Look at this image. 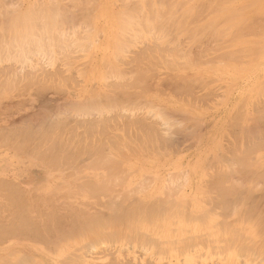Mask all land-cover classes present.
Wrapping results in <instances>:
<instances>
[{"label": "rangeland", "instance_id": "obj_1", "mask_svg": "<svg viewBox=\"0 0 264 264\" xmlns=\"http://www.w3.org/2000/svg\"><path fill=\"white\" fill-rule=\"evenodd\" d=\"M2 3H3V1L2 0H0ZM5 1H6V3H8L7 5L5 4V5H3L1 2H0V6L1 5H3V6H1V8L3 9H0V36H1V34H2V37H4V34H6L5 32H4V34H3V32L2 31H4V30H7V29H10L11 30V32H9L10 30H8L7 31V35H5L6 37H4L3 39H1L2 37H0V43L2 44V43H4L5 45H8L9 44V42H10V40L11 41H13V43L11 42V44H10V46H11V48H9L10 46L8 45V47H7V49H6V46H3V45H1L0 44V55L2 54V48L4 49V52H3V56H0L1 57V59L3 58V57H5L7 54L5 53V51L7 52L8 50L10 51V49H12V44H15V47H16V44H17V46H18V44L20 43V45H22V42H20L19 40L21 39V36H20V32H22L23 30L20 28V26L19 25H23L24 26V23H26V24H28L30 21H31V19L32 18H34L33 19V21L34 20H36V21H38V19L40 18V20L38 21V22H35V24H44V26H45V23L46 24H48V27H47V25L45 26V29L46 30H44V29H42L44 26L43 25H41L40 26V28H38L39 27V25L37 26V25H35V30H33L34 31V34H35V37L37 38V40H36V38L35 37H33L34 39H32V36H34L33 35V32L32 31H30V28H31V23L33 22V21H31L30 22V26L29 25H27L26 26V28L27 27H30L28 30H27V32L28 31H30V32H32V36H31V34H27V32H26V34L28 35H23L22 37H24V38H27L28 37V41H29V36H31L30 38V40H34V42H36V41H38L39 42V44H41V47H40V49H42L41 51L37 48V47H39V46H36L35 47V45H33L34 47L33 48H31L32 47V42H28V41H26L27 39H25L24 40V42H23V44H25V42H26V45H27V48H28V50H26L25 48H23L24 49V51L26 50V51H28L29 52V55L28 56H30V57H28V56H23L22 55V48H19V52H21V55L22 56H20L19 55V57L20 58H22L21 59V61H19L18 59H19V57L16 55V54H18L17 53V51H16V54H14V55H12L11 57H13V56H17L18 57V59H16L15 57H13V58H15V61L16 60H18L19 62H18V64L20 63L21 65H18L17 64V61L16 62H12V60H8V62H6L5 61V63H4V60H1L0 59V68H1V70H0V81H3V80H6L5 81V83H9L8 85H0V101H7V100H15V99H18L20 96H21V94L23 95V93L24 94H29L28 93V90H30L31 88H34V87H30V86H24V85H16V83L15 82H17V80H18V82L17 83H26V81L25 82H21L20 80H22V79H24L25 77V80L26 79H28V78H30L31 79V77H30V74L29 73H31V75H33L32 73H35L36 72V75H39L41 72L39 71V70H41V69H39V68H43V66H44V68L41 70V71H43L44 69H46L45 71H43L44 73L46 72V74L48 73V75H47V78H49V80H47V78L45 77V75H44V73L42 72L41 73V75L40 76H37V77H34V76H32V79L33 78H36V79H43V82L44 83H46L47 85H46V88H49L50 89V93H51V98H50V100H49V102H50V104L53 106V104H56V103H59V101L58 100H60V102H61V104L63 103L64 105H62V107L63 106H65L66 108H65V111H64V107L61 109L60 108V106L61 105H58L57 104V107H56V105H54V107H56V108H53V110H55V112H57L58 111V114L60 115H58V114H53V112H52V117L54 116V118L55 119H53V127L56 125V122L59 124V122H60V120L59 119H61L60 117H61V115H62V113L61 112H63V113H65L66 112V109H69L70 107H71V104L73 103V105H74V108L70 111V114H69V116L70 115H72V116H70V118H69V116H68V120H69V126L71 127L70 129H72L71 130V134H69V137H68V146H69V149H67V150H59V151H54L53 150V154H55L56 153V155H54V156H57V157H62V158H69V156H70V158L72 159V161H74V163H76V162H78V161H80V160H82V159H92L93 160V158H94V160L97 158V154H100V149H101V147H102V149H101V154H100V156H98L99 158H97V159H99V160H95V161H97V164L98 165H96V163L93 165L95 168H93V166L92 167H90L89 169L87 168V169H83L82 171H75L74 173V175H72V176H69V179H74V180H72V181H68L67 183H66V185H67V188L66 189H64V190H62V191H52V195L54 196V195H62L63 196V200H62V202H63V205L60 207V210L59 209H57V207L54 205V203H52V206H53V208H52V217H51V225H52V228H51V230H45L44 231V233H45V236H46V240L48 241H50V243H51V252H52V255H53V257L55 258V259H57V261H55V262H53L52 264H264V227H262V225L264 226V144H262V143H264V139H263V137H264V119H261V116L264 118V50L262 51V49H264V0H125L127 3H129V5L128 4H126V2L124 1V0H95L96 1V3H95V1H94V4L90 1L89 3H91L90 4V7L88 6V4L89 3H87V7L88 8H90V9H87V7L86 6H82V5H84V3H86V1L85 0H83V2H82V0L80 1H78V2H82L81 3V5H80V3L79 4H76V5H79L78 7H79V10H77V12H76V9L78 8H75L76 7V5H74L75 3L74 2H76V0L74 1V0H71V1H74V2H72V4L75 6H73L72 4H71V7H70V2L68 3V4H66V2H64V3H62V1L60 2L59 0H58V2L56 1V0H49V4H48V2H46L45 3V0H37L36 2H39V4H46L45 5V9L43 8L42 10H41V8H39V10H41V11H39L38 9H37V7L38 6H35V1H34V5H32V0H20L21 1V4L23 5H21L19 2V0H17V1H19V2H17V3H19L18 4V6H17V3H15V1H13V3L14 4H16V5H14L12 2H7V0H4V3H5ZM8 1H10V0H8ZM42 1V3H40ZM46 1H48V0H46ZM54 2V1H56V2H54V3H52V4H50L51 2ZM66 1H68V0H66ZM115 1V2H114ZM121 1V2H120ZM24 2H25V4H24ZM117 2V3H116ZM122 2H125V4H126V6H125V4L124 5H121V4H123ZM140 2H144L145 3V5L144 4H139ZM77 3V2H76ZM112 3V4H111ZM113 3H114V5H113ZM119 3V4H118ZM121 3V4H120ZM10 4V5H9ZM11 4H13V5H11ZM38 3L36 4V5H39ZM48 4V5H47ZM55 4V5H54ZM56 4H58V7H61V6H63L64 7V9H61L60 8V12L62 13V11L61 10H63V12H65L66 11V9L65 8H71V10H67V12H68V15H67V13L65 12V14L67 15L66 17H65V15H64V17L63 18H66V20L65 21H67V22H65V23H63L64 21H62L63 20V18H57V14L59 13V11H58V7H55V6H57ZM64 4V5H63ZM96 4V5H95ZM108 4V5H107ZM156 4V5H155ZM25 5V6H24ZM29 5V6H28ZM49 5H50V7H52V8H50L49 7ZM61 5V6H60ZM68 5H69V7H68ZM92 5V6H91ZM140 5V6H139ZM144 5V7L142 8L141 6H143ZM4 6H6L5 8H4ZM7 6H11V7H15V8H19L16 12H11V11H13L12 9H15V8H12V9H10L9 7V10L7 9ZM31 6H33V7H35V8H31ZM54 6V7H53ZM67 6V7H66ZM95 6H96V8H95ZM111 6H112V8H111ZM126 7V9L124 8H122V7ZM134 6H136L137 8L135 9V11L136 10H138V11H136L137 12V14H136V12H134ZM159 7V9H158V7ZM28 7H30V8H28ZM39 7H41L40 5H39ZM50 9H49V8ZM86 7V9H84V8ZM91 7H93V9L95 10H93ZM115 7V8H114ZM154 8V9H152V8ZM161 7V8H160ZM27 8H28V10H27ZM55 8H57V10H55ZM83 10H82V9ZM110 8V9H109ZM140 8H141V10H140ZM47 9H49V10H51V9H54L55 11H56V13H55V11L53 10H51L50 12L52 13H54V15H53V13L51 14L50 12V14L52 15H50V18H51V20H49L48 21V18L49 17H47L46 15H48V11L47 12H45ZM81 9V10H80ZM101 9V10H100ZM112 9H114V10H112ZM117 9V10H116ZM130 9V10H129ZM133 9V10H132ZM144 11H143V10ZM158 9V11H156ZM5 10H8V11H6V13H5ZM24 10H27L26 11V13H25V11ZM34 10H35V12H34ZM36 10H37V12H36ZM45 10V11H44ZM73 10H75V12L73 11ZM88 10V11H87ZM109 10V11H108ZM112 10V12H110ZM125 10H126V13H125ZM129 10V11H128ZM139 10L141 11V13L142 14H140V12H139ZM151 10H153L152 12H151ZM155 10V11H154ZM2 11H4V14H6L7 16H5L4 14L3 15H1V13H3ZM24 11V12H23ZM43 11V12H42ZM71 11L72 12H74V13H71ZM85 13H84V12ZM93 11V12H92ZM107 11V12H106ZM123 12V14H120V12ZM133 13H132V12ZM149 11V12H148ZM9 12H11L12 14H11V18L13 17V18H16V19H13L12 18V20H11V18H10V13ZM38 12H41V13H38ZM79 12V13H78ZM82 13V15L83 16H86L87 15V13L86 12H88V14H89V18H91L92 20H88V19H86V21H89L90 22V24L89 23H85V25L83 26V25H79V23H80V19H82L83 20V16L81 15V13ZM116 12V13H115ZM118 12V13H117ZM127 12H130L131 13V15H129ZM15 13H16V15H15ZM17 13H19L21 16H19V14H17ZM60 13V16H62L63 14H61ZM102 13V14H101ZM112 15H111V14ZM23 14V15H22ZM55 14H56V20H54V18L55 17H53V16H55ZM70 14H72V16L74 15V16H76V17H72V19L73 18H75L77 21L78 20H80V21H78L79 23H77L76 22V20H74L75 22H76V24H75V22L73 21V24L74 25H72V23H70L71 24V26H73V31L71 30V26H69V25H67L68 24V21H70V20H68V19H70L71 18V16H70ZM81 15L80 16V19H79V17H78V19H77V16H79V15ZM98 14V16L97 17H94L95 15H97ZM106 14V16H104V15ZM133 14V15H132ZM134 14H136V15H134ZM144 14V15H143ZM146 14V15H145ZM149 14H150V16H149ZM103 15V16H102ZM109 15H111V16H113V18L111 17V16H109ZM119 15H121V16H123V18H124V16L126 17V19H127V17L129 18V16H131V18H129V21H132V23L131 24H129V26L130 25H132V27H135L134 26V24H133V22H136V23H138V24H135L136 25V28H135V33H137V31H139L140 32V30H142L141 28H143L144 27V30L143 31H141V32H144L143 34H142V36H141V38L143 37V39H141L140 38V35L141 34H139V33H137L136 35L134 34V28H132L131 26V28L132 29H130V27L128 28L127 27V30H131L130 32V34L131 35H135L136 36V38H137V36H139V40L137 41V42H139L140 44L143 42L142 40H144L146 37H147V35H145L148 31H146V29H149L148 28V26H150V25H148L147 26V28H146V25H144V24H147L146 22H148V24H151V26L153 27L154 25H155V23H157V22H155V19H157V20H159V22L157 23L158 25V29H156L157 28V26L155 25L154 26V28L157 30L156 32H154V28H150V29H152L153 30V32H154V37L152 36L153 34L151 33V31H150V29H149V32L152 34V35H150V33L148 32L147 34L149 35L148 37L151 39V38H153V40L154 41H151L152 43H154L155 42V40L157 39V38H159L160 36V34H162L163 36H165V37H160L159 38V40H156V42H157V44L159 43V45H160V43L162 42V44L163 45H168V47L167 46H163V45H161V46H163L164 48H162L161 46H158L159 48L161 47L162 48V50H161V52H160V55H159V53H158V56H159V58H157L158 56L156 55L157 54V47H154L153 46V48L152 49H155V53H154V50H153V52L150 50L151 49V47H152V45H150L151 43H150V40L149 41H147L148 39L146 38V41L144 40V45L146 46V44H148V45H150L151 47H149L150 49V54H149V50L147 49V46H146V49H143L145 46L144 45H142V47H141V45L139 44V43H135V41L138 39H136V38H134V36H131V35H129L127 38H125L126 40L128 39V41H126L124 38H123V42H127L126 43V46H127V44H128V46H127V48H129V45L131 46V44H132V49L131 50H133L132 52H134V50H135V48H136V50L135 51H137V53L140 51L139 49L141 48L142 50H145V52L147 53V54H142V56L140 57V58H145L144 60H146V58H147V56H148V59H149V61H151L150 63V65H152V64H154V65H156V67L154 66V65H152V66H150L149 64H148V62H147V60H146V62L143 60V58L142 59H140L138 56V58L135 56L136 54H133V53H128L126 56H125V63H128L129 62V60H131V64L130 63H128L127 64V66H125V65H122V64H124L123 62H120L121 60L120 59H122V58H120L121 57V49L122 48H124L125 47V49H126V46H125V43H123V42H121V43H123V44H121L122 46H120V44H119V47H121V48H119L120 49V52H118V54H119V61L118 62H120V64H116L115 65V60L117 61V55L118 54H116V58H115V60H113V58L114 57H112L111 56V54H112V50H114L113 48H114V45H113V43H118L119 41L116 39V37H117V35L119 34V32H120V28L122 27V26H124L125 27V25H126V22L125 21H128V19L127 20H121V21H124V24L121 26V27H119V24L117 25L116 24V22H118L117 20H120V18L121 17H119ZM127 15H129V16H127ZM140 17V16H142L143 15V17L144 16H146L145 18H142V17H138V16ZM147 15H148V17H147ZM155 15V16H154ZM5 16L6 18L4 19L3 17ZM16 16V17H15ZM23 16V17H22ZM25 16V17H24ZM26 16H27V19L28 20H30V21H28V20H26L25 18H26ZM34 16V17H33ZM46 16V17H45ZM91 16H93V17H91ZM137 17V18H135L136 20H138V21H136V20H133V18L134 17ZM151 16H152V18H151ZM29 17V18H28ZM38 17V18H37ZM87 17V18H88ZM101 17V18H100ZM103 17V18H102ZM110 17V18H109ZM118 17V19H116L115 20V18H117ZM7 18L9 19V21H10V24H9V21H6L7 20ZM41 18H43L42 19V21H41ZM49 18V19H50ZM52 18H53V20H52ZM68 18V19H67ZM96 18H98V20L96 19ZM140 20H139V19ZM155 18V19H154ZM3 19V20H2ZM20 19H25L26 20V22H25V20H20ZM57 19H60V21H59V25L55 22V21H57ZM62 19V20H61ZM71 19V20H72ZM107 19V20H106ZM130 19H132V20H130ZM144 19V20H143ZM152 19H154V20H152ZM4 20H5V22H4ZM15 20V21H14ZM21 22H23V23H19L20 21ZM44 20H47V22L45 21V22H43ZM146 20V21H145ZM147 20H152L151 22H149V21H147ZM17 21V22H16ZM28 21V22H27ZM41 21V22H40ZM51 21H52V23H51ZM84 21V20H83ZM83 21L81 22V23H83ZM92 21V22H91ZM121 21H119V23H121ZM140 21H142V24H141V22ZM1 22H2V25H1ZM8 22V23H7ZM55 22V24L57 25V27L55 28V27H53L52 26V24ZM58 22V21H57ZM98 24H97V23ZM111 22V23H110ZM153 22H155L154 23V25H152V23ZM6 23V24H5ZM18 23H19V25H18ZM63 25H62V24ZM93 24V26H92V24ZM107 25H106V24ZM128 23V22H127ZM11 24H17L18 25V27L20 28L19 30H22V31H20L19 32V30L16 28V27H14L15 29H17V32H19V33H17V34H14L15 33V31H14V29H13V26L11 25ZM25 24V25H26ZM51 24V25H50ZM62 25V27H61V25ZM65 24V25H64ZM78 24V25H77ZM6 27H5V26ZM17 25H15V26H17ZM33 25V24H32ZM55 25V26H56ZM75 25H77V26H75ZM118 27H117V26ZM141 25V26H140ZM142 25H143V27H142ZM159 25H161V26H159ZM1 26H3V29H2V27ZM8 26V27H7ZM51 26V27H50ZM59 26V27H58ZM86 26V27H85ZM90 26H92V29H93V33H90V34H88L89 36H91V37H89L88 39H87V37H86V40H89V41H92V44L91 43H89L88 44V46L90 45L91 47H90V49H89V51L87 52V50H86V47L85 46H87L86 45V40H85V38H84V40L86 41V42H84L83 41V43L81 44L80 42V44L78 43V40H77V44L75 43L76 42V40H74L75 39V37L76 36H74V38H71V36L73 37V35H76V33L78 32H83V30L85 29V31H87L88 32V30H89V32H90ZM138 26H140V27H138ZM42 27V28H41ZM66 27L67 28H69L71 31V33H69V29L67 30L66 29ZM83 27H85L84 29H82ZM160 27H161V29H160ZM5 28V29H4ZM33 28V27H32ZM47 28H49V29H47ZM51 28H52V31H51ZM59 28H61L60 30H62V31H64L65 29L68 31V32H66V33H64V32H62V31H60V30H58ZM82 29V30H78V29ZM88 28V29H87ZM94 28H96L95 30L96 31H98L99 33H101L100 34V38L98 37L99 36V34H97L98 36H96L95 35V37H96V39H97V41L98 42H96L95 40V37H93L92 35H94V34H96L95 32V30H94ZM116 28V29H115ZM120 30H119V29ZM2 29V30H1ZM13 29V30H12ZM25 29V28H24ZM37 29L39 30V31H37ZM41 29H42V31H41ZM57 29V30H56ZM75 29L77 30V32L75 31ZM91 29V30H92ZM109 29V30H108ZM114 29H115V31H114ZM122 29H124V28H122ZM140 29V30H139ZM160 29V31H161V33H160V31H158ZM32 30V29H31ZM49 30V31H48ZM55 30V31H54ZM14 31V32H13ZM35 31H37V32H35ZM48 31V32H47ZM59 31V32H58ZM84 31V32H85ZM112 31V32H111ZM128 31V32H129ZM166 31H167V33H166ZM52 32V33H51ZM55 32V33H54ZM64 33L63 35L61 34V33ZM83 32V33H84ZM115 32H116V35H115ZM121 32H124V30L123 31H121ZM120 32V33H121ZM126 32V31H125ZM124 33V34H129V33ZM146 32V33H145ZM157 32H158V34L159 35H157ZM169 32V33H168ZM12 33V34H11ZM23 33V32H22ZM39 33H43V34H39ZM54 33V35L56 34V33H58V34H56L55 36L54 35H51V34H53ZM108 33V34H107ZM171 33H173V34H175V35H173V34H171ZM191 34V36H190V34ZM11 34V35H10ZM24 34V33H23ZM36 34H38V35H36ZM45 34V35H44ZM47 34V35H46ZM66 34H68V36L66 37ZM104 34V35H103ZM109 35L110 34V36H107V35ZM169 35L168 37H167V35ZM183 34V35H182ZM192 34H193V36H192ZM204 34H205V36H204ZM10 35V36H9ZM13 35H15L14 36V38L16 39V36H17V41L16 40H14L13 39ZM22 35V34H21ZM44 35V36H43ZM59 35V36H58ZM79 35V34H78ZM84 35H86V32L84 33ZM102 35V36H101ZM114 35V38L112 37ZM121 35H122V33H121ZM121 35H119V36H121ZM144 35H145V38H144ZM172 35V36H171ZM197 35V37H195ZM200 35V36H199ZM18 36H20V39H19V37ZM52 38V36L53 37H55L56 38V40H55V38H52V40L49 38ZM64 37V38H62V39H60V37ZM80 36H82V34L80 33ZM79 36V37H80ZM87 36V35H86ZM104 36V37H103ZM118 36V37H119ZM122 36H124V35H122ZM121 36V37H122ZM156 36H158L157 38H156ZM208 36V37H207ZM39 37H40V39H39ZM47 37V38H46ZM57 37H59V38H57ZM78 37V38H79ZM94 38V40H93V38ZM117 37V38H118ZM120 37V38H121ZM169 37H170V40H169ZM173 37H175V38H173ZM178 37V38H177ZM180 37H182V38H180ZM192 37H195V38H198V39H195V41H194V39L192 38ZM199 37H201V38H199ZM10 40H9V39ZM45 38V39H44ZM68 38H70V40L68 39ZM83 38H82V40H83ZM106 38V39H105ZM136 39L135 41H134V39ZM163 38H165V39H163ZM187 38V39H186ZM216 38V39H215ZM39 39V40H38ZM42 39V40H41ZM53 39H54V41H53ZM69 41H71V42H69V43H71V44H69L68 43V40ZM114 39V40H113ZM132 41H131V40ZM163 39V40H162ZM166 39L168 40L167 42H166ZM172 39V40H171ZM177 40V41H175V40ZM209 39V41H207ZM7 40V41H6ZM40 40H41V42H40ZM50 40V41H49ZM61 40H64V43H65V41H66V43H67V46H66V44L65 45H62L61 46V44H62V41ZM80 40V39H79ZM114 42H113V41ZM118 41V42H115V41ZM122 40V39H121ZM129 40L131 41V42H129ZM162 40V41H161ZM206 41V43H204L205 41ZM215 40V41H214ZM4 41V42H3ZM14 41H16L17 43H15ZM43 41H44V43H43ZM51 41H52V45H53V42H56V43H58V45H59V43H60V45H59V47L61 46L62 48L64 47V46H66L65 48H67L68 49V47H72V46H75V48H76V45L79 47H77V49H80V51H82V49H83V53L85 54V56H79V55H82L81 54V52L78 50L77 51V49H75V48H73L78 54L76 55V56H74V57H72V58H74V64H71V63H73V62H71L72 61V59H71V63H69V61L67 62V60H65V61H63L62 59H65L64 58V54L62 53V52H66V50L67 49H65V48H63V49H65L64 51H62V49H60V51H59V53L57 52V50H59V48H58V45L56 44V43H54L56 46H57V48L58 49H56V46L55 45H51L50 46V44H51ZM93 41H95V43H97V44H93L94 42ZM112 41V42H111ZM160 41V42H159ZM172 41V42H171ZM187 41V42H186ZM189 41L191 42L190 44H188L189 43ZM198 41H200V42H198ZM27 42H28V44H27ZM33 42V43H34ZM37 42V43H38ZM48 44H47V43ZM50 42V43H49ZM82 42V41H81ZM106 42V43H105ZM134 43V45L136 44V46L138 45V47H136V46H134L133 47V43ZM147 42V43H146ZM173 42H175V43H173ZM180 42V43H179ZM211 42V43H210ZM6 43H8V44H6ZM36 43V44H37ZM43 43V44H42ZM46 43V44H45ZM63 43V44H64ZM88 43V42H87ZM109 43V44H108ZM131 43V44H130ZM176 44V45H173V44ZM179 43V44H178ZM183 43H184V45H183ZM187 45H186V44ZM193 43V44H192ZM199 43V44H198ZM208 43V44H207ZM35 44V43H34ZM85 44V45H84ZM105 46H104V45ZM170 44V45H169ZM196 44H198V45H196ZM205 44V45H204ZM210 44H212V45H210ZM30 45V46H29ZM43 45V46H42ZM46 45H48V46H46ZM70 45V46H69ZM82 45V46H81ZM113 45V46H112ZM118 45V44H117ZM153 45H155L156 46V44H153ZM179 45V46H178ZM181 45V46H180ZM192 45H194V46H192ZM201 45H203L202 47H201ZM2 46V47H1ZM44 46H46L45 48H47V50H45L43 47ZM49 46H50V48H49ZM55 46V51L53 52L52 51V49H51V47L53 48ZM94 46L98 49L99 48V50H97V49H95L94 48ZM124 46V47H123ZM144 46V47H143ZM175 46V47H174ZM188 46H190V48H191V51H190V49H187V48H189ZM263 46V47H262ZM14 47V46H13ZM29 47H30V49H29ZM60 47V48H61ZM81 47V48H80ZM101 47H103L102 49H101ZM110 47H112V48H110ZM140 47V48H139ZM168 49H167V48ZM170 47V48H169ZM173 49H172V48ZM201 47V48H200ZM9 48V49H8ZM36 49V51H35V49ZM49 48V49H48ZM179 48V49H178ZM199 48V49H198ZM6 49V50H5ZM15 49V48H14ZM16 49H18V48H16ZM33 49V54L31 53V51L30 50H32ZM70 49V48H69ZM72 49V48H71ZM72 49V50H73ZM95 49V50H94ZM111 49V50H110ZM130 49V48H129ZM40 52H39V51ZM72 50H70V51H72ZM102 50V51H101ZM124 49H122V51H123ZM128 50V49H127ZM124 50V52H129V51H131V50ZM158 50H160V49H158ZM168 50V51H167ZM171 50V51H170ZM188 50V51H187ZM206 50V51H205ZM210 50V51H209ZM12 52H14V50H11ZM43 51H46V54H45V52H43ZM48 51V52H47ZM50 51V52H49ZM62 51V52H61ZM75 51H72V53H76ZM109 51V52H108ZM115 51H118V49L117 50H115ZM170 51V53L173 51V55L171 56H169V57H167L166 56V54H170V53H168ZM212 51V52H211ZM257 51V52H256ZM35 52V53H34ZM37 52V53H36ZM42 52L44 53V54H42ZM67 52H68V50H67ZM101 52V53H100ZM124 52L122 53V54H124ZM142 52V51H141ZM159 52V51H158ZM167 52V53H166ZM177 52V53H176ZM180 52H181V54H183V55H181L180 54ZM200 52V53H199ZM216 52H220V53H216ZM262 52V53H261ZM24 54H25V52H23ZM40 53H41V56H40ZM50 53H51V55H50ZM55 53H58V54H61V56L63 57L62 59H61V56H59V55H56V56H54V54ZM72 53H70V52H68L67 54L68 55H70V54H72ZM91 53V54H90ZM116 53V52H115ZM153 53V55H155V57L154 56H151V54ZM163 53H165V54H163ZM197 53V54H196ZM205 54L204 56H202V58H200V54ZM207 53V54H206ZM11 55V53H8V55ZM13 54V53H12ZM34 54H36V55H34ZM49 56H48V55ZM67 54L65 53V55L67 56ZM89 54V55H88ZM132 54H133V56H132ZM164 55L165 56V58L168 60V59H170V60H168V63H167V65L168 64H170L169 66H167L166 65V67L165 66H161V65H163V63L164 62H167L166 60L164 61L163 59H161V58H164V56L162 57V55ZM220 54V55H219ZM248 54V55H247ZM260 54H262V55H260ZM9 55V56H10ZM27 55V54H26ZM43 55H45L44 57H43ZM47 55V56H46ZM54 57H56V58H53L54 59V61L52 60V57L53 56ZM88 55V56H87ZM115 55V54H114ZM113 55V56H114ZM139 55V54H138ZM141 55V54H140ZM139 55V56H140ZM144 55H147V56H144ZM150 55V56H149ZM183 57V59H182V61H183V63H185V62H188V60L191 62V63H185V66H183V64H181L180 63V61H181V56ZM185 55H186V57H185ZM194 55V56H193ZM33 56V57H32ZM70 56H73V54L72 55H70ZM70 56H68V58L70 57ZM87 56V57H86ZM127 56H131V58L132 59H129ZM157 56V57H156ZM161 56V57H160ZM179 56V57H178ZM190 56V58H187V57H189ZM192 56V57H191ZM10 57V58H11ZM23 57H27L28 59H26V58H23ZM35 57V58H34ZM46 57V59H44ZM51 57V58H50ZM136 57V58H135ZM150 57V58H149ZM151 57H153L154 58V60L155 61H161V63L159 64L158 62H155L154 60H152L151 59ZM172 57H173V59H172ZM175 57H178L179 58V62L177 61L178 60V58H175ZM181 57V58H180ZM207 57V58H206ZM261 57V58H260ZM6 58H9V57H6ZM9 58V59H10ZM12 58V59H13ZM32 59L33 60V64H31L32 63V61L30 60V59ZM35 60H34V59ZM67 57H66V59H68ZM157 58V59H156ZM200 58V59H199ZM205 58V59H204ZM25 61H24V60ZM37 59V60H36ZM41 59H42V61H41ZM59 59H61L62 61H60ZM110 59V60H109ZM137 60V62H139V64H137L136 63V61L135 60ZM141 61H140V60ZM204 59V60H203ZM219 60V62H218V60ZM28 60H30L29 61V63L26 65V63L28 62ZM49 60V61H48ZM60 62V63H58V61ZM70 60V59H69ZM86 60H89V61H86ZM104 60V61H103ZM106 60L109 62H111L112 63V66L109 64H105L106 63ZM112 60H113V62H112ZM124 60V59H123ZM132 60H134V61H132ZM139 60V61H138ZM143 60V61H142ZM172 60H173V62H172ZM184 60H185V62H184ZM196 62H195V61ZM212 60V61H211ZM233 60V61H232ZM243 60H244V62H243ZM9 61H11V62H9ZM14 61V60H13ZM39 63H38V62ZM46 61V62H45ZM128 61V62H127ZM154 61V63H152ZM162 61H163V63H162ZM169 61H171V63H175V64H171ZM176 61V62H175ZM242 61V62H241ZM248 61V62H247ZM2 62V63H1ZM31 62V63H30ZM37 62V63H36ZM48 62V63H47ZM86 62V63H85ZM101 62V63H100ZM103 62V63H102ZM105 62V63H104ZM143 62H144V64H143ZM193 62H195V65H194V63ZM226 62V63H225ZM233 62V63H232ZM240 62V63H239ZM254 62V63H253ZM4 63V64H3ZM12 63V64H11ZM13 63H15V64H13ZM41 63V64H40ZM50 63H51V65H50ZM52 63H54V66H53V64ZM56 63V64H55ZM61 63H69L68 64V66H67V64L65 65V66H67V67H63V66H61V65H63V64H61ZM82 63H85V64H83V65H86V66H84L83 67V65H82ZM97 63H99V64H97ZM132 63H134V64H132ZM141 63V64H140ZM157 63V64H156ZM177 63V64H176ZM179 63L181 64V66L179 65ZM205 63V64H204ZM220 63V64H219ZM224 63V64H223ZM247 63H248V65H247ZM250 63V64H249ZM251 63H253V64H251ZM10 64V65H9ZM38 64V65H37ZM47 64V65H46ZM50 66H53V67H50ZM59 64V65H58ZM70 64H71V66H72V68L70 69ZM105 64V65H104ZM129 64L130 65H134V67L133 66H130V69H129ZM136 64V65H135ZM146 64H148L147 66L148 67H146ZM190 64L191 65H194V67H192V66H190ZM223 64V65H222ZM242 64V65H241ZM2 65V66H1ZM4 65V66H3ZM5 65H7V66H5ZM9 65V66H8ZM15 65V66H14ZM29 65V66H28ZM32 65V67L33 68H38V69H34L33 70V68L32 67H30ZM37 65V66H36ZM40 65V66H39ZM77 65H79V66H77ZM81 65V66H80ZM140 65H141V67H140ZM157 65H159L160 67H158ZM174 65V66H173ZM210 65V66H209ZM10 66H12L11 67V70L9 69L10 68ZM16 66L18 67V68H16ZM21 68H20V67ZM25 66H27V67H24ZM36 66V67H35ZM39 66V67H38ZM45 66H47V68L45 67ZM49 66V67H48ZM74 66H75V68H76V70L78 71H80V69H83V72H85L84 73V76H82V77H84L85 78V80H83L82 79V77L80 76V73H76V70L74 71ZM110 66V67H113L114 66V68L115 67H120V68H116L117 69V72L119 73V77H121V74L124 76V82H125V84H124V82H122V77L121 78H119L120 80H117V77L116 76H114L113 75V69H112V76H114V77H116V79L115 78H113L112 76H111V72L109 71V73H107V74H109L110 75V80H111V83H115L114 82V80H117L116 81V83L115 84H117L118 83V85L119 84H122V85H125L123 88V90H125V92L122 90V87L119 85V89H117L118 88V86H117V88H115V86H112V84L110 83V81H108V79H107V77L109 78V76L106 74H104L103 73V70L104 69H106L107 70V68ZM180 67V68H178V67ZM183 66V68H181ZM187 66H189V67H191V68H188ZM219 66V67H218ZM234 66V68L232 69V67ZM8 69H7V68ZM30 67V68H29ZM56 67V68H55ZM58 67V68H57ZM69 67V69L70 70H72L71 72H69L68 71V69H67V71L65 70V68H68ZM79 67H82V68H79ZM134 69H136V70H134ZM151 67H152V69H151ZM153 67H154V69H153ZM163 67V68H162ZM164 67H165V70H162V69H164ZM173 67V68H172ZM187 67V68H186ZM218 67V68H217ZM5 69V70H3V69ZM12 68H14V69H12ZM15 68H16V70L17 69H21L20 70V72H18V70L16 71L15 70ZM27 68H28V70H27ZM59 69L58 71H61V74L60 73H58L57 72V70H56V72L58 73V74H56V72H55V69ZM64 68V69H63ZM85 68V69H84ZM121 68H122V70H121ZM127 68L129 69V70H127ZM142 70H141V69ZM162 68V69H161ZM202 68V69H201ZM24 69H25V71H27V72H24ZM29 69H32V71L30 72V70ZM54 69V70H53ZM115 69V70H116ZM133 69V70H132ZM149 69V70H148ZM166 69H168V70H166ZM171 69H172V71H171ZM175 69V70H174ZM182 69V70H181ZM194 69V70H193ZM219 69H220V72H219ZM230 69V70H229ZM241 69V70H240ZM7 70H9V72L7 71ZM14 70V71H13ZM38 70V71H37ZM102 70V71H101ZM114 70V71H115ZM132 70V71H131ZM146 70V71H145ZM147 70H148V72H147ZM152 72H151V71ZM153 70H155V71H153ZM181 70V71H180ZM199 70H200V72H199ZM215 72H214V71ZM232 70H234V71H232ZM237 72H236V71ZM11 71V72H10ZM35 71V72H34ZM66 71V72H65ZM75 72V74H74V72ZM82 71V70H81ZM120 71V72H119ZM125 71H127L128 72V75L126 74L127 72H125ZM143 71H145V72H143ZM170 71V72H169ZM176 71V72H175ZM208 71V72H207ZM210 71V72H209ZM5 72V73H4ZM7 72V73H6ZM22 72H24V73H26V74H24L23 73V75H22ZM29 72V73H28ZM55 72V73H54ZM73 72V73H72ZM82 72V73H83ZM124 72H125V74L128 76H126V75H124ZM147 72V73H146ZM219 72V73H218ZM9 73H11L12 75L14 74V77L12 76V78H10L11 76H10V74ZM20 74V77H19V79H17L16 81H15V78ZM37 73H39V74H37ZM71 73V74H70ZM81 73V74H82ZM116 73V72H115ZM114 73V74H115ZM118 73H116L117 74V76H118ZM136 73V74H135ZM146 73V74H145ZM149 73H151V74H149ZM237 73V74H236ZM1 74H4V76L3 75H1ZM7 74V75H6ZM49 74H53V75H55V77L52 75H49ZM76 74H78V76H80L79 77V79L77 78V76H75ZM105 76H107V77H105V80L103 79V76L104 75ZM115 74V75H116ZM129 74H134V77H130V75ZM139 74H141V77H139L138 75ZM153 74V75H152ZM162 74V75H161ZM164 74V75H163ZM167 74V75H166ZM185 74V75H184ZM209 76H208V75ZM6 75V76H5ZM9 75V76H8ZM17 75V76H16ZM26 75H28V76H26ZM59 75V76H58ZM63 77H62V76ZM67 75H68V78H67ZM86 75H87V78H86ZM95 75V76H94ZM102 75V76H101ZM143 75V76H142ZM146 75H147V77H146ZM174 75V76H173ZM177 75V76H176ZM3 76V77H2ZM16 76V77H15ZM23 76V77H22ZM45 77V78H43V77ZM72 76H75V77H72ZM125 76H126V78L127 79H129L127 82L125 81V80H127L126 78H125ZM145 76V77H144ZM153 76V77H152ZM200 76V77H199ZM4 77H7V78H5L4 79ZM22 77V78H21ZM42 77V78H41ZM67 78L66 80H65V78ZM70 77H72V78H70ZM95 77V78H94ZM136 77H138L137 78V81H136ZM167 77V78H166ZM184 77V78H183ZM191 77V78H190ZM10 78V79H9ZM18 78V77H17ZM56 78V79H55ZM60 78H61V80H60ZM64 78V79H63ZM145 80H144V79ZM155 78V79H154ZM181 78V80H179ZM196 78V79H195ZM2 79V80H1ZM78 79V80H77ZM88 79V80H87ZM106 79H107V81H106ZM165 79V80H164ZM166 79H169V80H166ZM174 79V80H173ZM177 79V80H176ZM186 79V80H185ZM191 79H193V80H191ZM195 79V80H194ZM211 79V81H209V80ZM216 79V80H215ZM7 80H9L8 82H7ZM47 80V81H46ZM73 80V81H72ZM78 83H76L75 81ZM80 80V81H79ZM102 80V81H101ZM103 80L105 81V82H103ZM130 80H132V81H130ZM144 80V81H143ZM162 80V81H161ZM173 82H172V81ZM187 80H189V81H187ZM191 80V81H190ZM203 82H202V81ZM20 81V82H19ZM49 81V82H48ZM61 81L63 82V83H61ZM66 81V82H65ZM118 81H121L120 83L118 82ZM133 84H131L130 82ZM134 81H136V82H138L137 83V88H136V84H134ZM192 81H193V84L194 85H192ZM200 81V82H199ZM214 81V82H213ZM56 82V83H55ZM82 84H81V83ZM100 82V83H99ZM109 82V83H108ZM190 82V84H188ZM207 82H211V83H207ZM11 83H15V85H10ZM28 83V82H27ZM51 85H50V84ZM66 83H69V85L68 84H66ZM141 83V84H140ZM142 83H143V85H142ZM220 83V84H219ZM49 84V85H48ZM55 84H59L58 86L57 85H55ZM128 84H131L130 86H132L133 88H131ZM142 86H140V85ZM145 84V85H144ZM198 84V85H197ZM205 84H207V85H205ZM262 84V85H261ZM68 85V86H67ZM71 85V86H70ZM80 85V86H79ZM108 85V86H107ZM129 86L131 89H129V87H127V86ZM139 85V86H138ZM150 85H151V87H150ZM174 85V86H173ZM260 85V86H259ZM1 86H3V87H1ZM8 86H9V88H10V86H11V88H10V90H8ZM12 86H16L14 89H13V87ZM51 86V87H50ZM67 86V87H66ZM91 86V87H90ZM105 86V87H104ZM106 86H107V88H106ZM111 86L114 88H111ZM181 86V87H180ZM186 86H187V88L188 89H185L186 88ZM216 86V87H215ZM222 86H225V87H222ZM6 88L7 90V92L5 91V90H3L2 88ZM29 87V88H28ZM64 87V88H63ZM73 87V88H72ZM88 87H89V89H88ZM94 87V88H93ZM109 87V88H108ZM121 87V88H120ZM125 87H127V89H125ZM176 87V88H175ZM200 87V88H199ZM205 87V88H204ZM207 87V88H206ZM219 87V88H218ZM4 88V89H5ZM17 88V91L15 90ZM94 89V91H93V89ZM96 88V89H95ZM106 88V89H105ZM146 88V89H145ZM152 88V89H151ZM179 88H180V92H179ZM21 89V90H20ZM59 89V90H58ZM140 89V90H139ZM165 89V90H164ZM168 89V90H167ZM210 89V90H209ZM215 89V90H214ZM217 89H220V91L219 90H217ZM263 89V90H262ZM3 90V92H1ZM24 90H27V91H24ZM56 90V91H55ZM108 90V91H107ZM112 90V91H111ZM116 90V91H115ZM162 90H164V91H162ZM175 90V91H174ZM188 90V91H187ZM208 90V91H207ZM48 90L46 89V92H47ZM111 91V92H110ZM161 93H160V92ZM209 91H210V93H209ZM91 92V93H90ZM122 94H121V93ZM128 92V93H127ZM141 92H143V94L141 93ZM152 92V93H151ZM176 92V93H175ZM192 92V93H191ZM219 92V93H218ZM86 94V95H88V96H90L91 97V99H90V97H89V100H91L92 101V103L93 102H95V100H97L96 102H99L100 101V103H101V100H99L98 98H101V97H104V99H102V101L104 100L105 102L104 103H102L100 106H99V104L96 106V104H94L93 103V105H92V108H91V105H90V102L91 101H89L88 103H89V105L86 107L85 106V104H86V102H85V104H84V102H81L83 105H81L80 106V102H78V104H79V106L77 105V103H75V102H72L70 99H68L70 96H72V94ZM113 93V94H112ZM139 93V94H138ZM179 93V94H178ZM183 93V94H182ZM212 93V94H211ZM42 94H43V92H42ZM62 94V95H61ZM64 94V95H63ZM101 96H100V95ZM104 94L107 96V98L109 97V95H110V97L107 99V100H113V103L112 104H115L116 106L115 107H117V109L115 108V107H113L114 105H112L109 101H107L106 100V97L104 96ZM115 94H118V95H115ZM131 94H133V96L131 95ZM166 94V95H165ZM188 96H187V95ZM95 95V96H94ZM178 95H179V97H178ZM190 95V96H189ZM96 96H98V97H96ZM135 96H137V97H135ZM175 96H176V98H175ZM187 96V97H186ZM217 96V97H216ZM92 97H93V99H94V97H96L94 100L92 99ZM112 97H114V99H112ZM123 97V98H122ZM125 97V98H124ZM131 97V99H129ZM132 97H134L133 99H132ZM202 99H201V98ZM204 97H205V99H204ZM39 98V97H38ZM58 98H60V99H57ZM61 98L65 101V99H66V101L68 100V102L70 103V105H68L67 104V102L65 101H61ZM122 98V99H121ZM181 98H183V99H181ZM190 98H194L193 100L192 99H190ZM126 99H128V100H126ZM138 100V101H136L137 103H135V101L134 100ZM147 99H148V101H147ZM28 100H30V98L28 99ZM117 100H119L118 102L119 103H117ZM130 100V101H129ZM139 100H142V101H139ZM183 100V101H182ZM186 100V101H185ZM201 100V101H200ZM208 100V101H207ZM262 100V101H261ZM51 101H53V103L51 102ZM55 101V102H54ZM71 101V102H70ZM106 101H107V104H109L108 105V108H109V110H111L112 111V109L111 108H114L113 109V113H115V115L117 114V116H121V119H118L117 118V116H115V115H108V114H113V113H111V111H108L107 110V107H106ZM122 101V102H121ZM132 101H134V102H132ZM188 101V102H187ZM216 101H218V102H216ZM95 102V103H96ZM115 102V103H114ZM146 102V103H145ZM194 102V103H193ZM203 102V103H202ZM205 102V103H204ZM125 103H126V105H125ZM139 103V104H138ZM142 103V104H141ZM149 103H150V105H149ZM187 103V104H186ZM188 103H189V105H188ZM193 103V104H192ZM60 104V103H59ZM75 104L77 105V106H75ZM105 104V105H104ZM119 104V105H118ZM120 104L121 105H124L122 108H123V113H122V115L124 114V112L126 111L127 112V110H125L127 107L126 106H131V104L134 106V110L132 109L133 107H130V109H132V111L129 113V112H127V114L125 115H121L120 113L122 112V108H121V106H120ZM130 104V105H129ZM135 104V105H134ZM138 104V105H137ZM140 104H141V106L143 105V107L142 108H144V106H145V108H146V106L147 105H149L148 107L149 108H152L153 107V109H155L156 107L159 109V108H162V110L164 111V114H163V112H162V110H160L159 109V111H160V113L162 112V114H154L155 112H157V108H156V110L155 111H152V110H150V111H152V112H150L149 111V108H147L146 110H145V108L144 109H142V110H140V111H136V110H138L137 109V106H138V108H141V106H140ZM192 104V106L190 107V105ZM197 104V105H196ZM260 104V105H259ZM153 105V106H152ZM161 105V106H160ZM202 105V106H201ZM258 105H259V107H258ZM70 106V107H69ZM83 106H85L84 108H83ZM118 106H119V108H118ZM135 106H136V110H135ZM150 106H152V107H150ZM263 106V107H262ZM69 107V108H68ZM80 107V108H79ZM90 107V108H89ZM94 107L95 108H97L96 110L94 109ZM99 107L101 108V109H99ZM102 107H105V108H102ZM126 107V108H125ZM200 107V108H199ZM260 107H262V110L263 111H260L261 110V108ZM60 108V109H59ZM120 108H121V110H120ZM129 108V107H128ZM206 108V109H205ZM58 109V110H57ZM71 109V108H70ZM103 109V111H100V110H102ZM185 109V110H184ZM258 109H259V111H258ZM125 110V111H124ZM76 111V112H75ZM104 111H106V114H103L104 113ZM109 113H108V112ZM128 111H129V109H128ZM133 111L135 112V113H133ZM158 111V112H159ZM171 111H173V112H171ZM175 111V112H174ZM180 111V112H179ZM188 111V112H187ZM260 112L259 114H256V113H258V112ZM75 113V115H73V114H71V113ZM78 112V113H77ZM88 112H90V113H88ZM95 112V113H94ZM97 112V113H96ZM102 112V113H101ZM119 112V113H118ZM125 112V113H126ZM140 112V113H139ZM144 112V113H143ZM149 112V113H148ZM154 112V113H153ZM168 112L170 113V114H168ZM101 113V114H100ZM108 113V114H107ZM128 113H129V116L131 117L132 116V119H133V117H135V116H137L138 114H140V116L142 117V118H146L147 119V122H151L152 120H154L153 122H152V124L154 125H151V126H153V130H151L150 129V125H148V123H147V125H148V127H146L145 126V123H146V119H142V126H144V127H140V125H138L140 128H138V126L135 124H132V125H130L131 123H133L134 122V119H133V122H130V121H132V119H130V117H128ZM141 113L143 114V115H141ZM148 113V115L149 114H153V115H150V121H149V117H148V115L146 116L145 114H147ZM172 113V114H171ZM182 113V114H181ZM186 113V114H185ZM232 113V114H231ZM77 114V115H76ZM79 114H81V116H79ZM91 114H93L92 116H91ZM95 114H96V116H95ZM100 114V116H98V115ZM135 114H137V115H135ZM165 114L167 115L166 117H170L169 118V121H168V118L167 119H165ZM174 114V115H173ZM178 114H181V115H178ZM183 114H185V115H183ZM65 114H63V116L62 117H65L64 116ZM83 115V116H82ZM85 115H87V116H85ZM155 115V116H154ZM156 115H157V117L162 121H159V125H158V123H156L159 119L156 117ZM159 115V116H158ZM182 116V117H176V116ZM59 116V117H58ZM86 118H85V117ZM104 116V117H103ZM107 116H109L108 117V119H107ZM114 116V117H113ZM140 116H138V118L140 117ZM146 116V117H145ZM162 116V117H161ZM164 116V117H163ZM184 116V117H183ZM188 116V117H187ZM190 116V117H189ZM203 116V117H202ZM58 117V118H57ZM94 117V118H93ZM110 117H111V119H110ZM174 117L175 118H177V119H174ZM259 117V118H258ZM57 118V119H56ZM73 118H76V119H73ZM92 118V119H91ZM100 118H102V119H100ZM120 118V117H119ZM156 118H157V121H156ZM162 118H164L165 120H167L168 122H170L171 121V118H173V123H172V121H171V123H168V122H164V119H162ZM182 118H183V120H182ZM256 118H258V119H256ZM82 119H84V120H82ZM95 119H97V120H95ZM107 119V120H106ZM118 120V122H119V124L118 123H116L115 122V120ZM124 119H128L127 121L126 120H124ZM181 119V120H180ZM261 119V120H260ZM55 120V121H54ZM73 120V121H72ZM93 120V121H92ZM99 120V121H98ZM101 120H104V121H101ZM174 120L175 121H177L178 122V120H179V126H178V129H177V123L176 122H174ZM188 121V122H185V121ZM196 120H197V122L199 121V120H201V121H199L198 123L196 122ZM253 120H255V121H253ZM72 121V122H71ZM83 121H85V122H83ZM88 121H92V122H90L89 124H90V126L92 125V126H95V127H93V131L95 130V132H90L91 131V129L89 130V133L87 132V129H86V127L85 126H87V123H88ZM108 122V125H106L107 124V122ZM143 121H145V122H143ZM156 121V122H155ZM181 121V122H180ZM231 123V124H228L229 122ZM111 122V123H110ZM123 122V123H122ZM124 122H126V123H124ZM166 123V125L167 126H165V124L164 123ZM240 122V123H239ZM74 123V124H73ZM81 125H80V124ZM84 123V124H83ZM99 123V124H98ZM113 123L114 124H117L116 126L115 125H113ZM120 123H121V125H120ZM128 123H129V126H128ZM182 123V124H181ZM189 123V124H188ZM192 123H194L193 125H192ZM196 123V124H195ZM238 123L241 125V126H239L238 125ZM83 124V125H82ZM101 124H102V126H101ZM110 124H112L111 126H109ZM124 124V125H123ZM139 124V123H138ZM174 124V125H173ZM184 124V125H183ZM228 124V125H227ZM261 124V125H260ZM85 125V126H84ZM162 125V126H161ZM164 125V126H163ZM171 125H172V127H174V128H172V129H175L176 131H174V133L175 132H177V133H175V134H173L172 132V130L170 129L171 128ZM176 125V126H175ZM180 125H181V127H183V128H181L180 129ZM186 125H187V127H186ZM202 125V126H201ZM259 125V126H258ZM73 126V127H72ZM75 126V127H74ZM82 126V127H81ZM98 126V127H97ZM105 126H107V127H105ZM121 128H120V127ZM132 126V127H131ZM137 127V130H140V131H136V127ZM170 126V127H169ZM185 126V127H184ZM188 126H190V128L188 127ZM196 126L197 127V129L199 130H197V129H195L194 127ZM226 126V128H224ZM228 126V127H227ZM230 126V127H229ZM257 126V127H256ZM100 127H102V128H100ZM105 127V128H104ZM114 127V128H113ZM164 128V129H161V128ZM241 127H243V128H241ZM261 127V128H260ZM83 128H84V130H83ZM107 128V129H106ZM126 128H128V130L126 129ZM148 128V129H147ZM157 130H156V129ZM187 128H189V129H187ZM237 128H239V129H237ZM244 128H246V129H244ZM249 128H250V130H251V132H250V130H249ZM102 129V130H101ZM135 129V130H134ZM179 129H180V131H179ZM185 129H187L185 132L183 131V130H185ZM193 129V130H192ZM229 129V130H228ZM234 129H235V131L237 130V132L238 133H236L235 131H234ZM256 129V130H255ZM258 129H260V130H258ZM98 130V131H97ZM100 130V131H99ZM106 130V131H105ZM145 130H148L147 132L148 133H150V136L147 134V132L145 131ZM161 131V134L159 133L160 131ZM162 130H164V131H162ZM245 130V131H244ZM248 130V131H247ZM102 131H104L103 133H102ZM153 131V132H152ZM156 131V132H155ZM158 131V132H157ZM165 131L168 133V135H169V133L171 132V134L169 135L170 137H169V139H168V135H165L164 134V136L167 138V140H169V141H167L166 140V138L164 137L163 139L161 138V136H162V134L163 133H165ZM97 132H98V134L100 133V137L102 138H100L99 136H98V134H97ZM129 132V133H128ZM138 132V133H137ZM163 132V133H162ZM181 133V135H179L178 133ZM187 132H188V134H187ZM234 132L237 134V136L234 134ZM262 132V133H261ZM95 133V134H94ZM110 133V134H109ZM113 135H112V134ZM135 133V134H134ZM154 133V134H153ZM155 133H156V135L158 136H156L155 135ZM183 133H184V135H183ZM246 133V134H245ZM252 135H251V134ZM103 134V135H102ZM107 134V135H106ZM137 134H139V135H137ZM140 134L142 135V134H144V135H146V136H149V137H147L148 138V141H149V143H147L146 142V140H147V138H145L146 140H144V142H145V145H144V142L142 141L143 140V138L144 137H146V136H140ZM176 134H178V135H176ZM243 134H245L244 136H243ZM250 134V135H249ZM58 135V134H57ZM55 136V134H53V141H55L57 138L56 137H58L59 138V135L58 136ZM74 135L76 136V138L74 137ZM91 137H90V136ZM111 136V138L113 139V141H112V139L110 138V140H109V137ZM130 135H131V138H130ZM153 135V136H152ZM161 135V136H160ZM246 135H249V136H246ZM258 136V138H257V136ZM55 136V137H54ZM84 136V137H83ZM85 136H86V138H85ZM88 136H89V139H88ZM95 136V137H94ZM106 136H109V137H107V138H104V137H106ZM138 138H137V137ZM139 136H140V138H139ZM153 138H152V137ZM160 136V137H159ZM172 136H175V137H172ZM181 136V137H180ZM182 136L184 137V138H182ZM191 138H190V137ZM235 136V137H234ZM255 138H254V137ZM261 136V137H260ZM77 137H78V139H77ZM81 137H82V139H81ZM97 137H99V140L98 141H96V138ZM115 137V138H114ZM151 137V138H150ZM163 137V136H162ZM179 137V138H178ZM246 137V139H244L243 140V138H245ZM73 138V139H72ZM74 138H75V141H74ZM117 138V139H116ZM122 138V139H121ZM128 139V140H126V139ZM134 138H136L137 139V142H136V140L134 139ZM161 138V139H160ZM174 140H173V139ZM249 138V139H248ZM71 139V140H70ZM76 139H77V141H76ZM85 139H87V141L85 140ZM129 139H130V141H129ZM132 139V140H131ZM154 139V140H153ZM157 139V140H156ZM165 139V140H164ZM172 139V140H171ZM235 141H234V140ZM73 140V141H72ZM94 140H95V142H94ZM114 140H115V142H114ZM135 141V142H133L132 143V141ZM139 140V141H138ZM140 140L142 141V142H140ZM161 140H163L162 141V144H161ZM185 140V141H184ZM214 140V141H213ZM233 140V141H232ZM246 140V141H245ZM250 140V141H249ZM70 141H72L71 142V144H70ZM105 141V142H104ZM108 141V142H107ZM121 141H123V142H121ZM125 141V142H124ZM150 141H152V143H150ZM153 141H156L155 143L153 142ZM173 141V142H172ZM175 141V142H174ZM228 141L231 143V145L232 146H230L229 144L230 143H228ZM245 141V142H244ZM249 141V142H248ZM253 141H254V143H253ZM82 142H83V144H82ZM87 142V143H86ZM116 142H121V146H120V143H119V145H117V144H111V143H116ZM126 142H127V145H129V146H126V148H125V144H126ZM166 142V143H165ZM168 142V143H167ZM181 142V143H180ZM233 142H234V144H233ZM236 142V143H235ZM259 142V143H258ZM261 142V143H260ZM96 143V144H95ZM100 143V144H99ZM102 143H104V144H102ZM105 143H106V146L104 147V146H102V145H105ZM124 143V144H123ZM134 143L136 144V145H134ZM139 143H141V144H139ZM143 143V144H142ZM175 143V144H174ZM243 143V144H242ZM248 143V144H247ZM250 143H251V145H252V147H250L251 145H250ZM254 145H253V144ZM86 144V145H85ZM88 144V145H87ZM102 144V145H101ZM107 144H108V146H107ZM150 144V146L149 147H147L148 148V150H147V148H146V145L148 146ZM168 145V146H170V147H168V146H165V147H167V148H165L164 146H162V145ZM172 144V145H171ZM236 144V145H235ZM72 145V146H71ZM78 147H77V146ZM100 145V146H99ZM109 145H112V147L111 146H109ZM114 145H115V147H114ZM142 146V147H140V146ZM152 145V146H151ZM218 145L220 146L219 148H218ZM225 145V146H224ZM233 145H235V147L233 146ZM248 145V146H247ZM250 145V146H249ZM260 145V146H259ZM74 146V147H73ZM97 146H99V147H97ZM118 146V148H116ZM136 146H138V147H136ZM144 146V147H143ZM160 146V147H159ZM174 146H177V147H174ZM230 146V147H229ZM242 146L244 147V149L247 151L248 149L247 148H249L251 151L254 149V151L253 152H249V150L247 151V152H249V154L247 155V152L245 151V153H246V155H245V157L244 156H242L243 158H241V155H244V153H243V148H242ZM254 146V147H253ZM262 146V147H261ZM71 147V148H70ZM80 147H82V149L80 150ZM84 147H86V148H84ZM95 147H96V149H95ZM108 147V148H107ZM120 147V148H119ZM121 147H122V150H121ZM127 147H129L128 148V150H127ZM152 147H153V149H152ZM156 147H158V149L156 148ZM162 147H164V150H166V151H164L163 149H162ZM233 148V150H232V148ZM258 147V148H257ZM260 147V148H259ZM90 148V149H89ZM100 148V149H99ZM105 148V149H104ZM114 148V149H113ZM137 148V149H136ZM149 148H151V149H149ZM216 148L217 149H219V150H217L216 151ZM252 148V149H251ZM75 149H77V150H75ZM79 149V150H78ZM86 149V150H85ZM118 151H117V150ZM130 149H131V151L132 152H130ZM132 149H134V150H132ZM143 149H145V151H143ZM227 149H229L230 150V152H229V150H228V152H229V154H228V152H226L227 151ZM237 151V149L239 150V151H237V152H235V150ZM76 151V154H74L75 153V151ZM104 150V152H105V154L104 153H102V151ZM110 150H111V152H110ZM115 150H116V153H115ZM136 150H138V151H136ZM154 150V151H153ZM231 150H232V152H231ZM242 151V154H241V151ZM260 150H262V151H260ZM107 151V152H106ZM113 151V152H112ZM155 152V153H153V152ZM160 151H162V152H160ZM221 153V155L222 156H218V155H220V154H218L219 152ZM235 152V154H234V152ZM72 152V153H71ZM79 152V154H77ZM94 152V153H93ZM120 152H121V154H120ZM146 154H145V153ZM148 152H149V154H148ZM158 152V154H156ZM215 152H217L216 154H215ZM224 152H226L225 154H224ZM238 152H240V153H238ZM262 152H263V154H262ZM70 153V154H69ZM110 153V154H109ZM115 155H114V154ZM117 153H118V156H117ZM129 153H130V155H129ZM161 153V154H160ZM165 153H166V155H165ZM168 153V154H167ZM211 154V156H210V154ZM254 153V154H253ZM74 154V155H73ZM104 154V155H103ZM109 156H108V155ZM112 154V155H111ZM142 154V155H141ZM156 154V155H155ZM164 154V155H163ZM209 154V155H208ZM218 154V155H217ZM235 155L236 156V158H238V160L236 159V158H234V156L233 157H231L232 155ZM240 154V155H239ZM251 154V155H250ZM64 155H66V156H64ZM108 156V157H106V156ZM110 155H111V157L112 158H114L115 159V156L117 157L115 160L114 159H112L111 157H110ZM121 155V156H120ZM136 155V156H135ZM151 155V156H150ZM208 155V156H207ZM226 155V156H225ZM261 155H263V156H261ZM72 156V157H71ZM103 156V157H102ZM105 156V157H104ZM124 156H125V158H124ZM134 156H135V158H134ZM161 156V157H160ZM212 156H214V157H212ZM230 156V157H229ZM237 156H239V157H237ZM249 156H251V157H249ZM79 157V158H78ZM100 157H102L103 158V160H101L100 159ZM110 157V159H108ZM121 157V158H120ZM128 157V158H127ZM146 157H148V158H146ZM207 157V158H206ZM209 157V158H208ZM215 157H216V159H215ZM217 157H219V159L221 158V160H218V158ZM226 159H225V158ZM227 157H228V160H227ZM68 159V161L69 162H71V159ZM132 158H134V159H132ZM142 158V159H141ZM159 158V159H158ZM211 158V159H210ZM213 158V159H212ZM233 158H234V160H233ZM245 158H247L246 160H245ZM252 158V159H251ZM263 158V159H262ZM106 159L109 161V162H111V163H107V161H106ZM111 159L113 160V161H111ZM121 159H124V160H121ZM128 159V160H127ZM231 160V162H232V160H233V163H231L230 162V160ZM251 159V160H250ZM254 159V160H253ZM101 160V162H102V164H103V161H104V163L106 162L107 164H109V166L112 168V166H113V171H109L108 172V165L107 164H104V166H105V168H104V166H102V164H101V168H100V163H99V161ZM116 160H118V162L116 161ZM121 160V161H120ZM205 160V161H204ZM207 160V161H206ZM209 160V161H208ZM212 160V161H211ZM216 160H218L219 162H217ZM253 160V161H252ZM263 160V161H262ZM127 161V162H126ZM145 161V162H144ZM215 161H216V163H217V166H218V169H220L219 171H217L218 169H216L217 168V166L215 167ZM222 161H223V165H221L222 164ZM227 161H228V163H229V165H233V167H235L236 168V166L238 167V165H239V167H238V169H237V171H235L236 169L234 168V170L232 169L231 170V168H230V166L228 165V163H227ZM237 161L239 162V163H237ZM245 161H247V162H249V164H250V166H248V168L246 167L248 164L247 163H245L246 164V166H245V164L243 163V162ZM255 161V162H254ZM117 162V163H116ZM119 162H120V164H119ZM123 162V163H122ZM137 162H138V164H137ZM139 162H141V163H139ZM142 162H144V163H142ZM204 162L206 163V164H204ZM208 162L210 163V165L208 164ZM221 162V163H220ZM252 162H254V163H252ZM154 163V164H153ZM218 163H220V164H218ZM226 163V164H225ZM235 164H237V165H235ZM243 164V165H242ZM107 165V166H106ZM114 165H115V167H114ZM151 165V166H150ZM203 165H204V167H203ZM210 167L211 169H213L212 167H215L214 169H213V171L210 169V168H207V170H206V172H204L205 171V167ZM221 167H220V166ZM242 165V166H241ZM258 165V166H257ZM243 166H245L246 167V169H245V167L243 168ZM89 167V166H88ZM107 167V168H106ZM120 167H122V168H120ZM125 167V168H124ZM137 167H139V168H137ZM203 167V168H202ZM220 167V168H219ZM226 167V168H225ZM93 168V169H92ZM125 170H124V169ZM127 168V169H126ZM228 168L232 171V172H236L235 173V175L233 174V173H230L229 171H228ZM96 169V170H95ZM99 169V170H98ZM100 169H103V170H100ZM107 171H106V170ZM110 169V168H109ZM118 169H120L119 170V172L121 171V169H122V171H121V176H120V174L118 173ZM137 169V170H136ZM204 169V170H203ZM252 169H253V171H252ZM104 170H105V172H104ZM126 170H127V172H126ZM131 172H130V171ZM183 170H185V171H187L188 172V174L186 175L187 176V180H184V177H183V174H181V173H179V171L180 172H182ZM225 170V176H223V174H224V172H222V171H224ZM229 172V175L227 174L228 172ZM244 170H246V171H244ZM262 170V171H261ZM116 171V172H115ZM125 171V173H131V174H127V176H126V174L124 173L123 174V172ZM132 171H134V172H132ZM177 171V172H176ZM210 171H212V172H210ZM219 172L218 174L216 173V172ZM241 171V172H240ZM252 171V172H251ZM107 172V173H106ZM113 172V173H112ZM137 172V173H136ZM178 173V174H173V176H172V174L171 173ZM221 172H222V174H221ZM244 172H246V173H244ZM256 172V173H255ZM259 172H262L261 174L259 173ZM105 173V174H104ZM119 174L118 176L116 175V174ZM171 175H170V174ZM185 173V172H184ZM204 173H206V177H205V174ZM214 173H216L218 176H215V174ZM241 173V174H240ZM110 176H115L114 177V179H113V177H109L108 175ZM143 174V176H141V175ZM167 174V175H166ZM238 174V175H237ZM250 175V176H248V175ZM262 174H263V176H262ZM148 175L150 176V177H148ZM180 175H181V177H180ZM209 175H211V177H208ZM223 177H222V176ZM231 175V176H230ZM244 175V176H243ZM100 177V181H103V182H105L106 181V185H105V183H103V182H101V184H103V186H105L106 188L103 190V188H102V185L101 184H99L100 183V181H91V180H89L88 181V179H91V178H95V177ZM105 176V177H104ZM108 176V177H107ZM124 178H123V177ZM126 176V177H125ZM144 176H146V177H144ZM151 176H153L152 178H154V177H156V178H154V179H152V180H150L149 181V178L151 179ZM171 176V178H169ZM177 176V177H176ZM184 176H185V174H184ZM214 176V178H212ZM219 176H221V177H219ZM226 176H228V177H226ZM242 176H243V178H242ZM248 176V177H247ZM106 177H107V180H105L106 179ZM123 178V180H122V182L121 181H119V179H122ZM173 177V178H172ZM176 177V182L174 181V178ZM193 177V178H192ZM231 177H233V179H234V177H237V179L235 178V180H233L232 178L230 179ZM248 179H247V178ZM111 178V179H110ZM167 178H169V181H168V179ZM178 178V179H177ZM180 178V179H179ZM182 178H183V180H182ZM223 178V179H222ZM239 178L240 179H242V180H244V178H245V180L244 181H242V180H239ZM258 178H259V180H258ZM110 179V180H109ZM116 179H117V182H118V184H119V186L117 185V186H115V182H116ZM142 179V180H141ZM146 179V180H145ZM166 179H167V183H166ZM186 179V178H185ZM197 179V180H196ZM208 180V182L206 181V180ZM213 179H215L216 181H218V183H223L222 185H221V187H223V185L225 186V187H223V188H220V184L218 185V187H216L217 186V184L218 183H215L216 181H214ZM221 179V180H220ZM228 179V180H227ZM254 179V180H253ZM256 179H257V182L258 181H260V182H258V185L256 184L257 182H256ZM113 180V182H111V184H113V186L111 185V184H109L110 182L109 181H112ZM138 180H140V181H142V182H151L152 181V183L151 184H149V183H147V184H145V186H144V183H143V186H142V184L141 183H139V181ZM145 180V181H144ZM165 180V181H164ZM173 182H172V181ZM177 180H178V182H177ZM203 180V181H202ZM211 180V181H210ZM246 180H248V181H246ZM82 181H84V182H82ZM171 181V182H170ZM179 181H181L182 183H180ZM185 181H186V183H185ZM198 181V182H197ZM205 181V182H204ZM240 181H242V182H240ZM263 181V182H262ZM92 182V183H91ZM108 182V183H107ZM174 182H175V184H174ZM184 182V183H183ZM212 182L214 183V184H212ZM233 182H234V184H233ZM238 182V183H237ZM239 182L241 183V185L239 184ZM91 183V184H90ZM96 183V184H95ZM137 183V184H136ZM139 183V184H138ZM206 185H205V184ZM229 183H231V184H229ZM247 183V184H246ZM252 183V184H251ZM254 183H255V186H257V187H255V186H253L254 185ZM81 184V185H80ZM93 184V185H92ZM99 184V185H98ZM107 184H109L108 186L110 187H108L107 188ZM148 184L150 185L149 187H148ZM167 184V185H166ZM168 184L170 185V186H168ZM180 184V185H179ZM185 184V185H184ZM211 185V186H209V185ZM236 184H238V185H236ZM243 184V185H242ZM99 186V189H98V186ZM138 185H141V186H138ZM147 185V186H146ZM165 185V186H164ZM173 185H174V188H176L175 190L177 191L179 188H181V189H179L177 192L174 190V188H172L173 187ZM175 185L177 186V187H175ZM179 185V186H178ZM203 185V186H202ZM207 185H208V187H207ZM216 185V186H215ZM231 185V186H230ZM83 186V187H82ZM86 186V187H85ZM134 186L135 187H137V188H134ZM172 186V187H171ZM182 186V187H181ZM202 186V187H201ZM214 186V187H213ZM228 186H230L228 189H227V187ZM250 186V187H249ZM255 187V188H253V187ZM86 188V189H83V188ZM97 187V188H96ZM101 187V188H100ZM114 187V189H112ZM121 187V188H120ZM130 187H132V188H130ZM139 187V188H138ZM143 189V191H142V189ZM167 187V189H166V191H165V188ZM214 188V189H212V188ZM234 187H235V189H234ZM236 187H238V188H236ZM240 187V188H239ZM258 187H260V188H258ZM262 187V188H261ZM87 188H91V189H87ZM130 189V191H129V189ZM146 189V191H144L145 189ZM162 188H164V190H162ZM171 188V190H169ZM206 188H207V190H206ZM224 188H226L227 190H225ZM106 189L108 190V191H106ZM133 189V190H132ZM208 189H209V191H208ZM210 189H212V190H210ZM218 189V190H217ZM222 189L225 191V192H223L222 191ZM230 189H231V192H230ZM232 189H234V191H232ZM249 189V190H248ZM253 189V190H252ZM82 190H84V191H82ZM87 190V191H86ZM90 190H92V191H90ZM95 190V191H94ZM110 190V191H109ZM139 190V191H138ZM169 190V191H168ZM216 191L214 194H216L217 196H218V198L219 197H223L224 196V194L225 193H227V194H225L227 197H223L222 199H224L223 201L221 200L220 201V198L219 199H217V197H216V195H214L213 194V192L214 191ZM94 191V192H93ZM98 193H97V192ZM100 191V192H99ZM115 191V192H114ZM116 191H118L117 193H116ZM124 193H123V192ZM127 191H129L128 193H130L131 195H129L128 193H127V195L125 194V192H127ZM137 191V192H136ZM165 191V192H164ZM168 191V192H167ZM173 191V192H172ZM207 193H206V192ZM227 191H229V193L227 192ZM248 191H249V193H248ZM255 191V192H254ZM88 192V193H87ZM105 192H106V194H105ZM163 192H164V194H163ZM176 192V193H175ZM209 192V193H208ZM211 192H212V194L214 195H212L211 194ZM219 192H223V194H222V196H221V193H219ZM234 192V193H233ZM251 192V193H250ZM95 193H96V195H95ZM121 193H123V194H121ZM133 193H135L134 194V196H132V194ZM137 193V194H136ZM176 194V196L175 195H171V194ZM218 193V194H217ZM232 193V194H231ZM239 193V195H237ZM241 193V194H240ZM247 193H248V195H247ZM101 194V195H100ZM115 194V195H114ZM120 194V195H119ZM204 196H203V195ZM219 194H220V196H219ZM231 194V195H230ZM99 195V196H98ZM104 195H107L106 197L104 196ZM118 195V196H117ZM123 195V196H122ZM129 195V196H128ZM165 195H167V196H165ZM170 195V196H169ZM230 197H229V196ZM99 197V199H97L98 197ZM103 196V197H102ZM122 196V197H121ZM125 196V197H124ZM158 196H160L159 198H158ZM205 196H207L208 198H209V200L207 201L206 200V198L207 197H205ZM237 196V197H236ZM240 196V197H239ZM257 196V197H256ZM109 197V198H108ZM115 197V198H114ZM154 197H157V198H154ZM162 197H166L165 199H163V200H168L167 202L166 201H161V202H158V201H160V199L162 198ZM167 197H168V199H167ZM169 197H172V199L171 198H169ZM198 197V198H197ZM211 197H213V198H211ZM236 197V198H235ZM104 198V199H103ZM119 200H118V199ZM123 198V199H122ZM153 198H154V200H153ZM207 198V199H208ZM229 198V201H227L226 202V200ZM232 198H235L234 199V201H233V199ZM244 198V199H243ZM109 199L111 200V201H109ZM112 199H113V201H112ZM137 199V200H136ZM140 199V200H139ZM157 199H158V201H157ZM182 199V200H181ZM188 199H189V201H188ZM192 199V200H191ZM201 201H200V200ZM205 199V200H204ZM213 199V200H212ZM120 200H122V202L120 201ZM131 200V201H130ZM136 200V201H135ZM171 200H173V201H171ZM203 200V201H202ZM211 200H212V202H211ZM216 200H218L216 203H215V201ZM260 200V201H259ZM99 203H98V202ZM101 201V202H100ZM105 201H106V203H105ZM112 202V203H109V202ZM120 201V202H119ZM129 201V202H128ZM136 202L135 204H137V205H135L134 207H133V202ZM144 201V202H143ZM145 201H147V202H145ZM154 201V202H153ZM171 201V202H170ZM183 201V202H182ZM184 201H186V202H184ZM188 201V202H187ZM208 202V204L206 203L205 204V202ZM243 201V202H242ZM117 202V203H116ZM130 202H131V204H130ZM138 202H143L142 203V205L139 203L138 204ZM149 202H151V203H149ZM158 202V203H157ZM173 202V204H171V206H173V207H171V206H169L170 205V203H172ZM175 202V203H174ZM220 202H222V204H224V206H222V204L220 203ZM228 204V205H230V207L226 204V203ZM257 202L259 203V204H257ZM98 203V204H97ZM148 203V204H147ZM157 203V204H156ZM160 203V204H159ZM179 203H181V205L179 204ZM230 203V204H229ZM253 205H252V204ZM86 204V205H85ZM89 204V205H88ZM109 204H111L110 206H109ZM116 204V205H115ZM128 204V205H127ZM147 204V205H146ZM162 204H165V205H163V208L164 209H161L162 208ZM186 204V205H185ZM213 204V205H212ZM219 204H220V206H219ZM257 204V205H256ZM118 205V206H117ZM127 205V206H126ZM141 205V206H140ZM145 207H144V206ZM150 205V207H147L146 208V206H149ZM155 205V207H153ZM161 207V208H159L158 210L162 213V217L160 216L161 215V213H158V210H157V208L159 207V206ZM167 205V207H165ZM183 205V206H182ZM185 205V206H184ZM226 205V206H225ZM231 205H233L232 206V208H231ZM234 205H237L236 207H234ZM120 206H122V207H120ZM130 206H132V208H129ZM143 206V211L140 209V207H142ZM210 206V207H209ZM214 207L215 206V208H212V207ZM218 206V207H217ZM252 206V208H249V207H251ZM81 207V208H80ZM85 207V208H84ZM108 209H107V208ZM112 207V208H111ZM124 207V208H123ZM139 207V208H138ZM179 207V208H178ZM182 207H187V208H182ZM209 207V208H208ZM217 207V208H216ZM221 207V208H220ZM226 207V208H225ZM256 207V208H255ZM102 208H104V209H102ZM116 208V209H115ZM117 208L118 209H121V210H117ZM126 208V211L124 210ZM129 208V209H128ZM137 208L138 209H140L141 210V212L142 213H140L139 211L140 210H137ZM152 208V211H150V209ZM156 209V210H154V209ZM165 208H167V209H165ZM169 208H171V209H169ZM178 208V213H177V209ZM205 208L207 209L206 211H204L205 210ZM210 208H211V211H210ZM219 208V209H218ZM236 209V208H238L237 210H234V209ZM83 209V210H82ZM105 209L107 210V211H105ZM136 211H138V212H135V210ZM146 209V210H145ZM148 209V210H147ZM161 209V210H160ZM184 210V212H183V210ZM186 209V210H185ZM229 211H228V210ZM250 209V211H248ZM71 210V211H70ZM115 210H116V213H115ZM123 210V211H122ZM129 210V211H128ZM132 210H134V211H132ZM182 210V211H181ZM193 210V211H192ZM223 210V211H222ZM254 210V211H253ZM80 211V212H79ZM99 211V212H98ZM104 211V212H103ZM117 211H119V212H117ZM128 211V212H127ZM132 211V217H130V213L129 212H131ZM147 213H146V212ZM157 211V213L155 214V212ZM165 211V212H164ZM169 211V212H168ZM174 211V212H173ZM203 211L205 212L204 214H205V216L207 215V217H205L204 216V214H203ZM207 211H208V213H207ZM210 211V212H209ZM214 211V212H213ZM224 211H226V212H224ZM232 211V212H231ZM236 211V212H235ZM83 212V213H82ZM94 212H96L95 214H94ZM125 212H127V213H125ZM152 212V213H151ZM164 212V213H163ZM181 212H182V214H181ZM187 212V213H186ZM254 212V213H253ZM263 214H262V213ZM54 213V214H53ZM99 213V214H98ZM117 213H118V215H117ZM125 213V214H124ZM129 213V214H128ZM145 213V214H144ZM168 213V214H167ZM229 213V215L227 216V214ZM90 214H92V215H90ZM101 214V215H100ZM103 214V215H102ZM137 214V215H136ZM147 214V216H145ZM175 214V215H174ZM181 214V215H180ZM200 216H199V215ZM211 214V215H210ZM69 215V216H68ZM80 215V216H79ZM82 215V216H81ZM91 216V218H90V216ZM95 215V216H94ZM105 215H107V216H105ZM125 215V216H124ZM136 215V216H135ZM151 215V216H150ZM170 215V216H169ZM178 215V216H177ZM186 215V216H185ZM219 215H221V217L223 218H221ZM246 215V216H245ZM128 216V217H127ZM140 216V217H139ZM187 218V216H188V219H186L185 217ZM192 216V217H191ZM195 216V217H194ZM201 216H203V218L202 219H200V220H198V218H200ZM249 216V217H248ZM251 216V217H250ZM261 216V217H260ZM55 217V218H54ZM69 217V218H68ZM100 217V218H99ZM104 217V218H103ZM116 217V218H115ZM118 217H120L119 219H118ZM122 217V218H121ZM134 217H135V219H134ZM146 217H148V219H149V221H150V223H148L149 221H148V219L146 218ZM205 217V218H204ZM247 217V220L244 222L243 220H245V218ZM257 217V218H256ZM53 218H54V220H53ZM74 218V219H73ZM79 218L80 219H82V220H79ZM87 218V219H86ZM124 218V219H123ZM127 218V219H126ZM130 218V219H129ZM143 218V219H142ZM161 218V219H160ZM191 218H193V219H191ZM260 218H262V220L260 219ZM99 220V222H98V220ZM105 219V220H104ZM107 219V220H106ZM147 219V220H146ZM190 219V220H189ZM195 219V220H194ZM205 219V220H204ZM224 220V221H222V220ZM243 219V220H242ZM249 219V220H248ZM256 219V220H255ZM92 220V221H91ZM110 220H113V221H110ZM115 220H117V221H115ZM122 220H123V222H122ZM165 220V221H164ZM191 220H192V222H191ZM220 220V221H219ZM258 220V221H257ZM55 221V222H54ZM72 221H73V223H72ZM76 221V222H75ZM95 221H97V222H95ZM127 221V222H126ZM154 221V222H153ZM160 221V222H159ZM186 221V222H185ZM241 221V222H240ZM83 222H85V224L83 223ZM88 222H89V224H88ZM92 222H95V225H93V223ZM103 222V223H102ZM105 222H107V223H105ZM109 222V223H108ZM113 224H112V223ZM116 222H117V225H116ZM172 222V223H171ZM204 222V223H203ZM216 222V223H215ZM217 222L219 223V224H217ZM223 222V223H222ZM63 223V224H62ZM88 225H87V224ZM101 223V224H100ZM134 223V224H133ZM138 223V224H137ZM155 223V224H154ZM160 223V224H159ZM225 223V224H224ZM254 223V224H253ZM257 223V224H256ZM263 223V224H262ZM70 224V225H69ZM78 224V225H77ZM82 224H84V225H82ZM97 224V225H96ZM104 224V226H102ZM106 224V225H105ZM112 224V225H111ZM123 224H125V225H123ZM133 224V225H132ZM172 224V225H171ZM212 224H214V225H212ZM216 224V225H215ZM229 224V225H228ZM261 224V225H260ZM85 225H86V227H85ZM101 225V226H100ZM113 225H114V227H113ZM135 225H136V227H135ZM106 226V227H105ZM162 226V227H161ZM206 226V227H205ZM219 226V227H218ZM258 226V227H257ZM94 227V228H93ZM98 227H100V228H98ZM104 227V228H103ZM126 227V228H125ZM131 227H132V229H131ZM157 227V228H156ZM161 227V228H160ZM221 227H222V229H221ZM113 228V229H112ZM115 228V229H114ZM136 228V229H135ZM156 228V229H155ZM89 229V230H88ZM101 229V230H100ZM112 229V230H111ZM119 231H118V230ZM225 229H227L226 230V232H225ZM256 229V230H255ZM262 229V230H261ZM117 230V231H116ZM172 230V231H171ZM188 230V232H186ZM113 231H116V233L115 232H113ZM222 231V232H221ZM54 232V233H53ZM70 232V233H69ZM85 232V233H84ZM101 232V233H100ZM121 232H122V234H121ZM138 232V233H137ZM140 232H142L141 234H139ZM231 232H233V234L231 233ZM240 234H239V233ZM259 232V233H258ZM60 233V234H59ZM106 233H108V234H106ZM114 233V235L112 236V234ZM137 233V234H136ZM196 233V234H195ZM70 234V235H69ZM119 234V235H118ZM128 234V235H127ZM146 234V235H145ZM148 234H149V238H148ZM203 234V235H202ZM215 234V235H214ZM219 234V235H218ZM230 234V235H229ZM236 234V235H235ZM64 235H68L67 237L65 236L64 237ZM72 235V236H71ZM116 235V236H115ZM131 235V236H130ZM137 235V236H136ZM139 235V236H138ZM241 237H240V236ZM70 236V237H69ZM111 236V237H110ZM128 238H127V237ZM134 236V237H133ZM142 236V237H141ZM187 236H188V238H187ZM217 236H219V237H217ZM231 236V237H230ZM64 237V238H63ZM107 237V238H106ZM110 237V238H109ZM121 237V238H120ZM137 237H138V239H137ZM140 237V238H139ZM144 237H146V238H144ZM202 237H203V239L205 238L206 239V241H204L203 239H202ZM239 237V238H238ZM245 237V238H244ZM261 237V238H260ZM61 238V239H60ZM132 238V239H131ZM135 238V239H134ZM153 238H154V240H153ZM186 238V239H185ZM217 238H220V240H218L217 241ZM222 238H223V240H224V242H223V240H222ZM242 238H244V240H241ZM58 239H60V240H58ZM112 239H113V241H112ZM129 240V242H128V240ZM130 239L132 240V242L130 243ZM145 239V240H144ZM147 239V240H146ZM152 239V240H151ZM156 239V240H155ZM175 239V241L173 242V240ZM197 239V240H196ZM198 239H199V241H198ZM231 239V240H230ZM239 239V240H238ZM169 240H171V242L169 241ZM185 240V241H184ZM203 240V241H202ZM259 240V241H258ZM110 241V242H109ZM112 241V242H111ZM127 241V242H126ZM162 241V242H161ZM181 241H182V243H181ZM198 241V242H197ZM227 241V242H226ZM229 241V242H228ZM234 242L235 241V246H234V244L233 243H231V242ZM257 241V242H256ZM261 241L263 242V243H261ZM136 242V243H135ZM159 242V243H158ZM161 242V243H160ZM200 242V244H198ZM209 242V243H208ZM218 242V243H217ZM238 242V243H237ZM252 242V243H251ZM130 245H129V244ZM149 243V244H148ZM184 243V244H183ZM188 243H189V247H188ZM196 243V244H195ZM203 243V244H202ZM229 245H228V244ZM247 243V244H246ZM254 243V244H253ZM152 244H154V246L152 245ZM242 244H245V245H243V246H241L240 247V245H242ZM174 246L173 248H172V246ZM185 245H187L186 246V248H185ZM190 245L191 246H193V247H190ZM225 245H227V246H225ZM147 246H148V248H147ZM181 246V247H180ZM184 246V247H183ZM245 246V247H244ZM248 246V247H247ZM249 246H252V248L251 247H249ZM126 247V248H125ZM168 247V248H167ZM182 247H183V249H182ZM230 247H231V249H230ZM257 247H258V250H257ZM115 248L117 249V250H115ZM120 248V249H119ZM124 248L125 249V252H123L124 251V249L122 250V249ZM130 248V249H129ZM136 248V249H135ZM139 248V249H138ZM142 250H141V249ZM167 249V250H165V249ZM185 248V249H184ZM224 248V249H223ZM239 248V249H238ZM262 248V249H261ZM129 249V250H128ZM146 249V250H145ZM188 249V250H187ZM226 249L228 250V251H226ZM241 249V250H240ZM244 249V250H243ZM253 249V250H252ZM107 250V251H106ZM145 250V251H144ZM184 250V251H183ZM192 250V251H191ZM237 250H238V252H239V250H240V253H238L237 252ZM263 250V251H262ZM142 251V252H141ZM144 251V252H143ZM147 251V252H146ZM222 251V252H221ZM224 251V252H223ZM233 251H235V252H233ZM152 252V253H151ZM181 252V253H180ZM220 252H221V254H220ZM243 252V253H242ZM251 252V253H250ZM253 252H256L257 253V257H256V253L254 254V255H252L253 254ZM261 252V253H260ZM161 253H163L162 255H161ZM193 255H192V254ZM202 253V254H201ZM241 253H242V256H239V254L241 255ZM259 253V254H258ZM122 254V255H121ZM166 254V255H165ZM243 254H244V256H243ZM127 255V256H126ZM131 256V258H130V256ZM151 255V256H150ZM192 255V256H191ZM200 257H199V256ZM222 255H225V256H222ZM208 256H210L209 258H208ZM237 256H239V257H237ZM262 256V257H261ZM162 257V258H161ZM193 257V258H192ZM199 257V258H198ZM242 257H244V259L242 258ZM253 257V258H252ZM256 257V258H255ZM261 257V258H260ZM197 258V259H196ZM202 258V259H201ZM224 258V259H223ZM240 258V259H239ZM181 259V260H180ZM223 259V260H222ZM239 259V260H238ZM254 259V261H252ZM249 260H251L250 262H249ZM260 260V261H259ZM198 261V262H197ZM258 262V263H257ZM0 264H2V263H0ZM11 264H17V263H11Z\"/></svg>", "mask_w": 264, "mask_h": 264}, {"label": "bare ground", "instance_id": "obj_2", "mask_svg": "<svg viewBox=\"0 0 264 264\" xmlns=\"http://www.w3.org/2000/svg\"><path fill=\"white\" fill-rule=\"evenodd\" d=\"M2 1H3V3H2L1 1H0V2H1L3 5H5V4L7 5V4H8V3H6V1H5V3H4V0H2ZM13 1H15V0H10V1L7 0V2H12V3H13ZM19 1H20V0H19ZM19 1L16 0L15 3L19 2ZM34 1H35V6H38V7H37L38 10H39V8H41V10H42V9L45 7V5H46V4H42V5L39 4V2H36L37 0H32V2H31L32 5H34V4H33ZM39 1H40V0H39ZM56 1L58 2V0H56ZM56 1H54V2H56ZM59 1H60V0H59ZM61 1H62V3L66 2V4H68L71 0H70V1H69V0H68V1H66V0H61ZM61 1H60V2H61ZM74 1H75V0H74ZM74 1H71V2L69 3V4H70V7H71L72 2H74ZM78 1H79V0H76L77 3L74 2L75 4H74V3H73V4L76 5V4H79V3H80V5H81V3L83 2V0H82V2H78ZM80 1H81V0H80ZM85 1H86V0H85ZM90 1L94 4V1H95V0H87L86 3H84V5H82V6H86L87 3H89ZM105 1H106V0H105ZM107 1H108V0H107ZM112 1H113V0H112ZM124 1H125V0H124ZM46 2H48V4H49V0H48V1L45 0V3H46ZM54 2L52 1L50 4H52V3H54ZM114 2H115V1H114ZM120 2H121V1H120ZM125 2H126V1H125ZM125 2H122L123 4H121V3H120V4H121V5H124ZM19 3L21 4V1H20ZM19 3H17V6H18ZM37 3H38L41 7H39V5H36ZM40 3H42V1H41ZM95 3H96V1H95ZM116 3H117V2H116ZM13 4H14V3H13ZM13 4H11V5H13ZM20 4H19V5H20ZM24 4H25V2H24ZM48 4H47V5H48ZM73 4H72V5H73ZM85 4H86V5H85ZM90 4H91V3L88 4L89 7H90ZM111 4H112V3H111ZM118 4H119V3H118ZM126 4L129 5V3H127V2H126ZM126 4H125V6H126ZM139 4H141V5L144 4V5H145L144 2H143V3L140 2ZM3 5H1V6H3ZM9 5H10V4H9ZM14 5H16V4H14ZM21 5H22V4H21ZM21 5H20V6H21ZM54 5H55V4H54ZM56 5H57V6H55V7H58V4H56ZM63 5H64V4H63ZM74 5H73V6H74ZM95 5H96V4H95ZM107 5H108V4H107ZM113 5H114V3H113ZM144 5L141 6V7L143 8ZM155 5H156V4H155ZM1 6H0V9L3 8V7L1 8ZM22 6H23V5H22ZM24 6H25V5H24ZM28 6H29V5H28ZM43 6H44V7H43ZM60 6H61V5H60ZM73 6H72V7H73ZM78 6H79V5H76V7H75V6H74V7L77 8ZM91 6H92V5H91ZM139 6H140V5H139ZM5 7H6V6H4V8H5ZM8 7L10 8L11 6H7V9L9 10ZM32 7H33V6H31V8H32ZM49 7H50V5H49ZM49 7H48V8H49ZM53 7H54V6H53ZM66 7H67V6H66ZM68 7H69V5H68ZM72 7H71V8H72ZM86 7H87V6H86ZM86 7H85V8L83 7V8L86 9ZM126 7H127V6H126ZM126 7L123 6L122 8H123V9H124V8L126 9ZM157 7H158V6H157ZM12 8H15V7H11L10 9H12ZM28 8H30V7H28ZM28 8H27V10H28ZM33 8H35V7H33ZM33 8H32V9H33ZM45 8H46V7H45ZM45 8H44V9H45ZM50 8H52V7H50ZM50 8H49V9H50ZM58 8H59V9H58L59 13L57 14V18H58V17H59V18H63L64 15H65V17L68 15V12H69V11L67 12V10H68L69 8H68V9L65 8V9H66L65 12L67 13V15L65 14V12H63V10H61L62 13L60 12V8H61V9H64L63 6L58 7ZM71 8H70L69 10H71ZM91 8L93 9V7H91ZM95 8H96V6H95ZM95 8H94V9H95ZM111 8H112V6H111ZM114 8H115V7H114ZM136 8H137V7L134 6V8H133V9H134V12L138 11V10L135 11ZM151 8H152V7H151ZM160 8H161V7H160ZM18 9H19V8H18ZM18 9H17V8L12 9L13 11H11V12L14 13V12H16ZM35 9H36V8H35ZM49 9H47L46 11L44 10V11L47 12ZM81 9H82V8H81ZM81 9H80V10H81ZM87 9H90V8L87 7ZM94 9H93V10H94ZM109 9H110V8H109ZM133 9H132V10H133ZM152 9H154V8H152ZM158 9H159V7H158ZM158 9H157L156 11H158ZM2 10H3V9H2ZM8 10H5V13H6V11H8ZM27 10H24L25 13H26ZM41 10H39V11H41ZM51 10L53 11L54 9H51ZM51 10H49V11H48V15H46V16L49 17V18H50V15L53 13V12H52V13L50 12ZM55 10H57V8H55ZM55 10H54V11H55ZM77 10H79V7L76 9V12H77ZM82 10H83V9H82ZM100 10H101V9H100ZM112 10H114V9H112ZM112 10H111L110 12H112ZM116 10H117V9H116ZM129 10H130V9H129ZM129 10H128V11H129ZM140 10H141V8H140ZM140 10H139V12H140V14H142ZM142 10H143V9H142ZM144 10H145V9H144ZM144 10H143V11H144ZM18 11H19V10H18ZM24 11H23V12H24ZM73 11L75 12V10H73ZM87 11H88V10H87ZM94 11H95V10H94ZM108 11H109V10H108ZM152 11H153V10H151V12H152ZM154 11H155V10H154ZM2 12H3V13H1V15L4 14V11H2ZM11 12H9V13H10V18H11V14H12ZM34 12H35V10H34ZM36 12H37V10H36ZM42 12H43V11H42ZM49 12H50L51 14H50ZM74 12L71 11V13H74ZM83 12H84V11H83ZM92 12H93V11H92ZM106 12H107V11H106ZM119 12H120V11H119ZM131 12H132V11H131ZM148 12H149V11H148ZM38 13H41V12H38ZM55 13H56V11H55ZM60 13L63 14V15L60 16ZM78 13H79V12H78ZM80 13H81V12H80ZM84 13H85V12H84ZM86 13H87V15L89 16L88 12H86ZM115 13H116V12H115ZM117 13H118V12H117ZM125 13H126V10H125ZM127 13H128L129 15H131L130 12H127ZM132 13H133V12H132ZM6 14H7V13H6ZM6 14H4V15L7 16ZM17 14H19V13H17ZM41 14H42V13H41ZM101 14H102V13H101ZM110 14H111V13H110ZM112 14H113V13H112ZM112 14H111V15H112ZM120 14H123V12H120ZM136 14H137V12H136ZM136 14H134V15H136ZM12 15H13V14H12ZM15 15H16V13H15ZM22 15H23V14H22ZM53 15H54V13H53ZM74 15H75V14H74ZM74 15H73V16H74ZM78 15H79V14H78ZM81 15H82V13H81ZM81 15L77 16V19H78V17H79V19H80V16H81ZM87 15H86V16H83V15H82V16L84 17V18H83L84 21H83L82 19H80L81 21L78 20V21H80V23H79L75 18L72 19L73 16H72V14H70L71 18H70V19L67 18L68 20H70V21H68V24H67V25L71 26L70 23H72V25H74V24H73V21H74V20H76V22L79 23V25H80V24H81V25H83V24L85 25L86 22L90 24V22H89V21H86V19H88V20H92V19L89 18ZM103 15H104V14H103ZM103 15H102V16H103ZM111 15H109V16H111ZM129 15H127V16H129ZM132 15H133V14H132ZM143 15H144V14H143ZM143 15L140 16V17L145 18L146 16L143 17ZM145 15H146V14H145ZM5 16H4V17L2 16V17L5 19V18H6ZM8 16H9V15H8ZM8 16H7V17H8ZM19 16H21V15L19 14ZM46 16H45V17H46ZM51 16H52V15H51ZM68 16H69V15H68ZM97 16H98V14L95 15L94 17H97ZM104 16H106V14H105ZM137 16H138V15H137ZM149 16H150V14H149ZM154 16H155V15H154ZM0 17H1V16H0ZM13 17H14V16H13ZM13 17H12V18H13ZM15 17H16V16H15ZM22 17H23V16H22ZM24 17H25V16H24ZM33 17H34V16H33ZM53 17H55L54 20H56V14H55V16H53ZM74 17H76V16H74ZM87 17H88V18H87ZM91 17H93V16H91ZM111 17L113 18V16H111ZM119 17H121L120 20H117L118 22H116L117 25L119 24V27H121V26L124 24V21H121L122 19H123V20H127V19H128V21H125V22H126V25H125V27L122 26V27L120 28L121 30L118 28V29L120 30V32L124 30V32H121L122 35H124V36H122L121 33L119 32V34L117 35V37H118L119 35H121L122 37H121V36H119L118 38L116 37V39H117L119 42L116 40L115 42H118V43H113V45H114V48H113V49H114V50H112V54H111V56L114 57L113 60H115V58H116V57H115L116 54H118V52H120V49H119V48H121V47H119V44H120L121 42H123V38L125 39V38H127L129 35H131V34H130V33H131V32H130L131 30H130V31L127 30V27H128V28H129L130 26L132 27V25L129 26V24L132 23V21H129V18H131V16H129V18L127 17V19H126L125 16H124V18H123V16L119 15ZM138 17H139V16H138ZM140 17H139V18H140ZM147 17H148V15H147ZM12 18H11V20H12ZM28 18H29V17H28ZM34 18H35V17H34ZM34 18H32L31 21H33ZM37 18H38V17H37ZM49 18H48V21L51 20V18H50V19H49ZM100 18H101V17H100ZM102 18H103V17H102ZM109 18H110V17H109ZM135 18H137V17L135 16V17L133 18V20H136ZM139 18H138V19H139ZM148 18H149V17H148ZM151 18H152V16H151ZM0 19H1V18H0ZM13 19H16V18H13ZM25 19L28 20V19H27V16H26ZM25 19H20V20H25ZM42 19H43V18H41V21H42ZM64 19L66 20V18H63V20L61 19L62 21H64L63 23L67 22V21H65ZM71 19H72V20H71ZM96 19L98 20V18H96ZM116 19H118V17L115 18V20H116ZM154 19H155V18H154ZM154 19H152V20H154ZM157 19H158V18H157ZM157 19H155V22H157V21L159 22V20H157ZM2 20H3V19H2ZM20 20H19V21H20ZM26 20H25V22H26ZM39 20H40V18L38 19V21H39ZM52 20H53V18H52ZM106 20H107V19H106ZM130 20H132V19H130ZM139 20H140V19H139ZM143 20H144V19H143ZM152 20H151V21H152ZM6 21H9V19L7 18ZM14 21H15V20H14ZM28 21H30V20H28ZM28 21H27V22H28ZM31 21H30V22H31ZM38 21L34 20V21L31 23V28H30V27H27V28H26L27 25L30 26V22H29L28 24L24 23V26H23L22 24L19 25V23H23L24 21H23V22L20 21V22L18 23V25L20 26V28H21L23 31H22V30H19L20 28L18 27L17 24H11L12 26L14 25V26H13L14 31L16 30L14 34H17V33H19L20 31H22L24 34H23L22 32H20V33L22 34V35L20 34L21 39H20V36H18L19 39H20L19 41L22 42V45H20V43H19L18 46H17V44H16V47H15V44H12L14 47L12 46V49H10V51H9V50H8L7 52L5 51V53H6L7 55H6L5 57H3L2 59H1V57H0L1 60H4V59H5V60H4V63H5V61L8 62V60H12V62H16V61H17V64H18V62L21 61V59H22V58L19 57V55H20V56H22V55H23V56H28V55H29V52L26 51V50H28L27 45H26V42H25V44H23V42H24L25 39H27L26 41H28V37H27V38H24V37H22V36L25 35L26 32H27V30L30 28V31L33 32V35H34V36H32V32H30V31H28L27 34L30 32L29 34H31L32 39H34L33 37H35V34H34V31H33V30H35V28H34L35 25H37V26L39 25L38 23L35 24V22H38ZM41 21H40V22H41ZM45 21L47 22V20H44L43 22H45ZM57 21H58V22H57ZM57 21H55V22L59 25V21H60V19H57ZM82 21H83V23H81ZM119 21H121V23H119ZM136 21H138V20H136ZM145 21H146V20H145ZM147 21L151 22L150 20H147ZM4 22H5V20H4ZM16 22H17V21H16ZM49 22H50V21H49ZM55 22L52 24V26L56 28L57 25L55 24ZM69 22H70V23H69ZM74 22H75V21H74ZM76 22H75V24H76ZM84 22H85V23H84ZM91 22H92V21H91ZM127 22H128V23H127ZM130 22H131V23H130ZM140 22H141V24H142V21H140ZM155 22H153L152 25H154ZM158 22H157V23H158ZM7 23H8V22H7ZM51 23H52V21H51ZM96 23H97V22H96ZM110 23H111V22H110ZM146 23H147V24H144V25H146V28H147L148 25H150V26H148V28H149V27H150V28L152 27L151 24H148V22H146ZM157 23H155L156 26L158 25ZM5 24H6V23H5ZM9 24H10V21H9ZM25 24H26V25H25ZM32 24H33V25H32ZM61 24H62V23H61ZM61 24H60V25H61ZM65 24H66V23H65ZM65 24H64V25H65ZM91 24H92V23H91ZM97 24H98V23H97ZM105 24H106V23H105ZM107 24H108V23H107ZM107 24H106V25H107ZM121 24H122V25H121ZM133 24H134L135 27H132V28H134V34H135V35H136L137 33H139V34H141V33L143 34V33H144V32H141V31L144 30L143 25H142L143 28L140 27L141 25L138 26V27H140V28L142 29V30L139 29L141 33H140L139 31H137V33H135V28H136V25H135V24H138V23L133 22ZM1 25H2V22H1ZM15 25H17V26H15ZM41 25L44 26V24L42 23V24L39 25L38 28H40ZM46 25H47V27H48V24L45 23V26H46ZM50 25H51V24H50ZM55 25H56V26H55ZM62 25H63V24H62ZM62 25H61V27H62ZM77 25H78V24H77ZM77 25H75V26H77ZM84 25H83V26H84ZM117 25H116V26H117ZM120 25H121V26H120ZM155 25H154V26H155ZM4 26H5V25H4ZM45 26H44L43 28H42V27H41V28L44 29V30H46V29H45ZM92 26H93V24H92ZM92 26H90V28H89V29H90V32H89V30H88V32L85 31L84 28H85L86 26L82 28V29H84L83 32L85 31L87 36L84 35L85 32H84V33H83V32H79V33H78L76 29H75V31L77 32L76 35H73V37L71 36V38H74V36H76L75 39H74V40H76V42H75L76 44H77V40H78V43L80 42L81 44L83 43V41H84V42L87 41V42H88V43L86 42V45H87V46H85L87 52L89 51V49H90V47H91L90 45L92 44V41H89L90 39H89V40H86V37H87V39H88L89 37H91V36H89L88 34L93 33ZM154 26H153L152 28H154ZM159 26H161V25H159ZM1 27H2V29H3V26H1ZM5 27H6V26H5ZM7 27H8V26H7ZM14 27H16V28L18 27L17 29L19 30V32H17V29H15ZM32 27H33V28H32ZM50 27H51V26H50ZM58 27H59V26H58ZM117 27H118V26H117ZM131 27H130V29H132ZM24 28H25V29H24ZM72 28H73V26H71V30L73 31ZM122 28H124V29H122ZM150 28H149V29H150ZM155 28H156V27H155ZM155 28H154V32H156V31H157L156 29H158L159 27L157 26V28H156V29H155ZM2 29H1V30H2ZM4 29H5V28H4ZM13 29H12V30H13ZM31 29H32V30H31ZM42 29H41V31H42ZM47 29H49V28H47ZM60 29H61V28H59L58 30H60ZM66 29L68 30L69 28L66 27ZM66 29L64 30L65 32L62 31V30H60V31H62V32H64V33L68 32V31H69V33L72 32L70 29H69L68 31H67ZM82 29L80 28V29H78V30H82ZM87 29H88V28H87ZM91 29H92V30H91ZM95 29H96V28H94V30H95ZM115 29H116V28H115ZM115 29H114V31H115ZM149 29H146V31L149 32ZM160 29H161V27H160ZM160 29H159L158 31H160ZM8 30H10V29H7V30L2 31L3 34H4V32L6 31V32H5L6 34H4V37H6L5 35H7V31H8ZM56 30H57V29H56ZM96 30H97V29H96ZM96 30H95V31H96ZM108 30H109V29H108ZM14 31H13V32H14ZM37 31H39V30L37 29ZM37 31H35V32H37ZM48 31H49V30H48ZM48 31H47V32H48ZM51 31H52V28H51ZM54 31H55V30H54ZM70 31H71V32H70ZM125 31H126V32H125ZM128 31H129V32H128ZM150 31H151V33L153 34V35H152V34L149 32L150 35H152V36L154 37V32H153V30L150 29ZM9 32H11V30H10ZM52 32H53V31H52ZM52 32H51V33H52ZM58 32H59V31H58ZM73 32H74V31H73ZM111 32H112V31H111ZM127 32H128L129 34H127V35L124 34V33H127ZM148 32H147V33H148ZM0 33H1V32H0ZM37 33H38V32H37ZM54 33H55V32H54ZM54 33L51 34V35H54ZM60 33H61V32H60ZM64 33H61V34L63 35ZM80 33L82 34V36H80ZM95 33H96V34H94V35H92V36L95 37V35L98 36L97 34H99L98 37L100 38V34H101V33H99L98 31H96ZM145 33H146V32H145ZM147 33H146L145 35H147L146 38L148 39V38H149V37H148L149 35H148ZM160 33H161V31H160ZM166 33H167V31H166ZM168 33H169V32H168ZM11 34H12V33H11ZM11 34H10V35H11ZM27 34H26V35H27ZM39 34H43V33H39ZM56 34H58V33H56ZM56 34H55V35H56ZM78 34H79V35H78ZM107 34H108V33H107ZM107 34H106V35H107ZM142 34L140 35V38H141ZM162 34H163V33H162ZM162 34L159 35L158 32H157V35H159L161 38H162V37H165V36H163L164 34H163V35H162ZM171 34H173V33H171ZM189 34H190V33H189ZM10 35H9V36H10ZM17 35H18V34H17ZM36 35H38V34H36ZM44 35H45V34H44ZM44 35H43V36H44ZM46 35H47V34H46ZM55 35H54V36H55ZM90 35H91V34H90ZM103 35H104V34H103ZM115 35H116V32H115ZM135 35H131V36H134V38H136ZM145 35H144V38H145ZM166 35H167V34H166ZM173 35H175V34H173ZM182 35H183V34H182ZM14 36H15V35H13V39L17 41V36H16V39L14 38ZM27 36H28V35H27ZM31 36H29V41H28V42H32V41L34 42V40H30V39H31V38H30ZM56 36H57V35H56ZM56 36H55V37H56ZM58 36H59V35H58ZM67 36H68V34H66V37H67ZM79 36H80V37H79ZM101 36H102V35H101ZM107 36H110V34L107 35ZM168 36H169V35H167V37H168ZM171 36H172V35H171ZM190 36H191V34H190ZM192 36H193V34H192ZM199 36H200V35H199ZM204 36H205V34H204ZM0 37H2V34H1ZM4 37H2L1 39H3ZM36 37H37V36H36ZM36 37H35V38H36ZM48 37H49V36H48ZM55 37L52 36V38H55ZM64 37H65V36H64ZM64 37L61 36L60 39H62V38H64ZM78 37H79V38H78ZM83 37L85 38L86 41L84 40ZM93 37H92V38H93ZM103 37H104V36H103ZM112 37L114 38V35H113ZM120 37H121V38H120ZM157 37H158V36H156V38H157ZM160 37H159V38H160ZM195 37H197V35H196ZM195 37H192V38L194 39ZM207 37H208V36H207ZM6 38H7V37H6ZM46 38H47V37H46ZM49 38H50V37H49ZM52 38H50V39L52 40ZM57 38H59V37H57ZM82 38H83V40H82ZM134 38H133V39H134ZM137 38H138V39H137ZM137 38H136L137 40L134 39V41L136 40L135 43L139 40V36H137ZM146 38L144 39L145 41H146ZM159 38H157L156 40H159ZM173 38H175V37H173ZM177 38H178V37H177ZM180 38H182V37H180ZM199 38H201V37H199ZM1 39H0V40H1ZM8 39H9V38H8ZM10 39H11V38H10ZM10 39H9V40H10ZM39 39H40V37H39ZM39 39H38V40H39ZM44 39H45V38H44ZM68 39L70 40V38H68ZM68 39H67V40H68ZM79 39H80V40H79ZM95 39H96V37H95ZM105 39H106V38H105ZM114 39H115V38H114ZM114 39H113V40H114ZM121 39H122V40H121ZM141 39H143V37H142ZM163 39H165V38H163ZM163 39H162V40H163ZM186 39H187V38H186ZM195 39H198V38H195ZM195 39H194V41H195ZM215 39H216V38H215ZM3 40H4V39H3ZM36 40H37V38H36ZM41 40H42V39H41ZM41 40H40V42H41ZM55 40H56V38H55ZM67 40H66V41H67ZM69 40H68V43L71 42V41H69ZM93 40H94V38H93ZM113 40H112V41H113ZM125 40H126V39H125ZM130 40H131V39H130ZM130 40H129V42L132 41V40H131V41H130ZM144 40H142V41L144 42ZM149 40H150V43H151L150 45H152V47H151L150 45L146 44L147 49L149 50V49H150L149 47H151L150 50H151L152 52H153V50H154V53H155V49H152V48H153V46H154V47H157V48H156V49H157V50H156V51H157V54L155 53L157 56H158V53H159V55H160V52H161L162 48H164L163 46H167V47H168V45H163L165 42H164L163 44H162V42H161L160 45H159V43L157 44L158 41L156 42V40H155L154 43L151 42V41H154L153 38H151V39L149 38L147 41H149ZM162 40H161V41H162ZM169 40H170V37H169ZM171 40H172V39H171ZM174 40H175V39H174ZM198 40H199V39H198ZM6 41H7V40H6ZM16 41H14V42L17 43L18 41H17V42H16ZM49 41H50V40H49ZM53 41H54V39H53ZM56 41H57V40H56ZM61 41H62L61 46H62V45H65V44H66V46H67L66 41H65V43H64V40H61ZM81 41H82V42H81ZM95 41L98 42L97 39H96ZM95 41H93V42H94L93 44H97V43H95ZM112 41H111V42H112ZM120 41H121V42H120ZM126 41H128V39H127ZM167 41H168V40L166 39V42H167ZM175 41H177V40H175ZM204 41H205V40H204ZM207 41H209V39H208ZM214 41H215V40H214ZM3 42H4V41H3ZM11 42L13 43V41L10 40L9 44H8V43H6V44H8V45L10 46ZM28 42H27V44H28ZM33 42H32V44H31V45H32L31 48L34 47L33 45H35V47H36V46H39V47H37V48L41 51V50H42V49H40L41 44H39L38 41L34 42L35 44H34ZM37 42H38V43H37ZM113 42H114V41H113ZM143 42L141 43L142 45H144V43H145V42H144V43H143ZM159 42H160V41H159ZM171 42H172V41H171ZM186 42H187V41H186ZM198 42H200V41H198ZM36 43H37V44H36ZM43 43H44V41H43ZM43 43H42V44H43ZM46 43H47V42H46ZM46 43H45V44H46ZM49 43H50V42H49ZM54 43H56V42H53V45H55ZM63 43H64V44H63ZM80 43H79V44H80ZM89 43H91V44L88 46ZM105 43H106V42H105ZM123 43H125V46H126V43H127V42H123ZM123 43H121V44H123ZM132 43H133V42H132ZM137 43H139V42H137ZM146 43H147V42H146ZM167 43H168V42H167ZM173 43H175V42H173ZM173 43H172V44H173ZM179 43H180V42H179ZM179 43H178V44H179ZM190 43H191V42L189 41L188 44H190ZM204 43H206V41H205ZM210 43H211V42H210ZM0 44H1V43H0ZM3 44H4V43H2L1 45H3ZM47 44H48V43H47ZM56 44L58 45V43H56ZM69 44H71V43H69ZM108 44H109V43H108ZM117 44H118V45H117ZM121 44H120V46H122ZM130 44H131V43H130ZM139 44H140V43H139ZM141 44H140V45H141ZM153 44H156V46L153 45ZM185 44H186V43H185ZM192 44H193V43H192ZM198 44H199V43H198ZM198 44H196V45H198ZM207 44H208V43H207ZM263 44H264V43H263ZM8 45H5V44H4L3 46H6V49H7ZM51 45H52V41H51L50 46H51ZM53 45H52V46H53ZM59 45H60V43H59ZM59 45H58L59 50H57L58 53H59L60 49H62V51H64L65 49H67V48H65L66 46H64L63 48H65V49H63L61 46H60V47H61V48H60ZM84 45H85V44H84ZM103 45H104V44H103ZM113 45H112V46H113ZM142 45H141V47H142ZM161 45H163V46H161ZM169 45H170V44H169ZM173 45H176V44H173ZM183 45H184V43H183ZM186 45H187V44H186ZM204 45H205V44H204ZM210 45H212V44H210ZM29 46H30V45H29ZM42 46H43V45H42ZM46 46H48V45H46ZM46 46L43 47L45 50H47V48H45ZM50 46H49V48H50ZM55 46H56V45H55ZM55 46H54L53 48L51 47V49H52L53 52H54L56 49H58L57 46H56V49H55ZM69 46H70V45H69ZM78 46H79V45H78ZM78 46L76 45V48H75V46L68 47L67 50H68V52L72 53V51H75L73 48L77 49ZM81 46H82V45H81ZM104 46H105V45H104ZM127 46H128V44H127ZM127 46H126V49H125L124 46H123L124 48H122V49H124V50H127V49H128V50H131V49H132V47H131L132 44H131V46L129 45V48H130V49L127 48ZM134 46H136V44L134 45V43H133V47H134ZM144 46H145V45H144ZM144 46H143V47H144ZM146 46H145L143 49H146ZM158 46H161L162 48H161V47L159 48ZM178 46H179V45H178ZM180 46H181V45H180ZM192 46H194V45H192ZM202 46H203V45H201V47H202ZM1 47H2V46H1ZM87 47H88L89 49H88ZM118 47H119V48H118ZM136 47H138V45H137ZM167 47H166V48H167ZM174 47H175V46H174ZM188 47H189V48H187V49H190V51H191L190 46H188ZM201 47H200V48H201ZM262 47H263V46H262ZM9 48H11V46H10ZM9 48H8V49H9ZM14 48H15V49H14ZM16 48H18V49H16ZM19 48H22V49H21V50H22V55H21V52H19V51H20ZM23 48H25L26 50L24 51ZM37 48H36V49H37ZM49 48H48V49H49ZM69 48H70V49H69ZM71 48H72L73 50H72ZM78 48H79V47H78ZM80 48H81V47H80ZM94 48L97 49L95 46H94ZM102 48H103V47H101V49H102ZM110 48H112V47H110ZM139 48H140V47H139ZM169 48H170V47H169ZM171 48H172V47H171ZM6 49H5V50H6ZM29 49H30V47H29ZM34 49H35V48H34ZM36 49H35V51H36ZM95 49H94V50H95ZM117 49H118V51H115V50H117ZM122 49H121V57H120V58H122L123 56H124V57H123L122 59H120V60H121L120 62H123V61H124V62H123L124 64H122V65H125V64H126L125 66H127V64L131 62V60H129V62L127 61L128 63H125V60H126V59H125V56H126L128 53L136 54L137 51H135L136 48H135L134 52H132L133 50H131V51H129V52H124V50L122 51ZM158 49H160V50H158ZM167 49H168V48H167ZM172 49H173V48H172ZM178 49H179V48H178ZM198 49H199V48H198ZM11 50H14V52H12ZM39 50H38V51H39ZM67 50H66V52H62V51H61V52L64 54L63 56H64L65 59H62L63 57L61 56V54H58V53H55L54 56L59 55V56H61V59H62L63 61L67 60V62H68V61H69V63L73 62V63H71V64H74V58H72V57L76 56L78 53L75 51L76 53H72L73 56H70V55H72V54L68 55V54H67V53H68ZM70 50H72V51H70ZM78 50L80 51V49H77V51H78ZM97 50H99V48H98ZM110 50H111V49H110ZM128 50H127V51H128ZM139 50H140V51L135 55L136 57L138 56V57L140 58V57L142 56V54H147V53L145 52V50H142L141 48H140ZM150 50L148 51L149 54L151 53ZM263 50H264V49H262V51H263ZM0 51H1V50H0ZM2 51L4 52V49H3V48H2ZM16 51H17L18 54H16ZM30 51H31V53L33 54V49L30 50ZM40 51H39V52H40ZM82 51H83V49H82ZM82 51H80L81 54L84 52V51H83V52H82ZM101 51H102V50H101ZM141 51H142V52H141ZM158 51H159V52H158ZM167 51H168V50H167ZM170 51H171V50H170ZM170 51H169L168 53H170ZM187 51H188V50H187ZM205 51H206V50H205ZM209 51H210V50H209ZM3 52H2V54H3ZM23 52H25V54H24ZM43 52H45V54H46V51H43ZM43 52H42V54H44ZM47 52H48V51H47ZM49 52H50V51H49ZM108 52H109V51H108ZM115 52H116V53H115ZM123 52H124V54H122ZM135 52H136V53H135ZM211 52H212V51H211ZM256 52H257V51H256ZM8 53H11V55L9 54V55H10V56H9ZM12 53H13V54H12ZM34 53H35V52H34ZM36 53H37V52H36ZM65 53L67 54V56L65 55ZM100 53H101V52H100ZM166 53H167V52H166ZM172 53H173V51H172L170 54H166V56L169 57ZM176 53H177V52H176ZM199 53H200V52H199ZM216 53H220V52H216ZM261 53H262V52H261ZM2 54H1L0 56H3ZM14 54H16V55L19 57V59H18V57H17L16 55L13 56V57H15V58L17 57L16 59H18L19 61H18V60L15 61V58L11 57V56L14 55ZM26 54H27V55H26ZM75 54H76V55H75ZM90 54H91V53H90ZM114 54H115V55H114ZM119 54H120V53H119ZM119 54L117 55V58H116L117 61L115 60V62H114L115 65H116V64H117V65L120 64V62H118V61H119V59H118V58H119V57H118ZM133 54H132V56H133ZM138 54H139V55L141 54V55L139 56ZM163 54H165V53H163ZM173 54H174V53H173ZM173 54H172V55H173ZM180 54H181V52H180ZM196 54H197V53H196ZM206 54H207V53H206ZM220 54H221V53H220ZM220 54H219V55H220ZM34 55H36V54H34ZM47 55H48V54H47ZM47 55H46V56H47ZM50 55H51V53H50ZM78 55H79V54H78ZM88 55H89V54H88ZM88 55H87V56H88ZM113 55H114V56H113ZM161 55H162V54H161ZM172 55H171V56H172ZM181 55H183V54H181ZM181 55H180V56H181ZM200 55H201L200 58H202V56H204L205 54H202V53H201ZM247 55H248V54H247ZM260 55H262V54H260ZM40 56H41V53H40ZM44 56H45V55H43V57H44ZM48 56H49V55H48ZM52 56H53V55H52ZM54 56L52 57V60H53V61H54L53 58H56V57H57V56H56V57H54ZM68 56H70V57L68 58ZM79 56H80V57H81V56H85V54L83 53L82 55H79ZM87 56H86V57H87ZM144 56H147V55H144ZM149 56H150V55H149ZM151 56H154V57H155V55H153V53L151 54ZM157 56H156V57H157ZM163 56H164V55H162V57H163ZM173 56H174V55H173ZM193 56H194V55H193ZM6 57H9V58L11 57V58L9 59V58H6ZM28 57H30V56H28ZM32 57H33V56H32ZM66 57H67L68 59H66ZM76 57H77V56H76ZM127 57H128L129 59H132L131 56H130V57L127 56ZM133 57H134V56H133ZM136 57H135V58H136ZM138 57H137V58H138ZM160 57H161V56H160ZM167 57H166V58H167ZM178 57H179V56H178ZM178 57H175V58H178ZM181 57H182V56H181ZM181 57H180V58H181ZM185 57H186V55H185ZM191 57H192V56H191ZM12 58H13V59H12ZM23 58L28 59L27 57H23ZM34 58H35V57H34ZM34 58H33V59H34ZM50 58H51V57H50ZM57 58H58V57H57ZM142 58H143V57H142ZM142 58H140V59H142ZM149 58H150V57H149ZM152 58H153V57H151V59H152ZM157 58H159V56H158ZM157 58H156V59H157ZM166 58H165V56H164V58H161V59H163L164 61H165V60L167 61V62H164V63H163V61H162L163 65H161V66H165V67H166V65H167V63H168V60H170V59L167 60ZM187 58H190V56L187 57ZM200 58H199V59H200ZM206 58H207V57H206ZM260 58H261V57H260ZM29 59H30V58H29ZM44 59H46V57H45ZM47 59H48V58H47ZM47 59H46V60H47ZM61 59H59V60L62 61ZM69 59H70V60H69ZM71 59H72V61H71ZM123 59H124V60H123ZM140 59H139V60H140ZM144 59H145V58H143V60H144ZM172 59H173V57H172ZM182 59H183V57L181 58L180 63L183 64V66H185V63H186V64H187L188 62L191 63L189 60H188V62H185V60H184L185 63H183ZM204 59H205V58H204ZM204 59H203V60H204ZM13 60H14V61H13ZM23 60H24V59H23ZM30 60L32 61V63H31V62H30V63L33 64V63H34L33 60H32V59H30ZM30 60H28V62L26 63V65L29 63ZM34 60H35V59H34ZM36 60H37V59H36ZM109 60H110V59H109ZM113 60H112V62H113ZM134 60H135V59H134ZM134 60H132V61H134ZM139 60H138V61H139ZM143 60H142V61H143ZM146 60H147L148 64L150 65V64H151V63H150L151 61H149L148 56H147ZM146 60H144V61L146 62ZM152 60H154V58H153ZM217 60H218V59H217ZM24 61H25V60H24ZM41 61H42V59H41ZM48 61H49V60H48ZM57 61H58V60H57ZM63 61H62V62H63ZM70 61H71V62H70ZM86 61H89V60H86ZM103 61H104V60H103ZM135 61H136L137 64H139V62H137V60H135ZM140 61H141V60H140ZM154 61H155V60H154ZM154 61H153L152 63H154ZM177 61L179 62V58H178ZM194 61H195V60H194ZM211 61H212V60H211ZM232 61H233V60H232ZM9 62H11V61H9ZM37 62H38V61H37ZM37 62H36V63H37ZM45 62H46V61H45ZM155 62H158L159 64L161 63V61L159 62L158 60L155 61ZM169 62L171 63V61H169ZM172 62H173V60H172ZM175 62H176V61H175ZM195 62H196V61H195ZM195 62H193L194 65H195ZM218 62H219V60H218ZM241 62H242V61H241ZM243 62H244V60H243ZM247 62H248V61H247ZM263 62H264V61H263ZM1 63H2V62H1ZM4 63H3V64H4ZM38 63H39V62H38ZM47 63H48V62H47ZM58 63H60V62L58 61ZM69 63H68V64H69ZM85 63H86V62H85ZM85 63H82V65L85 64ZM100 63H101V62H100ZM102 63H103V62H102ZM104 63H105V62H104ZM180 63H179V65L181 66ZM189 63H188V64H189ZM225 63H226V62H225ZM232 63H233V62H232ZM239 63H240V62H239ZM253 63H254V62H253ZM253 63H251V64H253ZM11 64H12V63H11ZM13 64H15V63H13ZM40 64H41V63H40ZM52 64H53V66H54V63H52ZM55 64H56V63H55ZM61 64H63V65H61V66H63V67H67V66H68L67 63H65V64H64V63H61ZM66 64H67V66H65ZM71 64H70V66H69L70 69L72 68ZM97 64H99V63H97ZM105 64H108V65L110 64V65L112 66V63H111L110 61L108 62L107 60H106V63H105ZM105 64H104V65H105ZM130 64H131V63H130ZM130 64H129V66H128L129 69H130V66H133V67H134V65H130ZM132 64H134V63H132ZM140 64H141V63H140ZM143 64H144V62H143ZM148 64H146V67L149 66ZM156 64H157V63H156ZM171 64H175V63H171ZM176 64H177V63H176ZM204 64H205V63H204ZM219 64H220V63H219ZM223 64H224V63H223ZM223 64H222V65H223ZM249 64H250V63H249ZM9 65H10V64H9ZM9 65H8V66H9ZM15 65H16V64H15ZM15 65H14V66H15ZM18 65H21V64L19 63ZM33 65H34V64H33ZM37 65H38V64H37ZM37 65H36V66H37ZM46 65H47V64H46ZM48 65H49V64H48ZM50 65H51V63H50ZM50 65H49V66H50ZM58 65H59V64H58ZM86 65H87V64H86ZM86 65H83V67L86 66ZM120 65H121V64H120ZM135 65H136V64H135ZM147 65H148V66H147ZM152 65H154V64H152ZM152 65H150V66H152ZM169 65H170V64H168L167 66H169ZM194 65H191V64H190V66H192V67H194ZM241 65H242V64H241ZM247 65H248V63H247ZM1 66H2V65H1ZM3 66H4V65H3ZM5 66H7V65H5ZM28 66H29V65H28ZM36 66H35V67H36ZM39 66H40V65H39ZM39 66H38V67H39ZM49 66H48V67H49ZM53 66H50V67H53ZM77 66H79V65H77ZM80 66H81V65H80ZM154 66L156 67V65H154ZM157 66L160 67L159 65H157ZM170 66H171V65H170ZM173 66H174V65H173ZM183 66H182L181 68H183ZM209 66H210V65H209ZM11 67H12V66H10V68H9L10 70H11ZM19 67H20V66H19ZM23 67H24V66H23ZM25 67H27V66H25ZM25 67H24V68H25ZM30 67H32V65H31ZM30 67H29V68H30ZM33 67H34V66H33ZM33 67H32V68H33ZM45 67L47 68V66H45ZM69 67H68V68H65V70L67 71V69H68V71L71 72L73 69L70 70ZM107 67H108V66H107ZM133 67H132V68H133ZM140 67H141V65H140ZM165 67H164V69H162L163 67H162L161 69H162V70H165ZM177 67H178V66H177ZM187 67H188V68H191V67H189V66H187ZM187 67H186V68H187ZM218 67H219V66H218ZM218 67H217V68H218ZM6 68H7V67H6ZM16 68H18V67L16 66ZM16 68H15V70H16ZM20 68H21V67H20ZM43 68H44V66H43ZM43 68H39V69L42 70ZM55 68H56V67H55ZM55 68H54V69H55ZM57 68H58V67H57ZM79 68H82V67H79ZM116 68L118 69V68H120V67L118 66V67H115V68H114V66H113V67H110V66H109V67L107 68V70H106V69L103 70V73L106 75L107 73H109L110 70L112 71V69H113V72H114V73H115V72L118 73ZM166 68H167V67H166ZM172 68H173V67H172ZM178 68H180V67H178ZM194 68H195V67H194ZM233 68H234V66L232 67V69H233ZM2 69H3V68H2ZM7 69H8V68H7ZM12 69H14V68H12ZM34 69L36 70V69H38V68L36 67V68H33V70H34ZM54 69H53V70H54ZM63 69H64V68H63ZM84 69H85V68H84ZM115 69H116V70H115ZM129 69L127 68V70H129ZM133 69H134V68H133ZM133 69H132V70H133ZM140 69H141V68H140ZM142 69H143V68H142ZM142 69H141V70H142ZM151 69H152V67H151ZM153 69H154V67H153ZM201 69H202V68H201ZM0 70H1V68H0ZM3 70H5V69H3ZM17 70H18V72H20L21 69H20V70L17 69ZM17 70H16V71H17ZM27 70H28V68H27ZM29 70H30V72L32 71V69H29ZM41 70H39V71L42 73V72L45 71L46 69H44L43 71H41ZM56 70H57V69H55V72H56ZM58 70H59V69H58ZM58 70H57V72L61 74V71H58ZM75 70H76V68H75V66H74V71H75ZM81 70H82V71H81ZM114 70H115V71H114ZM121 70H122V68H121ZM132 70H131V71H132ZM134 70H136V69H134ZM148 70H149V69H148ZM148 70H147V72H148ZM166 70H168V69H166ZM174 70H175V69H174ZM181 70H182V69H181ZM181 70H180V71H181ZM193 70H194V69H193ZM229 70H230V69H229ZM240 70H241V69H240ZM7 71L9 72V70H7ZM13 71H14V70H13ZM37 71H38V70H37ZM66 71H65V72H66ZM74 71H73V72H74ZM101 71H102V70H101ZM111 71H110V72H111ZM145 71H146V70H145ZM145 71H143V72H145ZM150 71H151V70H150ZM153 71H155V70H153ZM171 71H172V69H171ZM213 71H214V70H213ZM232 71H234V70H232ZM235 71H236V70H235ZM10 72H11V71H10ZM24 72H27V71H25V69H24ZM24 72H22V75H23ZM34 72H35V71H34ZM55 72H54V73H55ZM57 72H56V74H58ZM73 72H72V73H73ZM77 72L80 73V76H81V77L84 76V73H85V72H83V69H80V71H79V70H78V71L76 70V73H77ZM82 72H83V73H82ZM119 72H120V71H119ZM125 72H127V71H125ZM125 72H124V75H126V74L128 75V72H127L126 74H125ZM147 72H146V73H147ZM151 72H152V71H151ZM169 72H170V71H169ZM172 72H173V71H172ZM175 72H176V71H175ZM199 72H200V70H199ZM207 72H208V71H207ZM209 72H210V71H209ZM214 72H215V71H214ZM219 72H220V69H219ZM219 72H218V73H219ZM236 72H237V71H236ZM0 73H1V72H0ZM4 73H5V72H4ZM6 73H7V72H6ZM20 73H21V72H20ZM28 73H29V72H28ZM41 73H40V74L37 73V74H39V75H36V72H35V73H32L33 75H31V73H29V74H30V77H31V79H32V76L35 75L34 77H37V76H40ZM43 73H44V72H43ZM81 73H82V74H81ZM114 73H113V75L117 77V80H120L119 78L122 77V78H121V79H122V82H124V76H123L122 74H121V77H119V73H118V76H117L116 73H115L116 75H115ZM146 73H145V74H146ZM9 74H10V76H11L10 78H12V76L14 77V74H15V73H14L13 75H12L11 73H9ZM18 74H19V73H18ZM24 74H26V73H24ZM45 74H46V72L44 73V75H45ZM70 74H71V73H70ZM74 74H75V72H74ZM85 74H86V73H85ZM104 74H103V75H104ZM135 74H136V73H135ZM149 74H151V73H149ZM236 74H237V73H236ZM1 75L4 76V74H1ZM6 75H7V74H6ZM6 75H5V76H6ZM47 75H48V73L45 75L46 78H47ZM49 75L52 76L53 74H49ZM105 75L103 76V79H104V80H105V77H107V76H105ZM107 75L109 76V78L107 77V79H108V81H110V83H111V80H110L111 77H110L109 74H107ZM127 75H126V76H127ZM129 75H130V77H131L132 75H133L132 77H134V74H129ZM152 75H153V74H152ZM161 75H162V74H161ZM163 75H164V74H163ZM166 75H167V74H166ZM184 75H185V74H184ZM207 75H208V74H207ZM3 76H2V77H3ZM8 76H9V75H8ZM16 76H17V75H16ZM16 76H15V77H16ZM26 76H28V75H26ZM53 76L55 77V75H53ZM58 76H59V75H58ZM61 76H62V75H61ZM63 76H64V75H63ZM63 76H62V77H63ZM75 76H77L78 79H79V77H80V76H78V74H76ZM75 76H72V77H75ZM94 76H95V75H94ZM101 76H102V75H101ZM111 76H112V72H111ZM114 76H112V77L116 79V77H114ZM126 76H125V78H126ZM138 76L141 77V74H139ZM142 76H143V75H142ZM173 76H174V75H173ZM176 76H177V75H176ZM208 76H209V75H208ZM17 77H18V78H17ZM17 77L15 78V81H16L17 79H19L20 74H19ZM22 77H23V76H22ZM22 77H21V78H22ZM28 77H29V76H28ZM42 77H43V76H42ZM42 77H41V78H42ZM45 77H43V78H45ZM72 77H70V78H72ZM127 77H128V76H127ZM144 77H145V76H144ZM146 77H147V75H146ZM152 77H153V76H152ZM199 77H200V76H199ZM5 78H7V77H4V79H5ZM10 78H9V79H10ZM25 78H26V77H25ZM25 78H24V79H25ZM37 78H38V77H37ZM64 78H65V77H64ZM64 78H63V79H64ZM67 78H68V75H67ZM67 78H65V80H66ZM75 78H76V77H75ZM86 78H87V75H86ZM94 78H95V77H94ZM137 78H138V77L135 78L136 81H137ZM166 78H167V77H166ZM183 78H184V77H183ZM190 78H191V77H190ZM28 79H30V78H28ZM33 79H34V78H33ZM33 79H32V80H33ZM55 79H56V78H55ZM78 79H77V80H78ZM82 79L85 80L84 77H82ZM107 79H106V81H107ZM126 79H127V78H126ZM143 79H144V78H143ZM154 79H155V78H154ZM195 79H196V78H195ZM195 79H194V80H195ZM1 80H2V79H1ZM19 80H20V79H19ZM26 80H27V79H26ZM26 80H25V81H26ZM39 80H40V78H39ZM39 80H38V81H39ZM41 80H43V79H41ZM47 80H49V78H47ZM47 80H46V81H47ZM60 80H61V78H60ZM87 80H88V79H87ZM104 80H103V82H105ZM117 80H114V82L116 83ZM128 80H129V79H127V80H125V81L127 82ZM144 80H145V79H144ZM144 80H143V81H144ZM164 80H165V79H164ZM166 80H169V79H166ZM173 80H174V79H173ZM176 80H177V79H176ZM179 80H181V78H180ZM185 80H186V79H185ZM191 80H193V79H191ZM191 80H190V81H191ZM208 80H209V79H208ZM215 80H216V79H215ZM5 81H6V80H5ZM8 81H9V80H7V82H8ZM20 81H21V80H20ZM20 81H19V82H20ZM34 81H36V79H34ZM34 81H33V82H34ZM72 81H73V80H72ZM74 81H75V80H74ZM79 81H80V80H79ZM85 81H86V80H85ZM101 81H102V80H101ZM130 81H132V80H130ZM130 81H129V82H130ZM136 81H134V84H136V88H137V83H138V82H136ZM161 81H162V80H161ZM171 81H172V80H171ZM181 81H182V80H181ZM187 81H189V80H187ZM201 81H202V80H201ZM209 81H211V79H210ZM9 82H10V81H9ZM17 82H18V80H17ZM17 82H15V83H17ZM30 82L32 83V81H30ZM48 82H49V81H48ZM65 82H66V81H65ZM75 82H76V81H75ZM118 82L120 83L121 81H118ZM122 82H121V83H122ZM132 82H133V81H132ZM172 82H173V81H172ZM199 82H200V81H199ZM202 82H203V81H202ZM213 82H214V81H213ZM1 83H2V82H1ZM15 83H14V85H15ZM26 83H27V82H26ZM36 83H37V82H36ZM40 83H43V82L41 81V82H39V84H40ZM55 83H56V82H55ZM61 83H63V82L61 81ZM76 83H77V82H76ZM80 83H81V82H80ZM99 83H100V82H99ZM108 83H109V82H108ZM115 83H114V84L111 83V84H112V86H115V88H117V86H118L117 89H119V85L121 86V85L123 84V83H122V84H119V85H118V83H117V84H115ZM127 83H128V82H127ZM130 83H131V82H130ZM207 83H211V82H207ZM5 84H6V83H5ZM8 84H9V83H8ZM17 84H19V83H17ZM17 84H16V85H17ZM23 84H25V83H23ZM28 84H29V81H28V83H27L26 85H28ZM34 84H35V83H34ZM49 84H50V83H49ZM49 84H48V85H49ZM66 84L69 85V83H66ZM77 84H78V83H77ZM81 84H82V83H81ZM124 84H125V82H124ZM131 84H132V83H131ZM131 84H128V85L130 86ZM140 84H141V83H140ZM140 84H139V85H140ZM188 84H190V82H189ZM219 84H220V83H219ZM2 85L4 86V84H2ZM10 85H13V84H10ZM26 85H24V86H26ZM50 85H51V84H50ZM55 85H57V84H55ZM58 85H59V84H58ZM58 85H57V86H58ZM68 85H67V86H68ZM132 85H133V84H132ZM139 85H138V86H139ZM142 85H143V83H142ZM144 85H145V84H144ZM192 85H194V84H193V81H192ZM197 85H198V84H197ZM205 85H207V84H205ZM261 85H262V84H261ZM3 86H1V87H3ZM32 86H34V85H32ZM35 86H36V85H35ZM67 86H66V87H67ZM70 86H71V85H70ZM79 86H80V85H79ZM107 86H108V85H107ZM107 86H106V88H107ZM112 86H111V88H113ZM122 86L124 87L125 85H122ZM122 86H121V87H122ZM126 86H127V85H126ZM129 86H127V87H129ZM140 86H141V85H140ZM173 86H174V85H173ZM259 86H260V85H259ZM12 87H13V89H14L16 86H15V87L12 86ZM38 87H39V86H38ZM50 87H51V86H50ZM90 87H91V86H90ZM104 87H105V86H104ZM121 87H120V88H121ZM123 87H122V90L124 89ZM127 87H125V89H127ZM130 87L133 88L132 86H130ZM130 87H129V89H131ZM141 87H142V86H141ZM150 87H151V85H150ZM180 87H181V86H180ZM215 87H216V86H215ZM222 87H225V86H222ZM4 88H5V87H4ZM4 88H2V89L6 91L7 89H6V88L4 89ZM10 88H11V86H10ZM10 88H9V86H8V90H10ZM28 88H29V87H28ZM63 88H64V87H63ZM72 88H73V87H72ZM93 88H94V87H93ZM93 88H92V89H93ZM106 88H105V89H106ZM108 88H109V87H108ZM175 88H176V87H175ZM199 88H200V87H199ZM204 88H205V87H204ZM206 88H207V87H206ZM218 88H219V87H218ZM34 89H35V88H34ZM39 89H40V88H39ZM42 89H43V87H42ZM47 89H48V88H47ZM88 89H89V87H88ZM95 89H96V88H95ZM113 89H114V88H113ZM145 89H146V88H145ZM151 89H152V88H151ZM185 89H188L187 86H186ZM3 90H2L1 92H3ZM15 90L17 91V88H16ZM20 90H21V89H20ZM58 90H59V89H58ZM139 90H140V89H139ZM164 90H165V89H164ZM164 90H162V91H164ZM167 90H168V89H167ZM209 90H210V89H209ZM214 90H215V89H214ZM217 90L220 91V89H217ZM262 90H263V89H262ZM34 91H35V90H34ZM41 91H42V90H41ZM55 91H56V90H55ZM93 91H94V89H93ZM107 91H108V90H107ZM111 91H112V90H111ZM111 91H110V92H111ZM115 91H116V90H115ZM123 91L125 92V90H123ZM174 91H175V90H174ZM187 91H188V90H187ZM207 91H208V90H207ZM263 91H264V90H263ZM6 92H7V91H6ZM47 92H48V91H47ZM159 92H160V91H159ZM179 92H180V88H179ZM90 93H91V92H90ZM120 93H121V92H120ZM127 93H128V92H127ZM141 93L143 94V92H141ZM151 93H152V92H151ZM160 93H161V92H160ZM175 93H176V92H175ZM191 93H192V92H191ZM209 93H210V91H209ZM218 93H219V92H218ZM23 94H24V93H23ZM26 94H27V93H26ZM43 94H44V92H43ZM112 94H113V93H112ZM121 94H122V93H121ZM138 94H139V93H138ZM178 94H179V93H178ZM182 94H183V93H182ZM211 94H212V93H211ZM21 95H22V94H21ZM61 95H62V94H61ZM63 95H64V94H63ZM99 95H100V94H99ZM115 95H118V94H115ZM131 95L133 96V94H131ZM165 95H166V94H165ZM186 95H187V94H186ZM94 96H95V95H94ZM100 96H101V95H100ZM104 96L106 97V100L110 97V95H109V97L107 98V96H106L105 94H104ZM187 96H188V95H187ZM187 96H186V97H187ZM189 96H190V95H189ZM88 97H90V96H88ZM96 97H98V96H96ZM96 97H94V99H95ZM135 97H137V96H135ZM178 97H179V95H178ZM216 97H217V96H216ZM39 98H40V97H39ZM45 98H46V97H45ZM122 98H123V97H122ZM122 98H121V99H122ZM124 98H125V97H124ZM133 98H134V97H132V99H133ZM175 98H176V96H175ZM200 98H201V97H200ZM56 99H57V98H56ZM58 99H60V98H58ZM58 99H57V100H58ZM90 99H91V97H90ZM92 99H93V97H92ZM94 99H93V100H94ZM96 99H97V98H96ZM98 99L101 100V103H100V101H99V102H96L97 100H95L96 103H95V102H93V103L96 104V106H97L99 103H100V104H99V106H100L102 103L105 102L104 100L102 101V99H104V97H101V98H98ZM112 99H114V97H112ZM129 99H131V97H130ZM181 99H183V98H181ZM190 99H192V98H190ZM193 99H194V98H193ZM193 99H192V100H193ZM201 99H202V98H201ZM204 99H205V97H204ZM62 100H63V99L61 98V101H62ZM88 100H89V99H87V101H88ZM126 100H128V99H126ZM40 101H41V99H40ZM58 101H59L60 104H59V103H56V104H53V106H52V105L50 104V102H46V105L50 106V109L53 110V108H56V107H57V104H58V105H61V106H60L61 109L64 107V111H65V108H66V107H65V106L62 107V105H64V104H63V103L61 104L60 100H58ZM63 101H64V100H63ZM63 101H62V102H63ZM65 101H66V99H65ZM65 101H64V102H65ZM90 101H91V100H90ZM107 101H109V100H107ZM107 101H106V104H107ZM110 101H111V102H110ZM110 101H109V102L112 104V103H113V100H110ZM118 101H119V100H117V103L120 102V101H119V102H118ZM129 101H130V100H129ZM134 101H135V103H137L136 101H138V100L135 99ZM134 101H132V102H134ZM139 101H142V100H139ZM147 101H148V99H147ZM182 101H183V100H182ZM185 101H186V100H185ZM200 101H201V100H200ZM207 101H208V100H207ZM261 101H262V100H261ZM0 102H1V101H0ZM37 102H38V101H37ZM51 102L53 103V101H51ZM54 102H55V101H54ZM66 102H67V104L69 103L68 100H67ZM70 102H71V101H70ZM83 102H84V104H85V101H84V100H83ZM88 102H89V101H88ZM88 102H86V104H85L86 107L89 105ZM121 102H122V101H121ZM187 102H188V101H187ZM216 102H218V101H216ZM263 102H264V101H263ZM26 103H27V102H26ZM75 103H77V105L79 106L78 102H75ZM93 103H92V101L90 102L91 108H92ZM97 103H98V104H97ZM114 103H115V102H114ZM145 103H146V102H145ZM193 103H194V102H193ZM193 103H192V104H193ZM202 103H203V102H202ZM204 103H205V102H204ZM8 104H9V103H8ZM87 104H88V105H87ZM138 104H139V103H138ZM138 104H137V105H138ZM141 104H142V103H141ZM141 104H140V106H141ZM186 104H187V103H186ZM192 104L190 105V107L192 106ZM14 105H15V104H14ZM19 105H20V104H19ZM23 105H24V104H23ZM54 105H56V107H54ZM68 105H70V103H69ZM77 105L75 104V106H77ZM81 105H83V104H82L81 101H80V106H81ZM104 105H105V104H104ZM108 105H109V104L106 105L107 110H108V111H111V110H109V108H110L111 106L108 108ZM112 105H114L113 107L116 106L115 104H112ZM118 105H119V104H118ZM125 105H126V103H125ZM129 105H130V104H129ZM134 105H135V104H134ZM149 105H150V103H149ZM149 105H147L146 108H145V106H144L145 110H146L147 108H149V107H148ZM188 105H189V103H188ZM196 105H197V104H196ZM259 105H260V104H259ZM259 105H258V107H259ZM15 106H16V105H15ZM71 106H73V108H74L73 103L71 104ZM85 106H83V108H84ZM101 106H102V105H101ZM120 106H121V108H122L124 105H121V104H120ZM152 106H153V105H152ZM152 106H150V107H152ZM160 106H161V105H160ZM201 106H202V105H201ZM69 107H70V106H69ZM69 107H68V108H69ZM97 107H98V106H97ZM126 107H127V108H126ZM126 107H125V108H126L125 110H127V112H129V113L132 111V109L134 110V106H133L132 104H131V106H126ZM128 107H129V108H128ZM130 107H133V108L130 109ZM142 107H143V105L141 106V108H138V106H137V109H138V110H136V106H135V110L138 112V111L144 109V108H142ZM262 107H263V106H262ZM262 107H260V108H261L260 111H263V110H262ZM8 108H9V107H8ZM60 108H59V109H60ZM79 108H80V107H79ZM89 108H90V107H89ZM102 108H105V107H102ZM115 108L117 109V107H115ZM118 108H119V106H118ZM121 108H120V110H121ZM156 108H157V107H156ZM156 108H155V109H153V107H152V108H149V111H150V110L155 111ZM199 108H200V107H199ZM39 109H40V108H39ZM69 109H70V108H69ZM94 109L96 110L97 108L94 107ZM99 109H101V108L99 107ZM105 109H106V108H105ZM111 109H112V111H113L114 108H111ZM128 109H129V111H128ZM139 109H140V110H139ZM159 109L162 110V108H159ZM159 109L157 108V112H155V113L153 112V113H154V114H157V113L159 114V113H160ZM205 109H206V108H205ZM57 110H58V109H57ZM97 110H98V109H97ZM117 110H118V109H117ZM125 110H124V111H125ZM130 110H131V111H130ZM147 110H148V109H147ZM184 110H185V109H184ZM1 111H2V110H1ZM31 111H32V110H31ZM42 111H43V110H42ZM42 111H40V113H42ZM48 111H49V110H48ZM53 111H54V112H53ZM53 111H52L53 114H55V113L58 114V111H57V112H55V110H53ZM72 111H73V110H72ZM72 111H71V112H72ZM98 111H99V110H98ZM100 111H103V109L100 110ZM108 111H107V112H108ZM112 111H111V113H113ZM136 111H135V112H136ZM142 111H143V110H142ZM152 111H150V112H152ZM158 111H159V112H158ZM164 111H165V110H164ZM164 111L162 110L163 114H164ZM258 111H259V109H258ZM258 111H257V112H258ZM44 112H45V111H44ZM75 112H76V111H75ZM125 112H126V111H125ZM125 112H124V114L126 115L127 112H126V113H125ZM135 112L133 111V113H135ZM162 112H161L160 114H162ZM171 112H173V111H171ZM174 112H175V111H174ZM179 112H180V111H179ZM187 112H188V111H187ZM263 112H264V111H263ZM46 113H48V112H46ZM46 113L43 114L44 117L46 116ZM77 113H78V112H77ZM88 113H90V112H88ZM94 113H95V112H94ZM96 113H97V112H96ZM101 113H102V112H101ZM101 113H100V114H101ZM108 113H109V112H108ZM108 113H107V114H108ZM118 113H119V112H118ZM122 113H123V108H122V112H121L120 114L122 115ZM129 113H128V117H130V116H129ZM139 113H140V112H139ZM143 113H144V112H143ZM148 113H149V112H148ZM148 113L145 114V115L147 116ZM259 113H260V112H258V113H256V114H259ZM69 114H70V112H69ZM71 114L75 115L74 112L71 113ZM100 114H99V115L97 114V115L100 116ZM103 114H106V111H104ZM124 114H123V115H124ZM168 114H170V113L168 112ZM171 114H172V113H171ZM181 114H182V113H181ZM181 114H178V115H181ZM185 114H186V113H185ZM185 114H183V115H185ZM231 114H232V113H231ZM39 115H40V114H39ZM41 115H42V114H41ZM41 115H40V116H41ZM58 115H59V114H58ZM65 115H66V114H65ZM76 115H77V114H76ZM92 115H93V114H91V116H92ZM108 115H115V113H113V114H108ZM123 115H122V116H123ZM135 115H137V114H135ZM141 115H143V114L141 113ZM150 115H153V114H149V115H148V117H149V118H148L149 121H150ZM173 115H174V114H173ZM178 115L176 116L177 118L179 117ZM259 115H260V114H259ZM31 116H32V114H31ZM40 116H38V117H40ZM54 116H55V115H54ZM54 116L52 117L53 119H55ZM59 116H60V115H59ZM59 116H58V117H59ZM70 116H72V115H70ZM70 116H69V118H70ZM79 116H81V114H79ZM82 116H83V115H82ZM85 116H87V115H85ZM85 116H84V117H85ZM95 116H96V114H95ZM115 116H117V114H116ZM137 116H140V114H138ZM137 116L133 117V119H135ZM146 116H145V117H146ZM154 116H155V115H154ZM158 116H159V115H158ZM166 116H167V115L165 114V119L168 118V121H169V118H170V117H166ZM28 117H30V116H28ZM33 117H35V116L33 115ZM58 117H57V118H58ZM103 117H104V116H103ZM108 117H109V116H107V119H108ZM113 117H114V116H113ZM119 117H120V118H119ZM156 117H157V115H156ZM161 117H162V116H161ZM163 117H164V116H163ZM180 117H182V116H180ZM180 117H179V118H180ZM183 117H184V116H183ZM187 117H188V116H187ZM189 117H190V116H189ZM202 117H203V116H202ZM36 118H37V116H36ZM36 118H35V119H36ZM41 118H42V116H41ZM52 118H50V119H51L52 122H53V119H52ZM57 118H56V119H57ZM69 118H68V119H69ZM85 118H86V117H85ZM93 118H94V117H93ZM117 118H118V119H121V116H117ZM137 118H138V117H137ZM139 118H140V119H146V118H142L141 116H140ZM157 118H158V117H157ZM157 118H156V121H157ZM177 118L174 117V119H177ZM258 118H259V117H258ZM258 118H256V119H258ZM23 119H24V121H25L24 123H26V124L22 123V121H23L22 119H21L22 121L20 120L21 123L24 124V125H26V128H28L27 126L30 125V126H29L30 129L28 128V130H30V132H31V128H32L33 125L31 126L32 123L29 124L28 122L33 121L34 119L32 120V118H31L30 121H28L29 118H28L27 120H25L26 118H23ZM44 119H45V121H46V118H44ZM44 119L40 120V122H39L38 124H41L42 121L45 123ZM48 119H49V118H48ZM73 119H76V118H73ZM91 119H92V118H91ZM100 119H102V118H100ZM107 119H106V120H107ZM110 119H111V117H110ZM130 119H132V116L130 117ZM133 119H132V121H130V122H133ZM158 119H159V118H158ZM162 119H164V118H162ZM165 119H164V122H168V121L165 120ZM261 119H264V118L261 116ZM261 119H260V120H261ZM51 120H50V121H51ZM59 120H60V119H59ZM82 120H84V119H82ZM95 120H97V119H95ZM108 120H109V119H108ZM114 120H115V119H114ZM121 120H122V119H121ZM124 120L127 121L128 119H124ZM180 120H181V119H180ZM182 120H183V118H182ZM26 121H27V122H26ZM37 121H38V120H37ZM54 121H55V120H54ZM72 121H73V120H72ZM72 121H71V122H72ZM92 121H93V120H92ZM92 121H89V122H92ZM98 121H99V120H98ZM101 121H104V120H101ZM116 121H117V122H116ZM135 121H136V120H135ZM139 121H140V120H139ZM153 121H154V120H152L151 122H147V119H146L145 126L148 127V125H150V129L153 130V129H152L153 126H154V125H153L154 123L152 124ZM156 121H155V122H156ZM159 121H161V120L159 119V120L156 122V123H158V125L160 124ZM171 121H172V123H173V118H171ZM171 121L168 122V123H171ZM184 121H185V120H184ZM199 121H201V120H199ZM199 121H198V122H199ZM253 121H255V120H253ZM35 122H36V121H35ZM61 122H62V121H61ZM83 122H85V121H83ZM106 122H107V121H106ZM115 122L119 124L118 120H115ZM143 122H145V121H143ZM161 122H162V121H161ZM164 122H163V123H164ZM174 122L177 123V126H176V125H175V126H176L177 129H178V126H179V120H178V122L174 120ZM180 122H181V121H180ZM185 122H188V121H185ZM196 122H197V120H196ZM198 122H197V123H198ZM228 122H229V121H228ZM21 123H17V124H21ZM110 123H111V122H110ZM122 123H123V122H122ZM124 123H126V122H124ZM136 123H137V122H136ZM136 123H135V124H136ZM147 123H148V125H147ZM239 123H240V122H239ZM239 123H238V125L241 126ZM263 123H264V122H263ZM17 124H16V125H17ZM22 124H21V125H22ZM38 124H37V127H36V128L39 127ZM42 124H43V123H42ZM60 124H61V123H60ZM63 124H64V122H63ZM65 124H66V123H65ZM73 124H74V123H73ZM79 124H80V123H79ZM83 124H84V123H83ZM83 124H82V125H83ZM90 124H91V123H90ZM90 124H88V125L90 126ZM98 124H99V123H98ZM126 124H127V123H126ZM132 124H134V122L131 123L130 125H132ZM135 124H134V125H135ZM140 124H141V122H140ZM164 124H165V126H167L166 123H164ZM181 124H182V123H181ZM188 124H189V123H188ZM193 124H194V123H192V125H193ZM195 124H196V123H195ZM228 124H231V123L229 122ZM228 124H227V125H228ZM49 125H50V123H49ZM52 125H53V124H52ZM69 125H70V124H69ZM69 125H68V126H69ZM80 125H81V124H80ZM92 125H93V124H92ZM106 125H108V122H107ZM111 125H112V124H110L109 126H111ZM113 125L116 126L117 124H114V123H113ZM120 125H121V123H120ZM123 125H124V124H123ZM138 125H139V124H138ZM138 125H137V126H138ZM151 125H153V126H151ZM173 125H174V124H173ZM183 125H184V124H183ZM260 125H261V124H260ZM41 126H42V125H41ZM41 126H40V127H41ZM84 126H85V125H84ZM101 126H102V124H101ZM128 126H129V123H128ZM132 126H133V125H132ZM132 126H131V127H132ZM141 126H142V125H141ZM161 126H162V125H161ZM163 126H164V125H163ZM201 126H202V125H201ZM258 126H259V125H258ZM19 127H22V126H19ZM42 127H43V126H42ZM47 127H48V125H47ZM50 127H53V126H50ZM69 127H70V126H69ZM72 127H73V126H72ZM74 127H75V126H74ZM81 127H82V126H81ZM94 127H95V126H94ZM97 127H98V126H97ZM105 127H107V126H105ZM105 127H104V128H105ZM119 127H120V126H119ZM135 127H136V126H135ZM142 127H144V126H142ZM142 127H141V128H142ZM169 127H170V126H169ZM184 127H185V126H184ZM186 127H187V125H186ZM188 127L190 128V126H188ZM193 127H194V126H193ZM195 127H196V126H195ZM195 127H194V128H195ZM227 127H228V126H227ZM229 127H230V126H229ZM256 127H257V126H256ZM3 128H4V127H3ZM9 128H10V127H9ZM58 128H59V127H58ZM58 128H57V129H58ZM70 128H71V127H70ZM70 128H69V130H68V128H67V130H68V131L72 130V129H70ZM89 128H90V127H88V129H89ZM100 128H102V127H100ZM113 128H114V127H113ZM120 128H121V127H120ZM138 128H140V127L138 126ZM141 128H140V129H141ZM160 128H161V127H160ZM172 128H174V127H172V125H171V128H170V129L173 131L172 133H173V134L177 133V132L174 133V131H176V130H175V129H172ZM181 128H183V127H181V125H180V129H181ZM189 128H187V129H189ZM224 128H226V126H225ZM241 128H243V127H241ZM260 128H261V127H260ZM0 129H2V128H0ZM7 129H8V128H7ZM13 129H14V128H13ZM15 129H17V128H15ZM15 129H14V130H15ZM18 129H19V128H18ZM18 129H17V130H18ZM32 129H33V128H32ZM54 129H56V127H55ZM54 129H53V130H54ZM91 129H92V128H91ZM106 129H107V128H106ZM126 129L128 130V128H126ZM147 129H148V128H147ZM155 129H156V128H155ZM161 129H164V128H161ZM180 129H179V131H180ZM187 129H185V130H183V131L185 132ZM195 129H197V127H196ZM237 129H239V128H237ZM244 129H246V128H244ZM10 130H12V129H10ZM10 130H9V131H10ZM22 130H23V129H22ZM33 130L36 131L35 128H34ZM42 130H43V129H42ZM83 130H84V128H83ZM101 130H102V129H101ZM134 130H135V129H134ZM156 130H157V129H156ZM192 130H193V129H192ZM197 130H198V129H197ZM199 130H200V129H199ZM199 130H198V131H199ZM228 130H229V129H228ZM249 130H250V128H249ZM251 130H252V129H251ZM251 130H250V132H251ZM255 130H256V129H255ZM258 130H260V129H258ZM15 131H16V130H15ZM15 131H14V132H15ZM18 131H19V130H18ZM18 131H16V132H18ZM25 131H26V129H25ZM39 131H40V128H39ZM43 131H44V130H43ZM43 131H42V132H43ZM49 131H50V130H49ZM57 131H58V130H57ZM57 131H56V132H57ZM92 131H93V130H92ZM92 131H90V132H92ZM97 131H98V130H97ZM99 131H100V130H99ZM105 131H106V130H105ZM136 131H140V130H137V127H136ZM145 131L147 132L148 130H145ZM159 131H160V130H159ZM162 131H164V130H162ZM234 131H235V129H234ZM244 131H245V130H244ZM247 131H248V130H247ZM23 132H24V130H23ZM23 132H22V134H23ZM28 132H29V131H28ZM37 132H38V131H37ZM93 132H95V130H94ZM93 132H92V133H93ZM103 132H104V131H102V133H103ZM148 132H149V131H148ZM148 132H147V134L150 136V133H151V132H150V133H148ZM152 132H153V131H152ZM155 132H156V131H155ZM157 132H158V131H157ZM235 132L238 133L237 130H236ZM235 132H234V134L237 136V134H236ZM10 133H11V132H10ZM10 133H9V135H11ZM12 133H13V132H12ZM18 133L21 134V130H20V132H18ZM26 133H27V132H26ZM32 133L34 134V131H32ZM32 133H31V135H32ZM51 133H52V132H51ZM51 133H50V134H51ZM57 133H58V132H57ZM59 133H60V132H59ZM104 133H105V132H104ZM128 133H129V132H128ZM137 133H138V132H137ZM159 133L161 134V131H160ZM162 133H163V132H162ZM261 133H262V132H261ZM5 134H6V132H5ZM35 134H36V133H35ZM37 134H38V133H37ZM42 134H44V133H42ZM47 134H48V133H47ZM53 134H55V136L57 135L56 133H53ZM68 134H69V133H68ZM94 134H95V133H94ZM97 134H98V132H97ZM109 134H110V133H109ZM111 134H112V133H111ZM134 134H135V133H134ZM153 134H154V133H153ZM164 134H165V135H168V133L165 131V133L162 134L163 137L160 135L162 139L165 137ZM170 134H171V132L169 133V135H170ZM178 134L181 135L180 132H179ZM178 134H176V135H178ZM187 134H188V132H187ZM245 134H246V133H245ZM245 134H243V136H244ZM250 134H251V133H250ZM250 134H249V135H250ZM18 135H19V134H18ZM24 135H25V133H24ZM24 135H23V136H24ZM29 135H30V134H28V136H29ZM99 135H100V133L98 134V136H99ZM102 135H103V134H102ZM106 135H107V134H106ZM112 135H113V134H112ZM112 135H111V136H112ZM137 135H139V134H137ZM142 135H143V136H146V135H144V134H142ZM142 135L140 134V136H142ZM155 135H156V133H155ZM169 135H168V139H169V137H170ZM183 135H184V133H183ZM249 135H246V136H249ZM251 135H252V134H251ZM6 136L8 137V135H6ZM15 136H16V135H15ZM28 136H25V137H28ZM38 136H39V134H38ZM45 136L47 137L46 134H45ZM50 136H51V135H50ZM55 136H54V137H55ZM57 136H58V135H57ZM89 136H90V135H89ZM89 136H88V139H89ZM100 136H101V135H100ZM100 136H99V137H100ZM109 136H110V135H109ZM109 136H106V137H104V138H107V137H109ZM111 136L109 137V140H110ZM140 136H139V138H140ZM149 136L144 137L142 141L144 142V140H146L145 138H147V137H149ZM152 136H153V135H152ZM152 136H151V137H152ZM156 136H157V135H156ZM160 136H159V137H160ZM256 136H257V135H256ZM3 137H4V136H3ZM9 137H10V136H9ZM17 137H19V136H17ZM20 137H21V136H20ZM25 137H23V138H25ZM31 137H32V136H31ZM42 137L44 138L43 135H42ZM59 137H60V135H59ZM74 137L76 138L75 135H74ZM83 137H84V136H83ZM90 137H91V136H90ZM94 137H95V136H94ZM99 137L96 138V141L99 140ZM136 137H137V136H136ZM151 137H150V138H151ZM157 137H158V136H157ZM172 137H175V136H172ZM180 137H181V136H180ZM184 137H185V136H184ZM184 137L182 136V138H184ZM189 137H190V136H189ZM234 137H235V136H234ZM237 137H238V136H237ZM253 137H254V136H253ZM260 137H261V136H260ZM10 138H11V137H10ZM39 138H40V137H39ZM43 138H41V139H43ZM56 138H58V137H56ZM66 138H67V137H66ZM75 138H74V141H75ZM85 138H86V136H85ZM100 138H101V137H100ZM114 138H115V137H114ZM130 138H131V135H130ZM137 138H138V137H137ZM152 138H153V137H152ZM161 138H160V139H161ZM165 138H166V137H165ZM175 138H176V137H175ZM178 138H179V137H178ZM190 138H191V137H190ZM254 138H255V137H254ZM257 138H258V136H257ZM8 139H9V138H8ZM30 139H32V138H30ZM30 139H29V140H30ZM33 139H34V138H33ZM72 139H73V138H72ZM77 139H78V137H77ZM77 139H76V141H77ZM81 139H82V137H81ZM97 139H98V140H97ZM101 139H102V138H101ZM107 139H108V138H107ZM111 139H112V138H111ZM116 139H117V138H116ZM121 139H122V138H121ZM125 139H126V138H125ZM134 139H135L136 142H137V139H136V138H134ZM140 139H141V138H140ZM172 139H173V138H172ZM172 139H171V140H172ZM176 139H177V138H176ZM244 139H246V137L243 138V140H244ZM248 139H249V138H248ZM263 139H264V137H263ZM3 140H6V139H3ZM35 140H36V139H35ZM44 140H45V139H44ZM47 140H48V139H47ZM56 140H57V139H56ZM70 140H71V139H70ZM85 140L87 141V139H85ZM126 140H128V139H126ZM131 140H132V139H131ZM153 140H154V139H153ZM156 140H157V139H156ZM164 140H165V139H164ZM166 140H167V138H166ZM173 140H174V139H173ZM233 140H234V139H233ZM233 140H232V141H233ZM10 141H11V140H10ZM17 141H18V140H17ZM24 141H25V140H24ZM24 141H22L21 143H23ZM27 141H28V140H27ZM36 141H37V140H36ZM41 141H42V140H41ZM60 141H62V139H61ZM72 141H73V140H72ZM72 141H70V144H71ZM112 141H113V139H112ZM129 141H130V139H129ZM138 141H139V140H138ZM142 141L140 140V142H142ZM162 141H163V140H161V144H162ZM167 141H169V140H167ZM184 141H185V140H184ZM213 141H214V140H213ZM234 141H235V140H234ZM245 141H246V140H245ZM245 141H244V142H245ZM249 141H250V140H249ZM249 141H248V142H249ZM5 142H6V141H5ZM37 142H38V141H37ZM43 142H44V141H43ZM52 142H53V140H52ZM94 142H95V140H94ZM104 142H105V141H104ZM107 142H108V141H107ZM114 142H115V140H114ZM121 142H123V141H121ZM121 142H119V143H120V146H121ZM124 142H125V141H124ZM133 142H135V141L133 140L132 143H133ZM146 142L149 143L148 138H147ZM153 142L155 143L156 141H153ZM172 142H173V141H172ZM174 142H175V141H174ZM26 143H27V142H26ZM50 143H51V142H50ZM72 143H73V142H72ZM86 143H87V142H86ZM119 143L116 142V143H111V144H117V145H119ZM150 143H152V141H150ZM165 143H166V142H165ZM167 143H168V142H167ZM180 143H181V142H180ZM228 143H230V142L228 141ZM235 143H236V142H235ZM253 143H254V141H253ZM253 143H252V144H253ZM258 143H259V142H258ZM260 143H261V142H260ZM52 144H53V143H52ZM62 144H63V142H62ZM66 144H68V143H66ZM82 144H83V142H82ZM95 144H96V143H95ZM99 144H100V143H99ZM102 144H104V143H102ZM102 144H101V145H102ZM123 144H124V143H123ZM139 144H141V143H139ZM142 144H143V143H142ZM155 144H156V143H155ZM174 144H175V143H174ZM233 144H234V142H233ZM242 144H243V143H242ZM247 144H248V143H247ZM254 144H255V143H254ZM254 144H253V145H254ZM262 144H264V143H262ZM2 145H3V144H2ZM4 145H7V144H4ZM10 145H11V144H10ZM49 145H51V144H48V147L50 148ZM64 145H65V143H64ZM85 145H86V144H85ZM87 145H88V144H87ZM134 145H136V144L134 143ZM144 145H145V142H144ZM168 145H169V144H168ZM168 145H164V144H163L162 146L165 147V146H168ZM171 145H172V144H171ZM229 145L232 146L231 143H230ZM235 145H236V144H235ZM235 145H233V146L235 147ZM250 145H251V143H250ZM250 145H249V146H250ZM12 146H13V144H12ZM12 146H11V147H12ZM14 146H16V145H14ZM24 146H25V144H24ZM36 146H37V145H36ZM62 146H63V145H62ZM71 146H72V145H71ZM76 146H77V145H76ZM99 146H100V145H99ZM99 146H97V147H99ZM102 146L105 147V146H106V143H105V145H102ZM107 146H108V144H107ZM109 146L112 147V145H109ZM126 146H129V145H127V142H126V144H125V148H126ZM139 146H140V145H139ZM149 146H150V144H149L148 146L146 145V148L149 147ZM151 146H152V145H151ZM224 146H225V145H224ZM230 146H229V147H230ZM247 146H248V145H247ZM259 146H260V145H259ZM21 147H22V146H20L19 148L17 147V148L20 149ZM48 147H47V149H49ZM64 147H65V146H64ZM68 147H69V146H68ZM73 147H74V146H73ZM77 147H78V146H77ZM114 147H115V145H114ZM136 147H138V146H136ZM140 147H142V146H140ZM143 147H144V146H143ZM159 147H160V146H159ZM164 147H162L163 150H164ZM168 147H170V146H168ZM174 147H177V146H174ZM219 147H220V146L218 145V148H219ZM234 147H233V148H234ZM250 147H252V145H251ZM253 147H254V146H253ZM261 147H262V146H261ZM263 147H264V146H263ZM84 148H86V147H84ZM107 148H108V147H107ZM116 148H118V146H117ZM119 148H120V147H119ZM128 148H129V147H127V150H128ZM156 148L158 149V147H156ZM165 148H167V147H165ZM231 148H232V147H231ZM233 148H232V150H233ZM242 148H243V150H244V151L242 150L243 153H244V155H241V158H243L242 156L245 157V155H246V153H245L246 150L244 149L243 146H242ZM257 148H258V147H257ZM259 148H260V147H259ZM11 149H12V148H11ZM13 149H15V148L13 147ZM33 149H34V148H33ZM61 149H62V148H61ZM68 149H69V148H68ZM81 149H82V147H80V150H81ZM89 149H90V148H89ZM95 149H96V147H95ZM99 149H100V148H99ZM101 149H102V147H101ZM101 149L99 150V151H100V154H101ZM104 149H105V148H104ZM113 149H114V148H113ZM136 149H137V148H136ZM149 149H151V148H149ZM152 149H153V147H152ZM247 149L249 150V152L251 151L249 148H247ZM251 149H252V148H251ZM58 150H59V149H58ZM75 150H77V149H75ZM75 150H74V151H75ZM78 150H79V149H78ZM85 150H86V149H85ZM116 150H117V149H116ZM116 150H115V153H116ZM121 150H122V147H121ZM132 150H134V149H132ZM147 150H148V148H147ZM217 150H219V149L216 148V151H217ZM228 150H229V149H227L226 152H228ZM232 150H231V152H232ZM234 150H235V149H234ZM248 150H247V151H248ZM61 151H62V150H61ZM117 151H118V150H117ZM134 151H135V150H134ZM136 151H138V150H136ZM143 151H145V149H143ZM148 151H149V150H148ZM153 151H154V150H153ZM153 151H152V152H153ZM164 151H166V150H164ZM237 151H239V150L237 149ZM237 151L235 150V152H237ZM240 151H241V150H240ZM242 151H241V154H242ZM247 151H246V152H247ZM253 151H254V149H253L251 152H253ZM260 151H262V150H260ZM62 152H63V151H62ZM106 152H107V151H106ZM110 152H111V150H110ZM112 152H113V151H112ZM130 152H132L131 149H130ZM160 152H162V151H160ZM218 152H219V151H218ZM226 152H224V154H225ZM229 152H230V150H229ZM229 152H228V154H229ZM233 152H234V151H233ZM235 152H234V154H235ZM249 152H247V155L249 154ZM263 152H264V151H263ZM263 152H262V154H263ZM18 153H19V152H18ZM43 153H45V151L42 152V155H43ZM46 153H47V152H46ZM71 153H72V152H71ZM93 153H94V152H93ZM102 153L105 154L104 150L102 151ZM144 153H145V152H144ZM153 153H155V152H153ZM162 153H163V152H162ZM216 153H217V152H215V154H216ZM238 153H240V152H238ZM34 154H35V153H34ZM40 154H41V153H40ZM47 154H48V153H47ZM69 154H70V153H69ZM74 154H76V151H75ZM74 154H73V155H74ZM77 154H79V152H78ZM100 154H97V158H99L98 156H100ZM104 154H103V155H104ZM109 154H110V153H109ZM113 154H114V153H113ZM120 154H121V152H120ZM145 154H146V153H145ZM148 154H149V152H148ZM156 154H158V152H157ZM156 154H155V155H156ZM160 154H161V153H160ZM167 154H168V153H167ZM209 154H210V153H209ZM209 154H208V155H209ZM218 154H220V155H218ZM218 154H217L218 156H222V155H223V154L221 155L220 152H219ZM253 154H254V153H253ZM54 155H56V153L53 154V156H52L53 159H54V157H56V156H54ZM101 155H102V154H101ZM107 155H108V154H107ZM111 155H112V154H111ZM111 155H110V157H111ZM114 155H115V154H114ZM121 155H122V154H121ZM121 155H120V156H121ZM129 155H130V153H129ZM141 155H142V154H141ZM163 155H164V154H163ZM165 155H166V153H165ZM208 155H207V156H208ZM231 155H232V154H231ZM235 155H236V154H235ZM235 155H232L231 157L234 156V158H236ZM239 155H240V154H239ZM247 155H246V156H247ZM250 155H251V154H250ZM47 156H48V155H47ZM64 156H66V155H64ZM105 156H106V155H105ZM105 156H104V157H105ZM108 156H109V155H108ZM108 156H106V157H108ZM117 156H118V153H117ZM135 156H136V155H135ZM135 156H134V158H135ZM150 156H151V155H150ZM210 156H211V154H210ZM223 156H224V155H223ZM225 156H226V155H225ZM261 156H263V155H261ZM33 157H34V156H33ZM38 157H41V155L39 156V154H38ZM59 157H60V156H59ZM66 157H67V156H66ZM71 157H72V156H71ZM102 157H103V156H102ZM102 157H100V159H101ZM110 157H109L108 159H110ZM160 157H161V156H160ZM212 157H214V156H212ZM229 157H230V156H229ZM237 157H239V156H237ZM249 157H251V156H249ZM56 158H57V160H56V159H55V160H56V162H58V157H56ZM69 158H70V156H69ZM69 158H68V159H69ZM78 158H79V157H78ZM97 158H96L95 160H99V159H97ZM111 158H112V157H111ZM116 158H117V157L115 156V159H116ZM120 158H121V157H120ZM124 158H125V156H124ZM127 158H128V157H127ZM134 158H132V159H134ZM146 158H148V157H146ZM206 158H207V157H206ZM208 158H209V157H208ZM217 158H218V160H221V158H220V159H219V157H217ZM224 158H225V157H224ZM234 158H233V160H234ZM239 158H240V157H239ZM263 158H264V157H263ZM263 158H262V159H263ZM47 159H48V158H47ZM47 159H46V160H47ZM53 159H52V160H53ZM70 159H71V158H70ZM112 159H114V158H112ZM112 159H111V161H113ZM115 159H114V160H115ZM141 159H142V158H141ZM158 159H159V158H158ZM210 159H211V158H210ZM212 159H213V158H212ZM215 159H216V157H215ZM225 159H226V158H225ZM236 159L238 160V158H236ZM243 159H244V158H243ZM246 159H247V158H245V160H246ZM251 159H252V158H251ZM251 159H250V160H251ZM36 160H37V159H36ZM38 160H40V159H38ZM42 160H43V159H42ZM55 160H54V161H55ZM62 160H64V159H62ZM65 160H66V159H65ZM93 160H94V158H93ZM95 160H94V163H93V161H92L93 165H94L95 163H96V165H98V164H97V161H95ZM101 160H103V158H102ZM101 160L99 161V163L101 162ZM121 160H124V159H121ZM121 160H120V161H121ZM127 160H128V159H127ZM218 160H216V161L219 162ZM227 160H228V157H227ZM229 160H230V159H229ZM233 160H232V162H231V160H230V162L233 163ZM239 160H240V159H239ZM239 160H238V161H239ZM253 160H254V159H253ZM253 160H252V161H253ZM50 161H51V158H50L49 162H50ZM106 161H107V163L109 162L107 159H106ZM116 161L118 162V160H116ZM204 161H205V160H204ZM206 161H207V160H206ZM208 161H209V160H208ZM211 161H212V160H211ZM216 161H215V164H216L215 167L217 166ZM238 161H237V163H239ZM262 161H263V160H262ZM41 162H42V161H41ZM49 162H46V163L49 164ZM56 162H54V163H55V166H56ZM68 162H69V161L67 160L66 163H68ZM117 162H116V163H117ZM126 162H127V161H126ZM144 162H145V161H144ZM144 162H142V163H144ZM242 162H243V161H242ZM244 162H245V161H244ZM244 162H243V163H244ZM254 162H255V161H254ZM254 162H252V163H254ZM52 163H53V162H52ZM66 163H65V164H66ZM71 163H74V161H72V159H71ZM71 163H70V164H71ZM88 163H89V162H88ZM107 163H106V162L104 163V161H103V164H102V162H101V163L99 164V165H100V168H101V164H102V166H104V164H107ZM109 163H111V162H109ZM122 163H123V162H122ZM139 163H141V162H139ZM206 163H207V162H206ZM206 163L204 162V164H206ZM210 163H211V162H210ZM210 163L208 162L209 165H210ZM212 163H213V162H212ZM212 163H211V164H212ZM220 163H221V162H220ZM220 163H218V164H220ZM227 163H228V161H227ZM245 163H247L248 165L246 166ZM245 163H244L245 166L248 168V166H250L249 162L246 161ZM48 164H47V165H48ZM50 164H51V162H50ZM50 164H49V165H50ZM90 164H91V163H89V165H90ZM119 164H120V162H119ZM137 164H138V162H137ZM153 164H154V163H153ZM223 164H224V163H223V161H222V164H221V165H223ZM225 164H226V163H225ZM254 164H255V163H254ZM52 165H53V164H52ZM72 165H73V164H72ZM93 165H92V166H93ZM107 165H108V168H107V167H106V168L108 169V172H109L110 170L113 171V170H112V169H113V166H112V168H111V167L109 166V164H107ZM107 165H106V166H107ZM228 165H229V163H228ZM233 165H234V164H233ZM233 165H229L230 168H231V170H232V169L234 170V168H235V167H233ZM235 165H237V164H235ZM239 165H240V164H239ZM239 165H238V167H239ZM242 165H243V164H242ZM242 165H241V166H242ZM53 166H54V165H53ZM65 166H66V165H65ZM69 166H70V165H69ZM92 166H89V167H88V165H87V167L85 166L84 168H86V169L88 168V169H89V168L92 167ZM150 166H151V165H150ZM206 166H207V165H206ZM210 166H211V165H210ZM219 166H220V165H219ZM245 166H243V168H244ZM257 166H258V165H257ZM95 167H96V166H95ZM95 167L93 166V168H95ZM114 167H115V165H114ZM203 167H204V165H203ZM203 167H202V168H203ZM215 167H212V168L214 169ZM220 167H221V166H220ZM220 167H219V168H220ZM238 167L236 166L237 169H238ZM246 167H245V169H246ZM53 168H54V167H52V170H53ZM58 168H59V167H58ZM81 168H82V167H81ZM81 168H80V169H81ZM93 168H92V169H93ZM104 168H105V166H104ZM109 168H110V169H109ZM115 168H116V167H115ZM120 168H122V167H120ZM124 168H125V167H124ZM124 168H123V169H124ZM137 168H139V167H137ZM205 168H206V169H205L204 172H206L207 168H210V167L207 166V167H205ZM225 168H226V167H225ZM236 168H235V169H236ZM66 169H67V167H66ZM90 169H91V168H90ZM126 169H127V168H126ZM210 169H211V168H210ZM213 169H211V170L213 171ZM216 169H218V166H217ZM237 169H236L235 171H237ZM72 170H73V169H72ZM95 170H96V169H95ZM98 170H99V169H98ZM100 170H103V169H100ZM105 170H106V169H105ZM105 170H104V172H105ZM119 170H120V169H118V173H119L120 176H121V171H122V169H121L120 172H119ZM124 170H125V169H124ZM136 170H137V169H136ZM203 170H204V169H203ZM219 170H220V169H218L217 171H219ZM231 170L228 168V171H229V172H230ZM79 171H80V170H79ZM83 171H84V170H83ZM106 171H107V170H106ZM111 171H110V172H111ZM129 171H130V170H129ZM181 171H182V170H181ZM212 171H210V172H212ZM226 171H227V170H226ZM228 171H227V172H228ZM244 171H246V170H244ZM252 171H253V169H252ZM252 171H251V172H252ZM261 171H262V170H261ZM74 172H75V171H74ZM110 172H109V173H110ZM115 172H116V171H115ZM126 172H127V170H126ZM130 172H131V171H130ZM132 172H134V171H132ZM176 172H177V171H176ZM184 172H185V173H184ZM215 172H216V171H215ZM219 172H220V171H219ZM219 172H216V173L218 174ZM222 172H224L223 176H225V170L222 171ZM222 172H221V174H222ZM229 172L227 173L228 175H229ZM240 172H241V171H240ZM75 173H76V172H75ZM106 173H107V172H106ZM112 173H113V172H112ZM118 173L116 174L117 176L119 175ZM124 173H125V171L123 172V174H124ZM134 173H135V172H134ZM136 173H137V172H136ZM179 173L183 174L184 180H187V176H186V175L188 174L187 171L183 170L182 172L179 171ZM206 173H207V172H206ZM206 173H204V174H205V177L208 175V174L206 175ZM216 173H214L215 176H218ZM230 173H233V174L235 175L236 172H232V171H231ZM244 173H246V172H244ZM255 173H256V172H255ZM259 173L261 174L262 172H259ZM263 173H264V172H263ZM71 174H72V173H71ZM104 174H105V173H104ZM125 174H126V176H127L128 173H125ZM129 174H131V173H129ZM129 174H128V175H129ZM169 174H170V173H169ZM171 174H172V176H173V174L175 175V174H178V173H173V172H172ZM171 174H170V175H171ZM184 174H185V176H184ZM219 174H220V173H219ZM240 174H241V173H240ZM67 175H68V174H67ZM107 175H108V174H107ZM116 175H115V176H116ZM140 175H141V174H140ZM166 175H167V174H166ZM237 175H238V174H237ZM247 175H248V174H247ZM71 176H72V175H71ZM108 176H109V175H108ZM108 176H107V177H108ZM110 176H111V175H110ZM110 176H109V177H110ZM115 176L112 175L111 177H113V179H114ZM126 176H125V177H126ZM141 176H143V174H142ZM221 176H222V175H221ZM221 176H219V177H221ZM223 176H222V177H223ZM230 176H231V175H230ZM235 176H236V175H235ZM243 176H244V175H243ZM243 176H242V178H243ZM248 176H250V175H248ZM248 176H247V177H248ZM262 176H263V174H262ZM104 177H105V176H104ZM107 177H106L105 180H107ZM118 177H119V176H118ZM122 177H123V176H122ZM122 177H121V178H122ZM144 177H146V176H144ZM148 177H150V176L148 175ZM152 177H153V176H151V179L149 178V181L152 180V179H154V178H156V177H154V178H152ZM173 177H174V176H173ZM173 177H172V178H173ZM176 177H177V176H176ZM176 177L174 178V181H175V182H176V180H175ZM180 177H181V175H180ZM208 177H211V175H209ZM226 177H228V176H226ZM247 177H246V178H247ZM123 178H124V177H123ZM123 178H122V179H119V181L122 182ZM169 178H171V176H170ZM169 178H167L168 181H169ZM185 178H186V179H185ZM192 178H193V177H192ZM212 178H214V176H213ZM229 178H230V177H229ZM231 178L233 179V177H231ZM231 178H230V179H231ZM235 178L237 179V177H234L233 180H235ZM110 179H111V178H110ZM110 179H109V180H110ZM167 179H166V183H167ZM177 179H178V178H177ZM179 179H180V178H179ZM222 179H223V178H222ZM247 179H248V178H247ZM90 180H91V179H90ZM114 180H115V179H114ZM141 180H142V179H141ZM145 180H146V179H145ZM145 180H144V181H145ZM182 180H183V178H182ZM184 180H183V181H184ZM196 180H197V179H196ZM205 180H206V179H205ZM213 180L216 181L215 179H213ZM220 180H221V179H220ZM227 180H228V179H227ZM237 180H238V179H237ZM239 180H242V179L239 178ZM244 180H245V178H244ZM244 180H242V181H244ZM253 180H254V179H253ZM258 180H259V178H258ZM263 180H264V179H263ZM88 181H89V180H88ZM138 181H139V183H141L142 186H143V183H144V182H142V181H140V180H138ZM164 181H165V180H164ZM171 181H172V180H171ZM171 181H170V182H171ZM202 181H203V180H202ZM206 181L208 182V180H206ZM210 181H211V180H210ZM242 181H240V182H242ZM246 181H248V180H246ZM82 182H84V181H82ZM89 182H90V181H89ZM101 182H103V181H100L99 184H101ZM109 182H110L109 184H111V182H113V180H112V181H109ZM172 182H173V181H172ZM175 182H174V184H175ZM177 182H178V180H177ZM179 182L182 183L181 181H179ZM197 182H198V181H197ZM204 182H205V181H204ZM240 182H239V184L241 185ZM256 182H257V179H256ZM258 182H260V181H258ZM258 182L256 183L257 185H258ZM262 182H263V181H262ZM84 183H85V182H84ZM91 183H92V182H91ZM91 183H90V184H91ZM103 183H105V185H106V181L103 182ZM107 183H108V182H107ZM139 183H138V184H139ZM147 183H149V182H148V181L145 182V183H144V186H145V184H147ZM151 183H152V181H151L149 184H151ZM183 183H184V182H183ZM185 183H186V181H185ZM215 183H218V181H216ZM237 183H238V182H237ZM95 184H96V183H95ZM99 184H98V185H99ZM109 184H107V188L110 186ZM113 184H114V183H113ZM113 184H111V185L113 186ZM116 184H117L118 186H119V184H120V183L118 184L117 179H116V182H115V186H117ZM136 184H137V183H136ZM149 184H148V187L150 186ZM204 184H205V183H204ZM212 184H214V183L212 182ZM219 184H220V185H219ZM222 184H223V183L221 182V183H218L217 186H216V185H215V186L218 187V185H219L220 188L225 187L224 185H223V187H221ZM229 184H231V183H229ZM233 184H234V182H233ZM246 184H247V183H246ZM251 184H252V183H251ZM80 185H81V184H80ZM92 185H93V184H92ZM98 185H97V186H98ZM101 185H102V188L104 187V188H103V190H104L106 187L103 186V184H101ZM108 185H109V186H108ZM120 185H121V184H120ZM166 185H167V184H166ZM170 185H171V184H170ZM170 185L168 184V186H170ZM179 185H180V184H179ZM179 185H178V186H179ZM184 185H185V184H184ZM205 185H206V184H205ZM208 185H209V184H208ZM208 185H207V187H208ZM236 185H238V184H236ZM242 185H243V184H242ZM138 186H141V185H138ZM146 186H147V185H146ZM164 186H165V185H164ZM202 186H203V185H202ZM202 186H201V187H202ZM209 186H211V185H209ZM230 186H231V185H230ZM230 186H228L227 189H228ZM238 186H239V185H238ZM253 186H255V183H254ZM253 186H252V187H253ZM258 186H259V185H258ZM82 187H83V186H82ZM85 187H86V186H85ZM85 187H84L83 189H86ZM171 187H172V186H171ZM175 187H177V186L175 185ZM181 187H182V186H181ZM213 187H214V186H213ZM249 187H250V186H249ZM255 187H257V186H255ZM255 187H253V188H255ZM1 188H3V187H1ZM96 188H97V187H96ZM100 188H101V187H100ZM109 188H110V187H109ZM120 188H121V187H120ZM130 188H132V187H130ZM134 188H137V187L134 186ZM138 188H139V187H138ZM140 188H141V187H140ZM172 188H174V185H173ZM211 188H212V187H211ZM236 188H238V187H236ZM239 188H240V187H239ZM258 188H260V187H258ZM261 188H262V187H261ZM87 189H91V188H87ZM98 189H99V186H98ZM112 189H114V187H113ZM128 189H129V188H128ZM141 189H142V188H141ZM144 189H145V188H144ZM166 189H167V187L165 188V191H166ZM175 189H176V188H174V190H175ZM179 189H181V188H179ZM179 189H178V190H179ZM212 189H214V188H212ZM212 189H210V190H212ZM224 189L227 190L226 188H224ZM234 189H235V187H234ZM234 189H232V191H234ZM0 190H1V189H0ZM5 190H6V189H5ZM132 190H133V189H132ZM162 190H164V188H162ZM169 190H171V188H170ZM169 190H168V191H169ZM178 190H177V191H178ZM206 190H207V188H206ZM217 190H218V189H217ZM248 190H249V189H248ZM252 190H253V189H252ZM82 191H84V190H82ZM86 191H87V190H86ZM90 191H92V190H90ZM94 191H95V190H94ZM94 191H93V192H94ZM104 191H105V190H104ZM106 191H108V190L106 189ZM109 191H110V190H109ZM129 191H130V189H129ZM129 191L125 192V194L127 195V193H128ZM138 191H139V190H138ZM142 191H143V189H142ZM144 191H146V189H145ZM165 191H164V192H165ZM168 191H167V192H168ZM175 191H176V190H175ZM177 191H176V192H177ZM208 191H209V189H208ZM213 191H214V190H213ZM222 191L225 192L223 189H222ZM96 192H97V191H96ZM99 192H100V191H99ZM114 192H115V191H114ZM117 192H118V191H116V193H117ZM122 192H123V191H122ZM136 192H137V191H136ZM164 192H163V194H164ZM172 192H173V191H172ZM176 192H175V193H176ZM205 192H206V191H205ZM215 192H216V191H214L213 194H214ZM223 192H219V193H221V196H222ZM227 192L229 193V191H227ZM230 192H231V189H230ZM254 192H255V191H254ZM87 193H88V192H87ZM97 193H98V192H97ZM123 193H124V192H123ZM123 193H121V194H123ZM175 193H174V194L172 193L171 195H175V196H176ZM206 193H207V192H206ZM208 193H209V192H208ZM233 193H234V192H233ZM248 193H249V191H248ZM248 193H247V195H248ZM250 193H251V192H250ZM105 194H106V192H105ZM117 194H118V193H117ZM128 194L131 195L130 193H128ZM134 194H135V193H133L132 196H134ZM136 194H137V193H136ZM211 194H212V192H211ZM213 194H212V195H213ZM217 194H218V193H217ZM225 194H227V193H225ZM225 194H224V196L227 197ZM231 194H232V193H231ZM231 194H230V195H231ZM240 194H241V193H240ZM95 195H96V193H95ZM100 195H101V194H100ZM114 195H115V194H114ZM119 195H120V194H119ZM129 195H128V196H129ZM202 195H203V194H202ZM214 195H216V194H214ZM214 195H213V196H214ZM237 195H239V193H238ZM98 196H99V195H98ZM98 196H97V197H98ZM104 196L106 197L107 195H104ZM117 196H118V195H117ZM122 196H123V195H122ZM122 196H121V197H122ZM165 196H167V195H165ZM169 196H170V195H169ZM203 196H204V195H203ZM219 196H220V194H219ZM224 196H223V197H224ZM228 196H229V195H228ZM102 197H103V196H102ZM124 197H125V196H124ZM134 197H135V196H134ZM159 197H160V196H158V198H159ZM205 197H207V196H205ZM216 197H217V199L220 198V201H221V200L223 201V200L225 199V198L222 199L223 197H219V198H218L217 195H216ZM229 197H230V196H229ZM236 197H237V196H236ZM236 197H235V198H236ZM239 197H240V196H239ZM256 197H257V196H256ZM108 198H109V197H108ZM114 198H115V197H114ZM154 198H157V197H154ZM154 198H153V200H154ZM165 198H166V197H165ZM165 198L162 197V198L160 199V201H158V199H157V201H158V202L166 201V200H163V199H165ZM169 198L172 199V197H169ZM197 198H198V197H197ZM207 198H208V197H207ZM207 198H206V200L208 201L209 198H208V199H207ZM211 198H213V197H211ZM235 198H232L233 201H234ZM97 199H99V197H98ZM103 199H104V198H103ZM117 199H118V198H117ZM119 199H120V198H119ZM119 199H118V200H119ZM122 199H123V198H122ZM167 199H168V197H167ZM226 199H227V198H226ZM243 199H244V198H243ZM136 200H137V199H136ZM136 200H135V201H136ZM139 200H140V199H139ZM181 200H182V199H181ZM191 200H192V199H191ZM199 200H200V199H199ZM204 200H205V199H204ZM212 200H213V199H212ZM212 200H211V202H212ZM235 200H236V199H235ZM263 200H264V199H263ZM109 201H111V200L109 199ZM109 201H108V202H109ZM112 201H113V199H112ZM120 201L122 202V200H120ZM120 201H119V202H120ZM130 201H131V200H130ZM167 201H168V200H167ZM167 201H166V202H167ZM171 201H173V200H171ZM171 201H170V202H171ZM188 201H189V199H188ZM188 201H187V202H188ZM200 201H201V200H200ZM202 201H203V200H202ZM207 201L205 202V204H206V203L208 204ZM217 201H218V200H216L215 203H216ZM224 201H225V200H224ZM227 201H229V198L226 200V202H227ZM259 201H260V200H259ZM97 202H98V201H97ZM100 202H101V201H100ZM113 202H114V201H113ZM128 202H129V201H128ZM132 202H133V201H132ZM143 202H144V201H143ZM143 202H138V204L140 203V204L142 205ZM145 202H147V201H145ZM153 202H154V201H153ZM158 202H157V203H158ZM168 202H169V201H168ZM182 202H183V201H182ZM184 202H186V201H184ZM226 202H225V203H226ZM242 202H243V201H242ZM98 203H99V202H98ZM98 203H97V204H98ZM105 203H106V201H105ZM109 203H112V202H109ZM116 203H117V202H116ZM135 203H136V202H133V203H132V204H133V207H134L135 205H137V204H135ZM149 203H151V202H149ZM157 203H156V204H157ZM174 203H175V202H174ZM220 203L222 204V202H220ZM8 204H9V203H8ZM106 204H107V203H106ZM112 204H113V203H112ZM130 204H131V202H130ZM147 204H148V203H147ZM147 204H146V205H147ZM159 204H160V203H159ZM171 204H173V202L170 203L169 206H171ZM179 204L181 205V203H179ZM216 204H217V203H216ZM226 204H227V203H226ZM229 204H230V203H229ZM251 204H252V203H251ZM257 204H259V203L257 202ZM257 204H256V205H257ZM85 205H86V204H85ZM88 205H89V204H88ZM110 205H111V204H109V206H110ZM115 205H116V204H115ZM127 205H128V204H127ZM127 205H126V206H127ZM141 205H140V206H141ZM163 205H165V204H162V205H161L162 208L158 205L159 207L157 208V210H158L159 208L164 209V208H163ZM185 205H186V204H185ZM185 205H184V206H185ZM212 205H213V204H212ZM227 205H228V204H227ZM252 205H253V204H252ZM10 206H11V205H10ZM14 206H15V205H14ZM14 206H13V207H14ZM117 206H118V205H117ZM143 206H144V205H143ZM143 206L140 207L141 210L143 209ZM182 206H183V205H182ZM219 206H220V204H219ZM222 206H224V204H222ZM225 206H226V205H225ZM228 206L230 207V205H228ZM232 206H233V205H231V208H232ZM236 206H237V205H234V207H236ZM15 207H16V206H15ZM120 207H122V206H120ZM128 207H129V206H128ZM144 207H145V206H144ZM147 207H150V205H149V206H146V208H147ZM153 207H155V205H154ZM165 207H167V205H166ZM171 207H173V206H171ZM209 207H210V206H209ZM209 207H208V208H209ZM211 207H212V206H211ZM217 207H218V206H217ZM217 207H216V208H217ZM237 207H238V206H237ZM11 208H12V207H11ZM52 208H53V207H52ZM80 208H81V207H80ZM84 208H85V207H84ZM106 208H107V207H106ZM111 208H112V207H111ZM123 208H124V207H123ZM129 208H132V206H130ZM129 208H128V209H129ZM138 208H139V207H138ZM138 208H137V210H140V209H138ZM155 208H156V207H155ZM178 208H179V207H178ZM178 208L176 209V210H177V213L179 212V211H178ZM182 208H187V207H182ZM212 208H215V206L212 207ZM220 208H221V207H220ZM225 208H226V207H225ZM249 208H252V206L249 207ZM255 208H256V207H255ZM102 209H104V208H102ZM107 209H108V208H107ZM115 209H116V208H115ZM153 209H154V208H153ZM161 209H160V210H161ZM165 209H167V208H165ZM169 209H171V208H169ZM218 209H219V208H218ZM233 209H234V208H233ZM237 209H238V208H236V209H234V210H237ZM9 210H10V209H9ZM82 210H83V209H82ZM117 210H121V209H118V208H117ZM124 210L126 211V208H125ZM134 210H135V209H134ZM134 210H132V211H134ZM141 210L139 211L140 213H142ZM145 210H146V209H145ZM147 210H148V209H147ZM154 210H156V209H154ZM182 210H183V209H182ZM182 210H181V211H182ZM185 210H186V209H185ZM206 210H207V209L205 208L204 211H206ZM227 210H228V209H227ZM70 211H71V210H70ZM105 211H107V210L105 209ZM122 211H123V210H122ZM128 211H129V210H128ZM128 211H127V212H128ZM132 211L129 212V213H130V217H132ZM142 211H143V210H142ZM150 211H152V208L150 209ZM192 211H193V210H192ZM204 211H203V214L205 213ZM210 211H211V208H210ZM210 211H209V212H210ZM222 211H223V210H222ZM228 211H229V210H228ZM248 211H250V209H249ZM253 211H254V210H253ZM10 212H11V210H10ZM12 212H13V211H12ZM79 212H80V211H79ZM98 212H99V211H98ZM103 212H104V211H103ZM117 212H119V211H117ZM127 212H125V213H127ZM135 212H138V211L135 210ZM145 212H146V211H145ZM147 212H148V211H147ZM147 212H146V213H147ZM164 212H165V211H164ZM164 212H163V213H164ZM168 212H169V211H168ZM173 212H174V211H173ZM183 212H184V210H183ZM213 212H214V211H213ZM224 212H226V211H224ZM231 212H232V211H231ZM235 212H236V211H235ZM82 213H83V212H82ZM95 213H96V212H94V214H95ZM115 213H116V210H115ZM125 213H124V214H125ZM129 213H128V214H129ZM151 213H152V212H151ZM156 213H157V211L155 212V214H156ZM158 213H161V212L158 210ZM184 213H185V212H184ZM186 213H187V212H186ZM207 213H208V211H207ZM253 213H254V212H253ZM261 213H262V212H261ZM14 214H15V213H14ZM53 214H54V213H53ZM98 214H99V213H98ZM144 214H145V213H144ZM167 214H168V213H167ZM181 214H182V212H181ZM181 214H180V215H181ZM262 214H263V213H262ZM27 215H28V214H27ZM90 215H92V214H90ZM90 215H89V216H90ZM100 215H101V214H100ZM102 215H103V214H102ZM117 215H118V213H117ZM136 215H137V214H136ZM136 215H135V216H136ZM174 215H175V214H174ZM198 215H199V214H198ZM210 215H211V214H210ZM228 215H229V213L227 214V216H228ZM17 216H18V214H17ZM52 216H53V215H52ZM68 216H69V215H68ZM79 216H80V215H79ZM81 216H82V215H81ZM94 216H95V215H94ZM105 216H107V215H105ZM124 216H125V215H124ZM145 216H147V214H146ZM150 216H151V215H150ZM160 216L162 217V213H161ZM169 216H170V215H169ZM177 216H178V215H177ZM185 216H186V215H185ZM185 216H184V217H185ZM199 216H200V215H199ZM204 216H205V214H204ZM219 216L221 217V215H219ZM245 216H246V215H245ZM10 217H11V216H10ZM18 217H19V216H18ZM18 217H17V219H18ZM127 217H128V216H127ZM139 217H140V216H139ZM191 217H192V216H191ZM194 217H195V216H194ZM205 217H207V215H206ZM205 217H204V218H205ZM248 217H249V216H248ZM250 217H251V216H250ZM260 217H261V216H260ZM13 218H15V217L13 216ZM21 218H23V217L21 216ZM24 218H25V217H24ZM54 218H55V217H54ZM54 218H53V220H54ZM68 218H69V217H68ZM90 218H91V216H90ZM99 218H100V217H99ZM103 218H104V217H103ZM115 218H116V217H115ZM119 218H120V217H118V219H119ZM121 218H122V217H121ZM146 218L148 219V217H146ZM185 218H186V217H185ZM202 218H203V216H201L200 218H198V220H200V219H202ZM221 218H222V217H221ZM244 218H245V217H244ZM256 218H257V217H256ZM1 219H2V218H1ZM5 219H6V218H5ZM5 219H4V220H5ZM17 219H16V220H17ZM26 219H27V218H26ZM26 219H25V220H26ZM73 219H74V218H73ZM82 219H83V218H82ZM82 219L79 218V220H82ZM86 219H87V218H86ZM123 219H124V218H123ZM126 219H127V218H126ZM129 219H130V218H129ZM134 219H135V217H134ZM142 219H143V218H142ZM147 219H146V220H147ZM160 219H161V218H160ZM186 219H188V216H187ZM191 219H193V218H191ZM222 219H223V218H222ZM222 219H221V220H222ZM260 219L262 220V218H260ZM13 220L15 221V219H13ZM22 220H24V219H22ZM22 220H21V219L19 220V224H20V222H21ZM97 220H98V219H97ZM104 220H105V219H104ZM106 220H107V219H106ZM189 220H190V219H189ZM194 220H195V219H194ZM204 220H205V219H204ZM242 220H243V219H242ZM246 220H247V217H246L245 220H243V221L245 222ZM248 220H249V219H248ZM255 220H256V219H255ZM91 221H92V220H91ZM110 221H113V220H110ZM115 221H117V220H115ZM148 221H149V219H148ZM164 221H165V220H164ZM219 221H220V220H219ZM222 221H224V220H222ZM257 221H258V220H257ZM11 222H12V220H11ZM11 222H10V223H11ZM17 222H18V221H17ZM22 222H23V221H22ZM24 222H25V221H24ZM26 222H27V221H26ZM26 222H25V223H26ZM54 222H55V221H54ZM75 222H76V221H75ZM95 222H97V221H95ZM95 222H92L93 225H95ZM98 222H99V220H98ZM122 222H123V220H122ZM126 222H127V221H126ZM153 222H154V221H153ZM159 222H160V221H159ZM185 222H186V221H185ZM191 222H192V220H191ZM240 222H241V221H240ZM12 223H13V222H12ZM72 223H73V221H72ZM83 223L85 224V222H83ZM102 223H103V222H102ZM105 223H107V222H105ZM108 223H109V222H108ZM111 223H112V222H111ZM148 223H150V221H149ZM171 223H172V222H171ZM203 223H204V222H203ZM215 223H216V222H215ZM222 223H223V222H222ZM14 224H15V223H14ZM19 224H18V225H19ZM28 224H30V223H28ZM62 224H63V223H62ZM84 224H82V225H84ZM86 224H87V223H86ZM88 224H89V222H88ZM88 224H87V225H88ZM100 224H101V223H100ZM112 224H113V223H112ZM112 224H111V225H112ZM133 224H134V223H133ZM133 224H132V225H133ZM137 224H138V223H137ZM154 224H155V223H154ZM159 224H160V223H159ZM217 224H219V223L217 222ZM224 224H225V223H224ZM253 224H254V223H253ZM256 224H257V223H256ZM262 224H263V223H262ZM8 225H9V224H8ZM12 225H13V224H12ZM12 225H11V226H12ZM20 225H22V223H21ZM69 225H70V224H69ZM77 225H78V224H77ZM96 225H97V224H96ZM105 225H106V224H105ZM116 225H117V222H116ZM123 225H125V224H123ZM171 225H172V224H171ZM212 225H214V224H212ZM215 225H216V224H215ZM228 225H229V224H228ZM260 225H261V224H260ZM11 226H10V227H11ZM26 226H28V225H25V227H26ZM47 226H48V225H47ZM49 226H50V225H49ZM51 226H52V225H51ZM100 226H101V225H100ZM102 226H104V224H103ZM2 227H3V226H2ZM6 227H7V226H6ZM6 227H5V225H4V228H6ZM13 227H14V226H13ZM21 227H22V226H21ZM25 227H23L22 229H26ZM85 227H86V225H85ZM105 227H106V226H105ZM113 227H114V225H113ZM135 227H136V225H135ZM161 227H162V226H161ZM161 227H160V228H161ZM205 227H206V226H205ZM218 227H219V226H218ZM257 227H258V226H257ZM262 227H264V226L262 225ZM0 228H1V226H0ZM8 228H9V227H8ZM16 228H18V227L16 226ZM34 228H35V226H34ZM93 228H94V227H93ZM98 228H100V227H98ZM103 228H104V227H103ZM125 228H126V227H125ZM156 228H157V227H156ZM156 228H155V229H156ZM6 229H7V228H6ZM11 229H12V228H11ZM13 229H14V228H13ZM112 229H113V228H112ZM112 229H111V230H112ZM114 229H115V228H114ZM131 229H132V227H131ZM135 229H136V228H135ZM221 229H222V227H221ZM3 230H5V229H3ZM88 230H89V229H88ZM100 230H101V229H100ZM117 230H118V229H117ZM117 230H116V231H117ZM226 230H227V229H225V232H226ZM255 230H256V229H255ZM261 230H262V229H261ZM0 231H1V229H0ZM116 231H113V232L116 233ZM118 231H119V230H118ZM171 231H172V230H171ZM8 232H9V231H8ZM14 232H15V230H14ZM21 232H22V231H21ZM186 232H188V230H187ZM221 232H222V231H221ZM4 233H5V232H4ZM17 233H18V232H17ZM53 233H54V232H53ZM69 233H70V232H69ZM84 233H85V232H84ZM100 233H101V232H100ZM137 233H138V232H137ZM137 233H136V234H137ZM141 233H142V232H140L139 234H141ZM231 233L233 234V232H231ZM238 233H239V232H238ZM258 233H259V232H258ZM2 234H3V233H2ZM2 234H1V235H2ZM59 234H60V233H59ZM106 234H108V233H106ZM121 234H122V232H121ZM142 234H143V233H142ZM195 234H196V233H195ZM239 234H240V233H239ZM5 235H6V234H5ZM31 235H32V233H31ZM69 235H70V234H69ZM113 235H114V233L112 234V236H113ZM118 235H119V234H118ZM127 235H128V234H127ZM145 235H146V234H145ZM202 235H203V234H202ZM214 235H215V234H214ZM218 235H219V234H218ZM229 235H230V234H229ZM235 235H236V234H235ZM33 236H34V235H33ZM37 236H38V235H37ZM41 236H42V235H41ZM65 236L67 237L68 235H64V237H65ZM71 236H72V235H71ZM115 236H116V235H115ZM130 236H131V235H130ZM136 236H137V235H136ZM138 236H139V235H138ZM239 236H240V235H239ZM64 237H63V238H64ZM69 237H70V236H69ZM110 237H111V236H110ZM110 237H109V238H110ZM126 237H127V236H126ZM133 237H134V236H133ZM141 237H142V236H141ZM217 237H219V236H217ZM230 237H231V236H230ZM240 237H241V236H240ZM41 238H42V237H41ZM43 238H44V237H43ZM106 238H107V237H106ZM120 238H121V237H120ZM127 238H128V237H127ZM139 238H140V237H139ZM144 238H146V237H144ZM148 238H149V234H148ZM187 238H188V236H187ZM238 238H239V237H238ZM244 238H245V237H244ZM244 238H242L241 240H244ZM260 238H261V237H260ZM60 239H61V238H60ZM60 239H58V240H60ZM131 239H132V238H131ZM131 239H130V243L132 242ZM134 239H135V238H134ZM137 239H138V237H137ZM149 239H150V238H149ZM185 239H186V238H185ZM202 239H203V237H202ZM127 240H128V239H127ZM144 240H145V239H144ZM146 240H147V239H146ZM151 240H152V239H151ZM153 240H154V238H153ZM155 240H156V239H155ZM196 240H197V239H196ZM203 240L206 241L205 238H204ZM203 240H202V241H203ZM218 240H220V238H217V241H218ZM222 240H223V238H222ZM224 240H225V239H224ZM224 240H223V242H224ZM230 240H231V239H230ZM238 240H239V239H238ZM112 241H113V239H112ZM112 241H111V242H112ZM169 241L171 242V240H169ZM174 241H175V239L173 240V242H174ZM184 241H185V240H184ZM198 241H199V239H198ZM198 241H197V242H198ZM258 241H259V240H258ZM109 242H110V241H109ZM126 242H127V241H126ZM128 242H129V240H128ZM161 242H162V241H161ZM161 242H160V243H161ZM226 242H227V241H226ZM228 242H229V241H228ZM256 242H257V241H256ZM135 243H136V242H135ZM158 243H159V242H158ZM181 243H182V241H181ZM208 243H209V242H208ZM217 243H218V242H217ZM224 243H225V242H224ZM231 243L234 244L235 241H234V242L232 241ZM237 243H238V242H237ZM251 243H252V242H251ZM261 243H263V242L261 241ZM128 244H129V243H128ZM148 244H149V243H148ZM183 244H184V243H183ZM195 244H196V243H195ZM198 244H200V242H199ZM202 244H203V243H202ZM227 244H228V243H227ZM246 244H247V243H246ZM253 244H254V243H253ZM129 245H130V244H129ZM152 245L154 246V244H152ZM228 245H229V244H228ZM243 245H245V244L240 245V247L243 246ZM171 246H172V245H171ZM186 246H187V245H185V248H186ZM225 246H227V245H225ZM234 246H235V244H234ZM245 246H246V245H245ZM245 246H244V247H245ZM173 247H174V246H172V248H173ZM180 247H181V246H180ZM183 247H184V246H183ZM183 247H182V249H183ZM188 247H189V243H188ZM190 247H193V246L190 245ZM247 247H248V246H247ZM249 247L252 248V246H249ZM125 248H126V247H125ZM147 248H148V246H147ZM167 248H168V247H167ZM185 248H184V249H185ZM119 249H120V248H119ZM121 249H122V248H121ZM123 249H124V248H123ZM123 249H122V250H123ZM129 249H130V248H129ZM129 249H128V250H129ZM135 249H136V248H135ZM138 249H139V248H138ZM140 249H141V248H140ZM164 249H165V248H164ZM223 249H224V248H223ZM230 249H231V247H230ZM238 249H239V248H238ZM261 249H262V248H261ZM115 250H117V249L115 248ZM141 250H142V249H141ZM145 250H146V249H145ZM145 250H144V251H145ZM165 250H167V249H165ZM187 250H188V249H187ZM240 250H241V249H240ZM240 250H239V252H238V250H237V252L240 253ZM243 250H244V249H243ZM252 250H253V249H252ZM257 250H258V247H257ZM106 251H107V250H106ZM144 251H143V252H144ZM183 251H184V250H183ZM191 251H192V250H191ZM226 251H228V250L226 249ZM262 251H263V250H262ZM123 252H125V249H124ZM141 252H142V251H141ZM146 252H147V251H146ZM221 252H222V251H221ZM221 252H220V254H221ZM223 252H224V251H223ZM233 252H235V251H233ZM151 253H152V252H151ZM180 253H181V252H180ZM242 253H243V252H242ZM242 253H241V255L239 254V256H242ZM250 253H251V252H250ZM255 253H256V252H253L252 255H254ZM260 253H261V252H260ZM162 254H163V253H161V255H162ZM191 254H192V253H191ZM201 254H202V253H201ZM258 254H259V253H258ZM121 255H122V254H121ZM165 255H166V254H165ZM192 255H193V254H192ZM192 255H191V256H192ZM263 255H264V254H263ZM126 256H127V255H126ZM129 256H130V255H129ZM150 256H151V255H150ZM198 256H199V255H198ZM222 256H225V255H222ZM239 256H237V257H239ZM243 256H244V254H243ZM199 257H200V256H199ZM199 257H198V258H199ZM209 257H210V256H208V258H209ZM256 257H257V253H256ZM256 257H255V258H256ZM261 257H262V256H261ZM261 257H260V258H261ZM130 258H131V256H130ZM161 258H162V257H161ZM192 258H193V257H192ZM242 258L244 259V257H242ZM252 258H253V257H252ZM196 259H197V258H196ZM201 259H202V258H201ZM223 259H224V258H223ZM223 259H222V260H223ZM239 259H240V258H239ZM239 259H238V260H239ZM180 260H181V259H180ZM250 261H251V260H249V262H250ZM252 261H254V259H253ZM259 261H260V260H259ZM197 262H198V261H197ZM257 263H258V262H257ZM196 264H197V263H196ZM248 264H249V263H248Z\"/></svg>", "mask_w": 264, "mask_h": 264}, {"label": "crops", "instance_id": "obj_3", "mask_svg": "<svg viewBox=\"0 0 264 264\" xmlns=\"http://www.w3.org/2000/svg\"><path fill=\"white\" fill-rule=\"evenodd\" d=\"M34 79L26 80V82L29 81V84L27 86L35 88V89L31 88L30 90H28L29 94H23L18 99H15V100L13 99V100H7V101L0 102V128H2L0 129V189H1L0 190V226H1L0 228L1 229L0 231V263L2 264H11L14 262L17 264H52L53 262L57 261V259H55L52 255L51 243L49 240L48 241L46 240V236L44 233L45 230H51L52 228L51 226L52 207H53L52 203H54V205L59 210H60V207L63 205V202H62L63 196L62 195L53 196L52 191L54 190V191L60 192L66 189L67 188L66 183L68 181L74 180V179H69V176L75 174L74 171H79V170L82 171L83 169H86L84 168L85 166L86 167L87 165L92 166L94 163V160L92 159L90 160L88 158L82 159L76 163H71V162L66 163L68 159L62 158V157H58V162H56L57 156L54 157L53 159L52 157L53 150L59 151V150H67L69 148L68 145L66 144L68 143L69 134H71V130L68 131L70 128L68 126L69 124L68 116H69V112L73 109V106L70 107L71 109H66L65 113L61 112L62 115L60 117L61 119H60L59 124L56 122V125L54 127H50V126H53L52 120L50 119L52 118V110L50 109V106L46 105V102H49L52 95L50 93V89L46 88L47 84L44 83L43 80L36 79V81H34ZM30 81H32V83ZM41 81L43 83L39 84V82ZM21 82H25V79H22ZM2 84L8 85V83L5 84V80L0 81V85ZM11 84L14 85V83H11ZM26 84L27 83L25 84L19 83L17 85H26ZM46 89L48 90V92H46ZM24 91H27V90H24ZM42 92H44V94H42ZM29 98L30 100H28ZM68 99H70L72 102H77V101L83 102V100L85 102L90 101V100L87 101V99H89L88 95L77 94V93L72 94V96H70ZM40 111H42V113H40ZM45 113H46V116L44 117L43 114ZM39 114L40 115L42 114L41 115L42 118ZM63 114H66L64 115L65 117H62ZM33 115L35 117H33ZM137 117L134 119V123L137 122L136 125H138L139 123L140 127H142L141 126L142 119L137 118ZM23 118H26L25 120L29 118L28 121H30L31 118L32 120L34 119L33 121H30L28 123L29 124L32 123L31 126L33 125L32 128L33 129L35 128L36 131L31 128V132H30V130H28V128L30 129L29 127L30 125L27 126L28 128H26V125H24L26 123H24L25 121ZM44 118H46V121ZM42 119H44L45 123L42 121L43 124L42 123L38 124L40 120ZM20 120L24 124H22ZM17 123H21L22 125L17 124ZM89 123L90 122L88 121L87 126H85L88 133H89V130L92 128L91 129L92 131L94 127L92 125L89 126L88 125ZM37 124L39 126L38 128H36ZM19 126H22V127H19ZM55 127L56 129H54ZM88 127L90 128L88 129ZM13 128L14 129L19 128L18 129L19 131L17 129L15 130L18 132H20L21 130V134L16 132ZM39 128H40V131H39ZM22 129L24 130V132ZM32 131H34V134L32 133ZM9 133L11 135H9ZM37 133L39 134V136ZM53 133L60 135V137L57 138V140L52 142ZM28 134L30 135L28 136ZM45 134L47 135V137L45 136ZM6 135H8V137ZM42 135L44 136V138L42 137ZM25 136H28V137H25ZM3 139H6V140H3ZM61 139L62 141H60ZM22 141L24 142L21 143ZM4 144H7V145H4ZM48 144H51L49 145L50 148L48 147ZM20 146L22 147L18 149ZM13 147L15 149H13ZM47 147L49 149H47ZM44 151L45 153H43L42 155V152ZM38 154L39 156L41 155V157H38ZM50 158H51V161H50L51 164L49 162ZM46 162H49L50 165ZM54 162H56V166ZM88 162L91 164L89 165ZM52 167H54L53 170H52ZM100 180L101 179L98 176L95 178H91V181H100ZM9 209L11 210V212ZM17 214L19 217L17 216ZM13 216L15 218H13ZM21 216L23 218H21ZM13 219H15V221ZM20 219L21 220L24 219L22 220L23 222L22 221L20 222V224L22 223V225L19 224ZM11 220L13 223L11 222ZM24 221L25 222L27 221V222L25 223ZM4 225L5 227L7 226L6 227L7 229L4 228ZM25 225H28V226L25 227ZM16 226L18 228H16ZM23 227H25L26 229H22Z\"/></svg>", "mask_w": 264, "mask_h": 264}]
</instances>
